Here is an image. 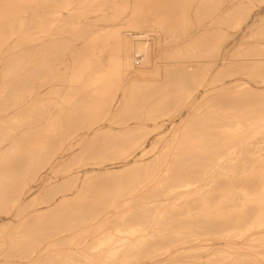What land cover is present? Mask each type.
Listing matches in <instances>:
<instances>
[{
  "label": "rangeland",
  "instance_id": "obj_1",
  "mask_svg": "<svg viewBox=\"0 0 264 264\" xmlns=\"http://www.w3.org/2000/svg\"><path fill=\"white\" fill-rule=\"evenodd\" d=\"M32 1V0H31ZM115 1V0H114ZM123 1V2H122ZM119 0V1H117V2H119V3H117L116 1L115 2H113V4H112V11L113 12H115V14H116V11L115 10H117V8H118V14H116L117 16H118V19H123L124 18V16L126 15H128L129 13H132L133 12V10H138L139 9V5H140V1L139 0H131V2H130V0ZM130 3H129V2ZM133 1H134V3H133ZM213 1V2H212ZM263 3H262V2ZM136 2V3H135ZM137 2H139V3H137ZM184 2V3H183ZM183 2L181 3L182 5H181V10H180V14H182L183 15V17L180 15V18H183L182 20L180 19V18H178L179 19V24H178V20H175L176 21V25H175V21H173L172 22V24L173 25H171L172 26V28L170 29V27L171 26H167V27H165L163 30H162V32H161V39H162V41L163 40H165V41H163L162 43H163V51L161 52V54H160V59H161V71L160 72H158V74H157V72H151V71H149V73L148 72H146L147 74H140L139 75V77H142V76H144L145 77V79L146 78H148V77H153L154 75V77L153 78H155L154 80H146L147 82H148V84H147V82L145 81V80H133V78H132V80L131 79H129L130 78V75L129 74H127L126 73V75L124 74L125 72H121L120 70H118L117 71V73H115L116 72V69L114 70V68H115V64L113 65V63H115L114 62V58H115V52L112 50V48L115 50V47H119L121 44L120 43H118V42H116V41H114L113 42V44L112 45H110L109 46V48L108 49H111V51L109 50V53L108 54H110L109 56L111 57V55L113 56V58H111L110 60L108 59V61H107V63L109 64L110 63V65H107V67L105 68V69H107V71H105V69H99L98 71H95V70H91L90 68H88V66L90 65V60H89V52H87V51H83L81 48H82V46H83V44L84 43H86V39H88V36L90 37V33H92V32H90V31H92V29L91 28H87V29H89V30H87V29H83L81 32H79V33H76V34H73L70 38L71 39H69V41H67V43L66 44H63V48H65V50H67L68 48V46H70V44H71V46L69 47L70 49V51H71V49L73 48H75V47H77V46H79L78 47V49L76 48V49H72V51H73V53H72V51L71 52H69V51H67V53L66 54H68V56H69V61H72L71 62V64H68V63H70L69 61H68V59H67V61H68V63H67V61H66V67H65V69H66V71H67V67L70 65V67H68L69 69V71L68 72H63L62 73V76L63 77H66V78H62L61 76H60V80L62 81V82H64V79H66L67 81H65L64 83H63V88H62V90H61V93H60V100H59V102H61L62 104L65 102V104L66 105H68V106H66V105H62L61 103L59 104L60 105V108H64L65 106L67 107V108H65V109H68L69 108V113H73V114H78L79 112H76L75 113V111H78V107H79V111H83V113L82 112H80L81 113V115L83 116L84 115V118L86 119L85 121H88V120H90V122L92 121V120H94L95 118H96V120H94V122H96L98 119H103V117H104V115H105V117L106 116H108V114L110 113L111 114V118L109 117H107V119H105V120H103L104 122H108V127L106 126L104 129H103V131H101V132H98V133H95V136H93L94 134H92L90 137H88V138H80V137H74V138H72V139H70V138H68V130L70 129V128H72V125H70L69 126V129H67L66 127H65V125H63V126H56V124L54 123V121H47V123L45 122V121H40L41 119H40V117H38V114H39V112H41V109H42V107H46L48 104H50V103H54V102H56V101H54L52 98H53V96H48V97H52L51 99L53 100H50V99H48V97L45 95V96H40V98L38 97L37 99H36V101H34L33 102V104H31V105H28V110H27V113L25 112L26 110H23V112L22 113H25V115L27 116V118L26 119H24V118H16V119H2V120H0V142L2 143H0V158L2 157V155H3V157L0 159V164H1V166H0V170H2V171H0V178H3V179H0V187L2 186V188L0 189V196H1V194H3V196L2 197H0L1 199H3L2 200V202H1V200H0V264H65L68 260L67 259H69V261L66 263V264H147V262L148 263H150L151 261V263L152 264H158V262H159V264H164L165 262V264H182V262H183V264H236V262L235 261H237V264L239 263H241V264H264V238H262V237H264V235H262L261 234V231L260 230H264V215H262V214H264L263 212H264V210L263 211H258L257 213H256V215L257 216H254V218H252V220L251 221H253L252 222V226L250 227V225H251V221L249 222V223H247V225H245L244 227L245 228H243V227H241L242 228V231H241V229H238L237 228V230L236 229H234V233H232V230L233 229H231V231L230 230H227V232L226 231H224V232H217V234H216V232H212V231H210L209 229H207V228H204V224H202V223H204L203 222V218H204V216H205V214H206V212H204V211H206V209L207 210H209V208H210V211H217V210H220V214H221V211L223 210V211H230V210H232V209H236L235 211H237V209H239L243 204L245 205V200H247V198H251V197H254V195H252L253 193L255 194V193H259L260 191H261V194L263 193V191H264V184L263 185H260V186H256V188L254 187V189L255 190H258L259 192H257V191H255L254 192V190L252 191V189H253V187H251L250 185V187H248V185H247V187L245 188V184H244V187L242 186V184H239L240 182H236V180H235V178L236 177H238V179H239V177L241 176V175H246L245 173L248 171L247 169L248 168H251L250 170L251 171H255L256 169H255V167H257V166H254V164H256V162L255 161H258L257 163H259V160L260 161H262L263 159L262 158H260V157H262L263 155H264V152L262 153V151H264V149L263 150H261L262 148H264V128L262 129V127H260L259 125H261V122H259L260 124H257V122L256 121H262V126L264 125V121L263 120H260L261 118H259V120H258V117L257 116H254V115H258L257 114V112H259V111H261V112H259V114H261L262 115V111H263V114H264V107H262V106H264V104H261V103H264V93H261V92H264L263 91V89H264V83H262V80H263V82H264V60H262V58L264 59V46H262V45H260L256 40H255V38L256 39H258L257 37H252V38H250L251 39V41L250 42H245V43H241L242 42V39L241 38H239V39H235L237 36L236 35H239L240 33H241V28H239V27H232L231 26V24L233 25V20H234V25L238 22V21H241V19L242 20H245V19H247L246 17L247 16H249L250 14L251 15H253V13L254 12H256V11H258V10H262L261 11V14H263L262 15V17H259V16H256V18L258 19V17L261 19L262 18V20H258L257 22H256V24L252 27V29H250V31H252V34L254 35L255 33L257 34V35H259L260 36V34H261V36H263V34H264V29H263V27H264V7H261V6H264V1L263 0H244V1H241L242 2V4H243V2H244V4L243 5H241V3H239L240 2V0H236V2L234 3V5L232 6V5H229V6H227L226 8L227 9H229V8H231V10H228L227 11V9L225 8V6H226V1H223V0H183ZM194 2V3H193ZM218 2V4H219V6H221V7H218L217 5L218 4H215V3H217ZM227 2L229 3V0H227ZM32 3H34V4H32V6H36L37 5V8H38V0L36 1V0H34V1H32ZM120 3H121V6H119L120 5ZM123 3V4H122ZM224 3V5H222ZM246 3V4H245ZM118 5V6H114V5ZM130 4H131V8L129 9V7H130ZM186 6H185V5ZM206 4V5H205ZM237 4V5H236ZM126 5H128V8L126 7ZM133 5H135V6H133ZM137 5V6H136ZM183 5H184V7H183ZM188 5V6H187ZM198 5V6H197ZM208 5V6H207ZM236 5V6H235ZM239 5H241V7H243V8H241ZM244 5H246V7L244 6ZM261 5V6H260ZM238 6V7H237ZM258 6V7H257ZM115 9H114V8ZM124 7H125V10H123L124 9ZM216 7V8H215ZM235 7H237V8H235ZM241 8V10H239V11H242V12H238L237 10L238 9H240ZM256 7V8H255ZM36 8V11L38 10ZM197 8H199V9H197ZM202 8V9H201ZM210 8V9H209ZM234 8V9H233ZM244 8H246V10L244 9ZM261 8H263V9H261ZM122 9V11H120V10ZM127 9L129 10L128 12H127ZM132 9V10H131ZM184 9V10H183ZM196 9L198 10V11H196ZM214 9H217V10H219V9H222V10H220L218 13L217 12H215V11H213ZM130 10L132 11V12H130ZM200 10V11H199ZM236 10V11H235ZM248 10V11H247ZM196 11V12H195ZM208 11V12H207ZM228 13H227V12ZM231 11V12H230ZM234 12V14H233V12ZM122 12V13H121ZM215 13V21H213V23L209 26V29H207V28H205L204 30H200L199 32H202V33H200V34H197V35H195V36H193V37H191V38H189V40L187 41V42H182V43H180V44H177L176 43V41H177V38L179 39L181 36H183V35H185L191 28H192V24H193V19L191 18V16L192 15H196V14H198V13H201L200 15H201V17H202V19H203V21L201 22V23H203V22H205V20H208L209 18H210V16L211 15H214V13ZM237 12V13H236ZM246 14H245V13ZM123 14V15H120V14ZM128 13V14H127ZM208 13H209V15H208ZM226 13V14H225ZM229 13H231V14H233V17H232V15L231 14H229ZM236 13V14H235ZM242 13V14H241ZM245 16H244V15ZM217 15V16H216ZM219 15H220V17H219ZM239 15H241V17L239 16ZM126 16H125V18H126ZM190 16V17H189ZM209 16V17H208ZM232 17V18H234V19H232V21H231V18L230 17ZM239 16V17H238ZM179 17V16H178ZM208 17V18H207ZM227 17H229V18H227ZM188 18V19H187ZM190 18V19H189ZM195 18H196V16H195ZM222 18V19H221ZM236 18H238V19H236ZM227 19H228V21H227ZM235 21H236V23H235ZM232 22V23H231ZM262 22V23H261ZM198 24V23H197ZM175 25V26H174ZM187 25V26H186ZM218 25V26H217ZM189 26V27H188ZM146 27H148V26H142V28L141 29H144V28H146ZM173 27H176V28H173ZM186 27V28H185ZM222 27H223V29H222ZM183 28V29H182ZM216 30H215V29ZM219 30H218V29ZM171 30V32H170V34H169V31ZM214 29V30H213ZM260 29V30H259ZM122 30H124V31H127V32H129V31H134V30H140L139 28H137V27H131V26H128V25H125V24H123L122 25ZM169 30V31H168ZM221 30V31H220ZM227 30V31H226ZM256 30V31H255ZM88 32V33H86L85 34V32ZM183 31V32H182ZM215 31H216V34H215ZM255 31V32H254ZM259 31V32H258ZM169 34L170 36H168L167 34ZM175 32V33H174ZM180 32V33H179ZM183 34H182V33ZM208 32V33H207ZM231 32V33H230ZM83 35H82V34ZM164 33V34H163ZM204 33H205V35H204ZM251 33V32H250ZM80 34V35H79ZM88 34V35H87ZM207 34V35H206ZM210 34V35H209ZM75 35V36H74ZM78 37H77V36ZM81 35L82 36H85V37H82V39H81ZM165 37V38H163V36ZM167 35V36H166ZM203 35V36H202ZM80 36V37H79ZM236 36V37H235ZM78 39H77V38ZM139 37V36H138ZM167 37V38H166ZM201 37H203V38H201ZM214 37H215V39H214ZM76 38V40L78 41H76V40H74ZM137 38V37H136ZM73 39V40H72ZM79 39H81V40H79ZM202 39H203V41H202ZM214 39V40H213ZM234 39V40H233ZM72 40V41H71ZM196 40H197V42H196ZM224 40V41H223ZM232 40V41H231ZM84 41V42H83ZM118 41H121V39H119ZM200 41V42H199ZM202 41V42H201ZM206 41V42H205ZM237 41V42H236ZM76 42V43H75ZM205 42V43H204ZM208 42V43H207ZM210 42V43H209ZM231 42V43H230ZM68 43H69V45H68ZM75 43V44H74ZM81 43H83V44H81ZM200 43H201V46H200ZM202 43H204L205 45L203 46V44ZM230 43V44H229ZM250 43V44H249ZM82 46H81V45ZM114 44H115V46H114ZM120 44V45H119ZM72 45H73V47H72ZM116 45H119V46H116ZM195 45V46H194ZM196 45H197V47H196ZM227 45V46H226ZM251 45V46H250ZM111 46H113V47H111ZM190 46H193V47H190ZM224 46H226L225 48V52H224V54L226 55V56H223L224 57V59L225 60H227V59H229V58H233L232 60H228L227 61V63H225V65L223 66V70L221 69V70H218V71H213V68H211V67H214L215 66V62L217 61V60H220L221 59V55H220V53H221V51L223 50V48H224ZM72 47V48H71ZM195 47H196V49H195ZM200 47V48H199ZM223 47V48H222ZM249 47V48H248ZM251 47V48H250ZM255 47V48H254ZM259 47V48H258ZM62 48V49H63ZM195 50H194V49ZM203 48V49H202ZM221 48H222V50H221ZM240 48V49H239ZM248 48V49H247ZM254 48V49H253ZM35 49H37V50H35ZM200 49V50H199ZM239 49V50H238ZM258 49V50H257ZM34 51H33V53L36 55L37 54V52L39 51L40 52V54H39V52H38V54H37V56H38V60H36L35 62H34V64L31 66V70H30V68H29V71H30V73H34L35 72V70H36V68H37V70L39 69V68H41V67H43V63H42V61H41V51H40V48L39 47H35L34 49H33ZM64 50V49H63ZM65 50H64V52H65ZM83 51V53H82V51ZM186 50H188V51H186ZM193 50H194V52H193ZM229 50H230V52H229ZM237 50V51H236ZM261 50V51H260ZM180 51H182V52H180ZM187 52V55L185 56H181V54H184V53H186ZM195 51H196V53H195ZM200 51V52H199ZM216 51V52H215ZM63 52V51H62ZM69 52V53H68ZM79 53V54H75V53ZM192 52V53H191ZM199 52V53H198ZM202 52V53H201ZM204 52V53H203ZM244 52H245V54H244ZM70 53H72V54H70ZM86 53H88V55L86 54ZM194 53H195V55H194ZM202 54L200 57H197L198 56V54ZM257 53H259V54H257ZM172 54V55H171ZM197 54V55H196ZM209 54V55H208ZM34 55V56H35ZM174 55V56H173ZM177 55H179L180 56V59H179V56H177ZM191 56V58H190V56ZM193 55H194V58H193ZM204 55V56H203ZM208 57H207V56ZM249 57H248V56ZM76 56V57H75ZM78 56V57H77ZM204 58H203V57ZM72 57V58H71ZM74 57V58H73ZM88 57V58H87ZM206 57V58H205ZM222 57V58H223ZM36 59H37V57H35ZM78 58H79V60H78ZM85 58H87L85 61L83 60V59H85ZM98 58V57H97ZM96 58V59H97ZM172 58V59H171ZM177 58V59H176ZM202 58H203V60H202ZM220 58V59H219ZM240 58V59H239ZM244 58V59H243ZM248 58V59H247ZM260 58V59H259ZM6 59H9V60H7L6 62H10L11 60H10V58L8 57V58H6ZM72 59V60H71ZM166 59V60H165ZM177 61H176V60ZM179 59V60H178ZM186 59H188V60H190V61H188V62H192V61H200V62H202V66H201V69H202V67H204L201 71H202V73H201V76H200V73L198 74V75H195V77H192V78H194V79H192V80H189L188 82H187V84H185V82L187 81V80H185L184 81V79L183 78H181L180 76H177V75H175L174 74V72L173 73H171L170 71L171 70H169L168 69V67L171 69V68H174V66L177 64V63H183L184 61H187ZM205 59V60H204ZM209 60V62H208V60ZM224 59H222V60H224ZM241 59H243V60H241ZM247 59V60H246ZM257 59V60H256ZM78 60V61H77ZM81 60H83V61H81ZM87 60H89V61H87ZM184 60V61H183ZM216 60V61H215ZM39 61V63H36V62H38ZM77 61V62H76ZM79 61H81L80 63L81 64H79ZM87 61V65L86 64H83V62H86ZM111 61V62H110ZM212 61V62H211ZM256 61H258V62H256ZM173 62H174V64H173ZM206 62V63H205ZM240 62V63H239ZM241 62H243L246 66H244V64L243 63H241ZM245 62H250V63H245ZM253 62H255V63H253ZM261 62V63H260ZM78 63V64H77ZM171 63V64H170ZM211 63H213V65L211 66L210 64ZM231 63V64H230ZM253 64V66H250V64ZM3 65H5V61H3V63H2ZM9 64H11V62L9 63ZM42 64V65H41ZM74 64V65H73ZM167 64V65H166ZM168 64H169V66H168ZM207 64H209V65H207ZM230 64V65H229ZM242 64V65H241ZM249 64V65H248ZM251 64V65H252ZM259 64V65H258ZM263 64V65H262ZM36 65H38L36 68H34L33 66H36ZM40 65H41V67H40ZM81 65L83 66V67H81ZM86 67H85V66ZM209 66L208 68L209 69H207V66ZM227 65H229V66H231V67H229L228 66V68H227ZM234 65V66H233ZM235 65H236V67H235ZM238 65H239V67H238ZM240 65L242 66V68L240 67ZM247 65H248V67H247ZM6 67H7V64L5 65ZM4 66V67H5ZM9 66L10 65H8V67L6 68H4V70H2V72H7L9 75H10V70H11V68H12V66H10V68H9ZM71 66H73V68L71 67ZM75 66H76V68H75ZM78 66V67H77ZM113 66V67H112ZM168 66V67H167ZM226 66V67H225ZM33 67V68H32ZM85 67V68H84ZM110 67V68H109ZM225 67V68H224ZM237 68V69H235V68ZM246 67V69H244V68ZM252 67V68H251ZM8 68H9V71H7L8 70ZM79 68V69H78ZM80 68H83V69H81L82 71H84V73L82 72V71H80ZM163 68H164V70H163ZM233 68V69H232ZM259 68V69H258ZM73 69H77V70H73ZM112 69V70H111ZM169 70L167 73H169V74H167V75H169V78L168 77H166L165 75H166V72H165V70ZM211 69V70H210ZM227 69V70H226ZM231 69V73H230V70ZM239 69H240V71H239ZM251 69V70H250ZM254 69V70H253ZM36 70V75H35V73L32 75V74H30V73H28V76L29 75H31V76H29V77H32L33 79H34V77L35 76H38V77H40L39 79H40V81H41V76L40 75H42V74H40L39 75V73L38 72H40V71H37ZM39 70H42V69H39ZM74 72H73V71ZM88 70H89V74H88ZM102 70V71H101ZM109 70V71H108ZM205 71V73H204V71ZM208 70V71H207ZM235 70V74H233L234 71ZM245 70V71H244ZM248 70V71H247ZM255 70H256V72H255ZM28 71V72H29ZM32 71V72H31ZM76 71H78V73L76 72ZM87 72V74H86V72ZM92 71V72H91ZM94 71V72H93ZM105 71V72H104ZM114 73H112V72ZM120 71V72H119ZM163 71V72H162ZM209 71H210V73H209ZM227 71H228V73H227ZM80 72V73H79ZM83 73V75H81L82 73ZM109 72V73H108ZM164 72H165V74H164ZM221 74H220V73ZM224 72H226V73H224ZM246 72V73H245ZM3 73V74H4ZM41 73V72H40ZM76 73H77V75H76ZM145 73V72H144ZM160 73H163V74H160ZM209 73V74H208ZM215 73V74H214ZM224 73V74H223ZM238 73V74H237ZM251 73H252V75H251ZM262 73V74H261ZM64 74V75H63ZM85 74V75H84ZM93 74V75H92ZM101 75V77H100V75ZM113 74V75H112ZM123 74V76H121ZM149 74V75H148ZM154 74V75H153ZM203 74H205V75H203ZM240 74V75H239ZM250 74V75H249ZM256 74V75H255ZM4 75H5V77H4ZM3 75V77H4V85H5V88L6 87H9V88H7L8 89V91L10 92V90H11V86H10V84H7L8 83V81H9V78H7V74L5 73ZM7 75V76H6ZM67 75V76H66ZM72 75V76H71ZM87 75H88V78H86L87 77ZM110 75H112V76H110ZM147 75V76H146ZM152 75V76H151ZM160 75V76H159ZM213 75V76H212ZM216 75H218V76H216ZM221 75V76H220ZM223 75H226L225 77L226 78H224V76ZM231 75L233 76L232 78H231ZM247 75V76H246ZM261 75V76H260ZM27 76V80H26V83H27V85H26V87L23 89V90H19V93L18 94H21V91H27L28 89L27 88H30V89H32L31 87H33V89L35 90L36 89V91H39L40 90V87L42 86L41 84H42V82H40L39 81V79H38V81H37V77H35V81H34V83H36V84H34L33 83V80H32V84H34V86L32 85V84H30L31 82L30 81H28V80H30V79H32V78H29ZM77 76H79V77H77ZM85 76V77H84ZM108 76H110L109 77V79L107 78ZM116 76V77H115ZM229 76H230V78H229ZM254 76V77H253ZM256 76H258V77H256ZM10 77V76H9ZM82 77V78H81ZM90 77V78H89ZM99 77H100V79H99ZM120 77V78H119ZM129 77V78H128ZM162 77V78H161ZM166 77V78H165ZM205 77V78H204ZM222 77V78H221ZM237 77V78H236ZM71 78V79H70ZM74 78H75V80H74ZM78 78H79V80H78ZM80 78H81V80L82 81H84V83H85V80L87 81L85 84L83 83V82H80V85H81V87H80V85H79V82L78 81H80ZM84 78V79H83ZM102 78H103V81H102ZM104 78H105V80H104ZM158 78V79H157ZM195 78H196V82L197 81H199V86H197L198 85V82H197V85H195L196 83H195ZM198 78V79H197ZM224 78V79H223ZM251 80H250V79ZM77 79V80H76ZM90 79V80H89ZM92 79V80H91ZM128 81H127V80ZM157 79V80H156ZM162 79H164V80H162ZM220 79H222L220 82H219V80ZM101 81L100 82V84H99V81ZM112 80V81H111ZM124 80V81H123ZM166 80V81H165ZM224 80V81H223ZM78 83H77V82ZM91 81V82H90ZM94 81H98V82H94ZM114 81V82H113ZM120 81H123V82H120ZM138 82V83H136V82ZM142 83H141V82ZM153 81V82H152ZM160 81H164L163 83L162 82H160ZM183 81V82H182ZM191 81L193 82V83H191ZM201 81V82H200ZM205 82V83H203V82ZM233 81V82H232ZM239 82V83H237V82ZM6 82V83H5ZM28 82H30V83H28ZM38 82H39V85H38ZM67 82H69V83H67ZM75 82V83H74ZM130 82V83H129ZM131 82H133V83H131ZM135 82V83H134ZM140 82V83H139ZM144 82V83H143ZM150 82H152L153 84V86L150 84ZM210 82V83H209ZM214 82H216V83H214ZM226 82V83H225ZM261 82V83H260ZM65 83H66V85H65ZM71 83H73V84H71ZM88 83H90V84H88ZM103 83H105V84H103ZM108 83H109V87L107 86L108 85ZM129 83V84H128ZM154 83H155V87L158 89H155V88H153L154 87ZM162 83V84H161ZM186 85V88H185V85ZM193 84L192 85V87H191V84ZM195 83V84H194ZM203 83V84H202ZM231 83V84H230ZM30 84V85H29ZM97 84V85H96ZM102 84L105 86H102ZM126 84V85H125ZM135 84H138V85H135ZM143 86H142V85ZM170 84V85H169ZM189 84V85H188ZM213 84V85H212ZM227 84V85H226ZM233 84V85H232ZM248 84V85H247ZM259 84H260V86H259ZM261 84H262V86H261ZM8 85V86H7ZM32 85V86H31ZM67 85H69V86H67ZM71 85V86H70ZM76 85V86H75ZM84 85V86H83ZM86 85V86H85ZM92 85V86H91ZM118 85H119V87H118ZM130 85H132V86H135L136 88H138V89H136L137 91L138 90H140V91H143V90H148V89H150L151 90V92H150V90H148V91H146V92H142V93H145L144 95H143V97H142V93L140 92V93H138L137 91H135V89L134 88H131L132 86H130ZM145 85L147 86L146 88H145ZM167 85V86H166ZM173 85V86H172ZM226 86V88H229V89H226L225 87H223V86ZM232 85V86H231ZM235 85V86H234ZM241 85V86H240ZM28 86H31V87H28ZM64 86H65V88H64ZM68 87V89H67V87ZM101 86H102V88H101ZM129 86V87H128ZM139 86L141 87L140 89H139ZM172 86V87H171ZM188 86H190V87H188ZM194 86V87H193ZM196 86V87H195ZM35 87V88H34ZM69 87H70V90H69ZM79 87V88H78ZM87 87V88H86ZM97 87V88H96ZM128 87V88H127ZM142 87H144V88H142ZM150 87V88H149ZM170 87V88H169ZM208 87V88H207ZM217 87V88H216ZM218 87H222V90H220L221 88H218ZM233 87H234V89H233ZM240 87V88H239ZM247 87V88H246ZM261 87V88H260ZM4 88V91H3V94H8L9 92L8 91H6L7 89H5ZM37 88L39 89V90H37ZM83 88V90H81ZM98 88H100V89H98ZM104 88V89H103ZM110 88V89H109ZM117 88V89H116ZM148 88V89H147ZM197 88H200V91H199V94L200 95H198L197 96V100H196V98H194L195 97V94H197ZM230 88H232V91H231V89ZM242 88V89H241ZM258 88V89H257ZM10 89V90H9ZM75 89H77L78 91H76ZM95 89V90H94ZM98 89V90H97ZM128 89V90H127ZM132 89V90H131ZM142 89V90H141ZM162 89V90H161ZM217 89V90H216ZM226 90V91H224V90ZM249 89H250V91H249ZM72 90V91H71ZM101 90V92H99ZM105 90H109L108 92L107 91H105ZM115 90V91H114ZM156 90H157V92H156ZM162 91V92H158V91ZM174 90V91H173ZM189 90V91H188ZM192 90V91H191ZM213 90V91H212ZM220 90V91H219ZM242 90V91H241ZM253 90H255V91H253ZM29 91H31V90H28L27 92H29ZM68 92V93H66V92ZM92 91V92H91ZM96 91V92H95ZM98 91V92H97ZM105 91V93H103ZM134 91H135V94H134ZM153 91V92H152ZM166 91V92H165ZM179 92V93H176V92ZM206 91V92H205ZM219 91V92H218ZM221 91H224V92H221ZM229 91L231 92V94L229 95ZM239 91H240V94H239ZM249 91V92H248ZM12 92V91H11ZM9 93L7 96H5V99H6V97H11V99L13 98L12 96H15V95H13L12 93ZM64 92V93H63ZM77 92V93H76ZM83 92H84V94H83ZM137 92V93H136ZM164 92V93H163ZM173 92V93H172ZM193 92H194V94H193ZM196 92V93H195ZM204 92V93H203ZM221 92V93H220ZM229 95V96H224L223 97V95H225L226 93ZM236 94H235V93ZM242 92V93H241ZM245 92V93H244ZM73 93H74V95L77 97H75L74 95H73ZM87 93V95H85ZM90 93H92V94H90ZM95 93V94H94ZM103 93V94H102ZM111 93V94H110ZM132 93V95H130ZM148 93H153V95L151 94H148ZM167 93V94H166ZM187 93H190L189 95L187 94ZM213 93V94H212ZM252 93V94H251ZM253 93H255V94H257L259 97L260 96H262L263 98H259L257 95H256V98H257V100H259L258 101V104H257V102H256V98H255V94H253ZM3 94H1V97H2V95ZM5 94V95H6ZM11 94H12V96H11ZM15 94H17V93H15ZM17 94V95H18ZM79 94H81V95H79ZM97 94V95H96ZM115 94L116 95H118V96H120V100L121 101H119L118 102V106H117V109H115V111L114 112H111V110H107V112H106V107L107 106H110V105H108L110 102L109 101H111V103L113 104V99H114V97H115ZM139 94V95H138ZM141 94V95H140ZM147 94H148V97H147ZM159 94V95H158ZM162 94V95H161ZM166 94V95H165ZM175 94H178V95H175ZM184 94V95H183ZM192 94V95H191ZM203 94V95H202ZM216 94V95H215ZM218 94V95H217ZM219 94L221 95V97L219 96ZM223 94V95H222ZM234 94V95H233ZM243 96H242V95ZM259 94H262V95H259ZM63 95V96H62ZM66 95H67V97H66ZM96 95V96H95ZM104 95H105V97H104ZM108 95V96H107ZM112 95V96H111ZM137 95L138 96H141L140 97V99H138L137 98ZM161 95V96H160ZM169 96V98H167L168 96ZM205 95V96H204ZM209 95V96H208ZM235 96V95H237V97L238 98H236V96H235V98H236V100H235V98H233V96ZM251 95H253L252 96V98H251ZM4 96V95H3ZM19 96V95H18ZM65 96V97H64ZM71 96V97H70ZM80 96H82L81 98H80ZM84 96V97H83ZM100 96V97H99ZM110 96V97H109ZM145 96V97H144ZM155 96H158V97H155ZM172 96H173V98H172ZM175 96V97H174ZM176 96H178V98H180L179 99V101H177L176 99ZM191 96V97H190ZM199 96H200V98H199ZM232 96V97H231ZM10 97L9 98H7L6 100L4 99V97H3V99L5 100H3V99H1L0 100V106H2V108L0 107V115H2V112H3V114H5V112L7 111V110H9L10 109V107L12 106V104H11V99H10ZM42 97V98H41ZM44 97V98H43ZM47 97V98H46ZM78 97L80 98V99H78ZM89 97V98H88ZM109 97V98H108ZM112 97V98H111ZM126 97V98H125ZM204 97V98H203ZM217 97V98H216ZM225 97H227L226 99H225ZM248 97H250V98H248ZM62 98L64 99V100H62ZM66 98V99H65ZM71 98V99H70ZM72 98H74L73 100H72ZM82 98H85L84 100H85V102H83L82 101ZM91 99V101H92V99H93V101H92V103H91V101L89 100L88 101V99ZM97 98H98V100H97ZM99 98H101V100L99 101ZM106 98H108V100L106 99ZM111 98V99H110ZM132 98V99H131ZM144 98V99H143ZM146 98V99H145ZM156 98V100L154 101V99ZM163 98V99H162ZM167 98V99H166ZM218 98L220 99V102H219V100H218ZM224 98V99H223ZM232 98L234 99V100H232ZM239 98H241V99H239ZM45 99H46V101H45ZM80 101V102H78V100ZM103 99V100H102ZM129 99V100H128ZM135 101H134V100ZM160 99V100H159ZM162 99V100H161ZM174 100L173 102H171L172 100ZM185 99V100H184ZM190 99H191V101H190ZM201 99V100H200ZM203 99V100H202ZM213 99V100H212ZM224 101H223V100ZM230 99V100H229ZM239 100V102H237L238 100ZM253 99V101H251ZM10 100V101H9ZM41 100H43L45 103H46V105L44 106V104L45 103H43V101H41ZM48 100V101H47ZM50 100V101H49ZM68 100V102H70L69 104H68V102H66V101ZM69 100H71V101H69ZM75 100V101H74ZM105 100V101H104ZM130 100H131V102H130ZM139 100H141V101H139ZM145 100V101H144ZM211 100H212V102H211ZM218 100V101H217ZM232 100V101H231ZM240 100H243L244 102H247L246 104H244V102H240ZM261 100V101H260ZM64 101V102H63ZM77 101V102H76ZM88 102V104H86L87 102ZM102 101H104V102H102ZM144 103H143V102ZM162 101V102H161ZM214 101V102H213ZM221 101H223L225 104H226V106H225V104L223 105V102L221 103ZM225 101H228V102H225ZM234 101V102H233ZM8 103V106L6 105V108L7 107H9L10 105V107H9V109L7 108V110L4 108V106L1 104V103H3V104H5V103ZM50 102V103H49ZM74 102H76V103H78V104H80V105H82V106H77L76 105V103H74ZM83 104H82V103ZM96 102V103H95ZM101 102V103H100ZM121 102V103H120ZM128 102V103H127ZM137 103V105H135L134 103ZM148 102H152L153 104H151V103H148ZM161 102V103H160ZM165 102L167 103V102H169L170 104H171V107H170V105L169 104H165ZM178 102V103H177ZM211 104H210V103ZM217 102H219L218 104H216ZM232 102V103H231ZM250 102V103H249ZM259 102H260V104H259ZM53 103H52V105H53ZM89 103H91V104H89ZM96 105H95V104ZM98 103V104H97ZM103 103L105 104V105H103ZM143 103V104H142ZM160 103V104H159ZM175 103V104H174ZM185 103H189V105H187V104H185ZM206 103V104H205ZM210 105H209V104ZM213 103H215V104H213ZM228 103H230V104H228ZM237 103V105H235V104ZM240 103V104H239ZM56 105H54V107L55 106H58L59 107V105H57V103H55ZM86 104V105H85ZM94 104V105H93ZM132 105V107H131V105ZM148 104V105H147ZM150 104V105H149ZM157 104V105H156ZM162 104H165V105H163V107H165L166 109H165V111H164V108H163V111L161 110V106H162ZM203 104V105H202ZM206 105V107H205V105ZM219 104H221L223 107H221V105H219ZM231 104H233V105H231ZM242 104V105H241ZM89 105V106H88ZM96 106V107H98V108H96V107H93V106ZM246 105V106H245ZM258 105V106H257ZM31 106H32V108H31ZM70 106V107H69ZM76 106H77V108H76ZM83 106H85V107H83ZM106 106V107H105ZM134 106H136V107H134ZM154 106H155V108H154ZM160 106V107H159ZM183 106V107H182ZM194 106V107H193ZM197 106V107H196ZM211 106V107H210ZM214 106V107H213ZM236 106V107H235ZM244 106V107H243ZM247 106H248V109H247ZM250 106V107H249ZM253 106V107H252ZM255 106V107H254ZM30 107V108H29ZM36 107H39V108H36ZM75 107V108H74ZM91 110H89L88 108ZM100 107V108H99ZM104 108V109H102V108ZM111 107H112V105L110 106V107H107V109L108 108H110L111 109ZM126 107V108H125ZM131 107V108H130ZM144 107V108H143ZM150 109H149V108ZM168 107V108H167ZM180 107V108H179ZM189 107V108H188ZM202 107V108H201ZM218 107H219V110H215V109H218ZM231 107H233V108H231ZM242 107H243V109H242ZM252 107V108H251ZM261 107H262V109H261ZM34 108H35V111H34ZM70 108H72V109H70ZM83 108H84V110H83ZM92 108H93V111L94 110H96V111H92ZM96 108V109H95ZM125 108V109H124ZM183 108H184V110H183ZM211 108V109H210ZM231 108V109H230ZM241 108V109H240ZM2 109V110H1ZM30 109H32V110H30ZM38 109V110H37ZM98 109H101V110H99V112H97L98 111ZM127 109V110H126ZM135 109V112L133 111ZM138 109V110H137ZM141 109H143V110H141ZM147 109V110H146ZM156 109H158V110H156ZM169 109V110H168ZM173 111H172V110ZM187 109V110H186ZM227 109V110H226ZM233 109V110H232ZM237 109V110H236ZM251 109V110H250ZM72 110V111H71ZM103 110H105V112L103 111ZM121 110H123V111H121ZM146 110V111H145ZM148 110H149V112H148ZM177 110V111H176ZM181 110H183V112H185V114H186V116L187 117H185L183 120H181V119H177V122H175L174 124L173 123H171V121L169 120V119H171V118H173V115L175 116L174 118L176 119L177 117H179L178 115H177V113H179ZM205 110V111H204ZM224 110V111H223ZM232 110V112L230 113V111ZM243 110V111H242ZM247 110V111H246ZM255 110V111H254ZM259 110V111H258ZM38 111V112H37ZM108 111H110V112H108ZM120 111H121V113H120ZM142 111V112H141ZM166 111H169V112H166ZM189 111V112H188ZM212 111H215V116H213V117H210L211 115L210 114H213L214 115V112H212ZM219 111V112H218ZM220 111H222L223 113H221ZM225 111H228L227 113H229V115L228 114H224V112ZM249 111V112H248ZM252 111V112H251ZM253 111H254V113H253ZM32 112H34V113H32ZM88 114V112H90L88 115L90 116V117H85V115H86V113ZM92 112V113H91ZM125 112V113H124ZM129 112V113H128ZM140 112V113H139ZM147 112V113H146ZM156 112H158V113H156ZM162 112V113H161ZM164 112V113H163ZM172 112V113H171ZM203 112V113H202ZM205 112V113H204ZM234 112H236V113H234ZM248 112V113H247ZM37 113V114H36ZM79 113V114H80ZM99 113V114H98ZM115 113V114H114ZM123 113V114H122ZM152 113V114H151ZM191 113H192V115H191ZM193 113L195 114V115H193ZM207 113H208V115H207ZM210 113V114H209ZM250 113V114H249ZM31 114V115H30ZM32 114H33V116H32ZM91 114H93V115H91ZM103 114V115H102ZM109 114V115H110ZM137 114H139V115H137ZM164 115V116H162V115ZM168 114V115H167ZM201 114V115H200ZM219 114H220V116H221V118H220V120H218L217 122H216V120H217V118H219L220 116H219ZM222 114H224V115H222ZM234 114V116L233 117H231L230 118V116H232ZM88 115H86V116H88ZM94 115H100V116H94ZM120 115H122V117H120ZM144 115V116H143ZM148 115H150V116H148ZM207 115V116H206ZM228 115V116H227ZM251 115V116H250ZM29 116V117H28ZM37 116V117H36ZM153 116H154V118H153ZM169 116V117H168ZM189 116V117H188ZM195 116H196V118H195ZM218 116V117H217ZM225 118H224V117ZM239 116V117H238ZM36 117V118H35ZM93 117V118H92ZM95 117V118H94ZM104 117V118H105ZM114 117V118H113ZM128 117V118H127ZM147 117V118H146ZM149 117H152V118H149ZM164 117V118H163ZM192 119H191V118ZM240 117H241V119H240ZM250 117V118H249ZM29 118H31L30 120H29ZM38 118V119H37ZM88 118V119H87ZM117 118H119V120L117 119ZM129 118L130 119H132V120H129ZM145 118V119H144ZM161 118V119H160ZM167 118V119H166ZM200 118V119H199ZM206 118H207V120H206ZM210 118H212V120L210 119ZM213 118H216V119H214L213 120ZM226 118H227V120H226ZM230 120H229V119ZM236 118V119H235ZM243 118V119H242ZM18 119V120H17ZM92 119V120H91ZM100 119V120H101ZM117 119V120H116ZM143 119V120H142ZM160 119V120H159ZM194 119V121H192ZM196 119V120H195ZM197 119H199V120H197ZM246 119V120H245ZM38 120V121H37ZM113 120V121H112ZM115 120V121H114ZM150 120H152V121H150ZM155 120V121H154ZM211 120V124L210 123H206L207 121L209 122ZM224 120V121H223ZM226 120V121H225ZM234 120H236V121H234ZM248 120V121H247ZM14 121H15V124H14ZM20 121V122H19ZM32 121V122H31ZM144 121V122H143ZM188 121H190V122H188ZM205 121V122H204ZM223 121V123H224V125H223V123L222 124H220L221 122ZM230 121H231V123H232V121H233V126L231 125V123H230ZM240 121V122H239ZM41 124H40V123ZM43 122H44V124H46V125H44L43 124ZM50 122H51V124H50ZM113 122H115V123H113ZM120 122V123H119ZM124 122H125V126H124ZM128 122V123H127ZM131 122V123H130ZM192 122V123H191ZM198 122H200V125L202 124H204V125H206V126H208V127H211L212 128V124L215 122V123H218V124H220V125H222V128H226V129H232V127H233V129H234V131H236L237 129V131L236 132H238L239 133V136H241V133H242V130H244L243 131V134H242V136L241 137H243V138H241L242 140H241V142H240V144L239 145H237L238 143L236 142V145L234 146L235 147V149H233L234 147H233V145H232V150L234 151V153H233V151L231 150V148H228V149H223V150H226V151H223L222 150V152L220 151V152H218V153H215V154H208V155H210V156H208V157H210L212 160H213V156H218L219 158H221V160L217 157L216 158V161L215 160H211V164L213 165V162L215 161L216 162V164H215V166L213 165V167H212V165H211V167H209L208 165H205L206 167H204V166H201V165H203V164H201V162L203 161V162H206V163H208V164H210L209 162V158H207V156L205 155L206 153H208V152H210V148H212V147H215L214 145L215 144H217L216 146H219V144L221 143V142H218L217 143V138H218V140H219V138L220 137H218V135H209V134H205V136H207L208 137V140H207V137H206V139H204L205 138V136H197V138H196V133L195 132H193V134H192V130H196L195 129V127H196V125L195 124H197ZM202 122V123H201ZM246 122V124H244ZM255 122V123H254ZM9 123V124H8ZM10 123H11V125H10ZM31 125H30V124ZM32 123L34 124V125H32ZM52 123L53 124H55V126H56V129H55V127L54 126H52ZM113 123V124H112ZM122 123V124H121ZM135 123V124H134ZM140 123V124H139ZM193 124V125H195V127L194 126H192L191 124ZM195 123V124H194ZM214 123V124H215ZM230 125H229V124ZM243 123V124H242ZM250 123V124H249ZM252 123V124H251ZM256 125H254V124ZM3 124V125H2ZM19 124H21L22 126L20 127V125ZM36 124V125H35ZM51 125V127L53 128V129H50L51 127H50V125ZM131 124H133V125H131ZM138 124V125H137ZM207 124H209V125H207ZM213 124V125H214ZM218 124H216L215 126H214V128H216L217 127V125ZM235 124V125H234ZM17 125V126H16ZM24 125V126H23ZM28 125V126H27ZM48 125V126H47ZM111 125V126H110ZM117 127H116V126ZM122 125H123V127H122ZM147 125V126H146ZM149 125V126H148ZM181 125V126H180ZM202 125H201V127H202ZM226 125V126H225ZM229 125V126H228ZM249 125V126H248ZM251 125H254V126H252L251 128H250V126ZM257 125H258V127L259 128H257ZM21 128H19V127ZM27 126V127H26ZM45 126V127H44ZM47 126V127H46ZM110 126V127H109ZM225 126V127H224ZM228 126V127H227ZM231 126V127H230ZM248 126V127H247ZM31 127V128H30ZM42 127H44L43 129H41ZM49 127V128H48ZM115 128V129H113V128ZM120 127H121V129L123 130V132L121 131V129H120ZM126 129H125V128ZM131 127V128H130ZM142 127H144V128H142ZM150 127V128H149ZM160 127V128H159ZM186 127V128H185ZM190 127H192V128H190ZM241 129H240V128ZM245 127V128H244ZM257 129H259V130H257ZM264 127V126H263ZM6 128H7V130H6ZM19 128V129H18ZM32 128H33V130H32ZM38 128V129H37ZM65 128V129H64ZM81 127H79V129H80ZM108 128H110V130H108ZM119 128V129H118ZM134 128V129H133ZM147 128V129H146ZM155 128V129H154ZM237 128V129H236ZM243 128V129H242ZM253 128V129H252ZM257 130V131H259L260 132V134H258L259 132H257L255 129ZM3 129V130H2ZM16 129V130H15ZM37 129V130H36ZM39 129H41L42 131H40ZM45 129V130H44ZM47 129V130H46ZM60 131H59V130ZM63 129V130H62ZM105 129H107L108 130V132H107V130H105ZM117 129V130H116ZM129 129H130V131H132V129L133 130H137V131H135V132H128L129 131ZM151 129V130H150ZM169 129V130H168ZM192 129V130H191ZM199 129H201L200 127H199ZM250 131V129H251V131L249 132L248 130ZM24 130L26 131V132H24ZM27 130H28V132H27ZM30 130V131H29ZM32 130V131H31ZM36 130V131H35ZM106 132H105V131ZM119 130L121 131L120 133H119ZM128 130V131H127ZM142 130H143V132H142ZM190 130H191V134H192V136H191V134L189 133L190 132ZM239 130L241 131V132H239ZM253 130V131H252ZM261 130H262V132H261ZM4 131V132H3ZM9 131V132H8ZM19 131V132H18ZM21 131V132H20ZM38 131V132H37ZM45 131V132H44ZM55 131H57V132H59V134L56 132L55 133ZM139 131V132H138ZM178 131V132H177ZM183 131V132H182ZM185 131V132H184ZM256 131V132H255ZM10 132H12V133H10ZM40 132H41V134H40ZM46 132H47V134H46ZM52 132V133H51ZM60 132H62V133H60ZM126 132H128L129 134H131V136H133V137H128L129 136V134L128 133H126ZM141 132V133H140ZM249 132V133H248ZM3 133V134H2ZM16 133V134H15ZM30 133V134H29ZM33 133V134H32ZM34 133H37L36 135L34 134ZM49 133L51 134V135H49ZM104 133V134H103ZM110 133H111V135H110ZM119 133V134H118ZM127 134L128 136H126V137H128V138H131V140L132 141H130V139H128L126 142H125V140L126 139H124V138H126V137H124L123 138V136H125L124 134ZM145 135H144V134ZM150 133V134H149ZM183 133V134H182ZM245 133V134H244ZM251 133H253V135H251ZM2 134V135H1ZM10 134V135H9ZM25 134V135H24ZM29 134V135H28ZM40 134V135H39ZM54 134H56V135H54ZM101 134V135H100ZM106 134V135H105ZM123 135L122 136V138L124 139L123 140V142H121L122 141V138H121V136L120 135ZM199 135H200V133H198ZM246 134H250V136H248V135H246ZM254 134H256L255 136H254ZM258 134V135H257ZM263 134V135H262ZM4 135H5V138H4ZM17 135H18V137H17ZM41 135H43L42 136V138L40 139V137L39 136H41ZM47 137H46V136ZM50 137H49V136ZM99 135V136H98ZM114 135V136H113ZM115 135H117V137H118V139H119V141H118V139H116V136ZM119 135V136H118ZM136 135V136H135ZM144 135V136H143ZM183 135V136H182ZM187 135V136H186ZM260 135V136H259ZM12 136H13V138H12ZM29 136V137H28ZM38 136V137H37ZM54 136H56V137H54ZM65 136V137H64ZM111 136V137H110ZM147 136V137H146ZM177 136V137H176ZM194 136V137H193ZM211 136V137H210ZM216 136H217V138H216ZM227 137H232V134H230L229 133V136H228V134L226 135ZM238 136V137H239ZM253 138H252V137ZM3 137V139H1ZM23 137V138H22ZM32 137H33V139H32ZM60 137H62V138H60ZM66 138L65 139V141H64V138ZM110 137V138H109ZM115 137V138H114ZM134 137H136L135 139H134ZM144 137H146L144 140L142 139V138H144ZM176 137V138H175ZM181 137H183V138H181ZM188 137V138H187ZM199 137V138H198ZM212 137H214V139L216 140H214V139H212ZM11 140H10V139ZM28 138V139H27ZM44 138V139H43ZM55 138H56V140H55ZM109 138V139H108ZM141 140H140V139ZM174 138V139H173ZM192 138V140H190ZM196 140H195V139ZM209 138H211V139H209ZM245 138V139H244ZM257 138H259V139H257ZM260 138H262V142H260L261 141V139ZM7 139V140H6ZM18 139H19V141H18ZM24 139V140H23ZM49 139V140H48ZM121 139V140H120ZM148 139V140H147ZM180 139V140H179ZM182 139H183V141H182ZM198 139H200V142H197L196 143V141H198ZM42 140H44V141H42ZM60 140V141H59ZM70 140H73V142H71L70 144H68V141H70ZM109 140V141H108ZM114 140H115V143L116 144H118V142L120 143V146H119V144H118V146L117 145H115V143H114ZM118 142H117V141ZM138 140V141H137ZM189 140V141H188ZM205 142H204V141ZM210 140V141H209ZM212 140L214 141L213 143H212ZM237 140H240V138H238ZM243 140H247V141H245L244 143H243ZM249 140H251V141H249ZM256 141L255 143L256 144H252V143H254L253 141ZM259 140V144H257L258 141ZM10 141V142H9ZM16 141V142H15ZM20 141H23V142H20ZM25 141H26V144H25ZM31 141H33L31 144H30V142ZM67 141V142H66ZM105 141V142H104ZM108 143H107V142ZM140 141V142H139ZM144 141H145V143H144ZM147 141V142H146ZM181 141H182V143H181ZM185 141V142H184ZM188 141V142H187ZM6 142V143H5ZM13 142H14V144H13ZM27 142H28V144H27ZM103 142V143H102ZM109 142L110 143H112V144H109ZM133 142H134V144H136V145H134L133 144ZM137 142V143H136ZM139 142V143H138ZM175 142V143H174ZM176 142H177V144H176ZM205 143V145L203 146L204 148L205 147H207L206 149H203V147H202V145ZM209 142V143H208ZM216 142V143H215ZM246 142H248L247 144H246ZM4 143V144H3ZM18 143H20L21 145H18ZM23 143V144H22ZM52 143V144H51ZM67 143V144H66ZM105 143H106V145H105ZM123 143H124V145H123ZM129 143H130V145H129ZM141 143H143V144H141ZM161 143V144H160ZM193 143V144H192ZM209 145H207V144ZM212 143V144H211ZM244 144V148L246 149V147L250 150V151H248V149L247 150H245L244 148H242V144ZM25 144V145H24ZM30 144V145H29ZM35 144V145H34ZM40 144V145H39ZM45 144V145H44ZM51 146H49V145ZM55 144V145H54ZM58 144V145H57ZM63 144V145H62ZM113 144H114V146L115 147H117V149L113 146ZM127 144L129 145V146H127ZM160 144V145H159ZM191 144H192V146H191ZM202 144V145H201ZM210 144H211V146H210ZM252 146H251V145ZM12 145V146H11ZM15 145V146H14ZM18 145V146H17ZM39 147H38V146ZM43 145V146H42ZM48 147H47V146ZM53 145V146H52ZM60 145H62V146H64V147H61ZM68 145V146H67ZM91 147H90V146ZM110 145V146H109ZM126 147V149L123 147ZM132 145H133V147H132ZM142 145L143 146H147L146 147V149H145V151L144 152H146V153H143V151H140L141 149V147H142ZM186 145V146H185ZM197 145H198V147H197ZM245 145H246V147H245ZM258 145H261L260 147L258 146ZM10 146V147H9ZM24 146V147H23ZM27 146H28V148H27ZM34 146H36V148H38V150L34 147ZM58 146V147H57ZM70 146V147H69ZM74 146V147H73ZM83 146V147H82ZM89 146V147H88ZM135 146H136V148H135ZM156 146V147H155ZM162 146V147H161ZM237 146H240V147H237ZM257 146V147H256ZM15 147H17V150H16V148ZM18 147H19V149H18ZM34 147V148H33ZM50 147V148H49ZM56 147V148H55ZM78 147V148H77ZM98 147V148H97ZM122 149H121V148ZM158 147V148H157ZM161 147V148H160ZM165 147V148H164ZM176 147V148H175ZM182 149H184V150H182ZM194 147V148H193ZM199 147H202V149L201 148H199ZM5 148H7V149H5ZM25 148V149H24ZM32 148V149H31ZM45 148V149H44ZM51 148H53V149H51ZM59 148H61L62 150L60 151V149ZM67 148V149H66ZM84 148H85V150H84ZM90 148V149H89ZM96 148V149H95ZM113 148V149H112ZM120 148V149H119ZM134 148V149H133ZM137 148H139V149H137ZM155 148V149H154ZM163 148V149H162ZM166 148H167V151H166ZM179 148H180V150H179ZM197 148V149H196ZM236 148H238L237 150H236ZM240 148V149H239ZM255 148V149H254ZM34 149L35 150H37V154H38V152H39V154H40V156H37V154H36V152L34 151ZM50 149V150H49ZM59 149V150H58ZM71 149V150H70ZM78 149V150H77ZM119 149V150H118ZM127 149H128V151H127ZM131 151H130V150ZM132 149H133V152H132ZM154 149V150H153ZM190 149V150H189ZM241 149H243L244 150V152L241 150ZM24 150V151H23ZM28 150H30V151H28ZM48 150V151H47ZM52 150H53V152H52ZM57 151V153H56V155L58 156V155H62L63 157L65 156V158H63L62 157V159H60V160H63L62 162H60V160H59V158L57 159V156H52L53 154H55L54 152H56ZM66 150V151H65ZM89 150H91V151H89ZM114 150V151H113ZM121 150H123L124 152H122ZM148 150V151H147ZM179 150V151H178ZM196 150V151H195ZM202 150V151H201ZM204 150V151H203ZM209 150V151H208ZM235 150H236V154H235ZM259 150H260V152H259ZM9 151V152H8ZM19 151V152H18ZM49 151L51 152L50 153V155H49ZM63 151H65V152H67V153H64ZM82 151V152H81ZM110 153H109V152ZM127 151V152H126ZM137 152L138 151V154H139V156L137 157V161H139V163H137L136 165H131V166H135V168H132V167H129V168H122V171H121V169L120 168H118L119 167V165L122 163V161L126 158V156H128V154L130 155V152L131 153H134V152ZM150 151V152H149ZM158 151H160L161 153H159ZM190 151V152H189ZM200 151V152H199ZM207 151V152H206ZM240 151V153H239V156L241 157H239L238 156V152ZM256 151V152H255ZM4 154H6V155H4ZM6 152V153H5ZM15 152V153H14ZM75 152V153H74ZM108 152V153H107ZM129 152V153H128ZM164 152H166V154L164 153ZM176 152H177V154H176ZM201 152H204V153H201ZM206 152V153H205ZM227 152H229V153H227ZM248 153V154H245L244 155V153ZM251 152V153H250ZM254 152V153H253ZM7 153H9V154H7ZM15 155H14V154ZM26 153H27V155H26ZM32 153H34L33 154V156L31 155ZM46 155H44V154ZM62 153V154H61ZM86 153V154H85ZM105 153V154H104ZM124 153V154H123ZM144 155H143V154ZM149 153H151V154H149ZM155 153V154H154ZM158 153V154H157ZM175 153V154H174ZM190 156V157H188V155ZM192 154V155H190V154ZM200 155H199V154ZM222 153V154H221ZM225 153V154H224ZM227 153V154H226ZM233 155H231V154ZM243 153V154H242ZM43 154V155H42ZM52 154V155H51ZM64 154V155H63ZM76 154V155H75ZM84 154V155H83ZM104 154V155H103ZM111 154V155H110ZM122 154V155H121ZM161 154V155H160ZM174 154V155H173ZM186 154V155H185ZM194 154H196V155H194ZM13 155V156H12ZM17 155V156H16ZM24 155H26V156H24ZM31 156V157H29V156ZM73 157H72V156ZM80 155H83V156H80ZM90 155V156H89ZM123 155H124V157H123ZM143 155V156H142ZM153 155H154V157H153ZM159 155V156H158ZM164 155V156H163ZM176 155H177V157H176ZM182 155V156H181ZM228 156V157H226V156ZM237 156L236 158L234 157V156ZM250 155V156H249ZM258 155H260L259 156V158H257L256 159V157H258ZM5 156V157H4ZM9 156V157H8ZM22 156V157H21ZM24 156V157H23ZM43 156V157H42ZM44 156L46 157V158H44ZM71 156V157H70ZM79 156H80V159H79ZM152 156V157H151ZM176 158H175V157ZM186 156V157H185ZM195 156V157H194ZM199 156V157H198ZM221 156V157H220ZM230 156H232V157H230ZM243 156V157H242ZM16 157V158H15ZM67 157V158H66ZM117 157H118V159H119V161H118V159H117ZM124 159H123V158ZM161 157V158H160ZM164 157H166V158H164ZM167 157H168V159H167ZM192 157H194L193 159H192ZM199 158V159H197V158ZM206 157V159H208V161L206 160V159H204V160H202L203 158H205ZM225 157V158H224ZM239 157V158H238ZM245 157V158H244ZM249 157V158H248ZM253 157V158H252ZM6 158V159H5ZM31 158V159H30ZM35 158V159H34ZM36 158H38V159H36ZM54 158H55V161H54ZM142 158H145V159H143L142 160ZM149 158V159H148ZM179 158H180V160H179ZM196 158V159H195ZM215 158V157H214ZM248 158V159H247ZM251 158V159H250ZM264 158V157H263ZM4 159V160H3ZM10 159V160H9ZM42 159V160H41ZM50 159L52 160L51 161V163H56L57 164V167H56V164L54 165V164H51V163H49L48 161H50ZM57 159V160H56ZM77 159V160H76ZM99 159V160H98ZM109 159V160H108ZM141 159V160H140ZM147 159V160H146ZM158 159V160H157ZM163 159V160H162ZM176 159V160H175ZM187 161H186V160ZM195 159V160H194ZM220 160V162H222V164L219 162V160ZM224 159H226L225 160V162H226V164L224 165V167L226 168V170H224L223 169V164H224ZM241 159V160H240ZM254 159H256V160H254V162H253V160ZM22 160V164H21V167L20 166H17L16 164H18V162L19 161H21ZM27 160V161H26ZM45 160V161H44ZM59 160V161H58ZM69 160V161H68ZM74 160V161H73ZM103 160V161H102ZM149 160V161H148ZM167 160V161H166ZM174 162H173V161ZM177 160L178 161H180L182 164H183V166H176V162H177ZM183 160H185V161H183ZM200 161V163H199V161ZM227 160H229V161H227ZM246 162H245V161ZM250 162L251 160V162H253L254 164H253V166L254 167H252V163L250 162V163H248L247 164V162L248 161ZM14 161V162H13ZM17 163H16V162ZM29 161L31 162V168H30V165L28 166L27 164H29ZM57 161V162H56ZM121 161V162H120ZM152 161H154V163H152ZM163 161H165V165L163 164ZM196 161V162H195ZM242 161V162H241ZM10 164H9V163ZM37 162V163H36ZM41 162H42V164H41ZM48 162V163H47ZM70 162V163H69ZM79 164H78V163ZM142 162V163H141ZM146 162V163H145ZM157 162H158V164H157ZM160 162V163H159ZM172 162V163H171ZM179 162V163H180ZM185 162H187V163H185ZM198 162V163H197ZM202 162V163H203ZM214 162V163H215ZM218 162V163H217ZM231 162V163H230ZM240 162V164H238ZM263 162H264V160H263ZM26 163V164H25ZM32 163H33V165H32ZM112 163V164H111ZM150 165H149V164ZM169 163V164H168ZM171 163V164H170ZM174 163V164H173ZM176 163V164H175ZM190 163V164H189ZM233 163V164H232ZM244 163V164H243ZM2 164H4V165H2ZM9 166H8V165ZM27 165V166H25V165ZM69 164V165H68ZM92 164V165H91ZM139 164V165H138ZM143 164V165H142ZM147 164V165H146ZM152 164V165H151ZM161 164H163L165 167H168V165H169V167L171 166V168H167V169H165V170H162V169H164V166H162ZM168 164V165H167ZM186 164V165H185ZM187 164H188V166L190 165V166H192V168H189V167H187ZM195 164V165H194ZM199 164V165H198ZM221 164V165H220ZM229 164V165H228ZM238 164V165H237ZM246 164V165H245ZM13 165V166H12ZM35 165V166H34ZM42 165V166H41ZM49 165V166H48ZM53 165V166H52ZM71 165H73V166H71ZM162 166V167H160V166ZM173 165H174V167H177L176 168V172H175V174L176 175H172V172H173V169H174V167H173ZM199 166V167H197V166ZM220 165V166H219ZM243 165V166H242ZM15 166V167H14ZM25 166V168L23 169V167ZM34 166V167H33ZM48 166V167H47ZM51 166V167H50ZM69 166V167H68ZM76 166V167H75ZM102 166H107V167H117V168H112L111 170H113L112 172L110 171V173H108V172H102L103 173V176H102V173L100 174V175H94V174H92L91 175V173L93 172V171H95L94 169H96V171L99 169V167H102ZM143 166V167H142ZM146 166V167H145ZM157 166H158V169H157ZM186 166V167H185ZM201 166V167H200ZM218 166V167H217ZM232 166V167H231ZM235 166V167H234ZM244 166H248V167H244ZM250 166V167H249ZM7 167H8V169H7ZM10 167V168H9ZM13 167H14V169H13ZM16 167H20V169L19 168H16ZM53 167H55V168H53ZM92 167H93V169H92ZM145 167V168H144ZM148 167V168H147ZM150 167V168H149ZM154 167V168H153ZM182 167H185V168H182ZM215 167V168H214ZM233 168V169H230V168ZM240 168V170H239V168ZM245 169H244V168ZM27 168V169H26ZM28 168H30L29 170L30 171H28ZM34 168V169H33ZM40 168V169H39ZM53 168V169H52ZM68 168V169H67ZM71 168V169H70ZM73 168V169H72ZM79 168V169H78ZM143 168V169H142ZM160 168V169H159ZM173 168V169H172ZM181 168V169H180ZM187 168H189L188 169V171L187 172H189V173H186V170L185 169H187ZM200 168V169H199ZM213 168L215 169V170H213ZM227 168H228V170H227ZM237 168H238V170H237ZM247 168V169H246ZM254 170H253V169ZM258 169L260 168V167H257ZM19 169V170H18ZM50 169V170H49ZM76 169V170H75ZM126 169V170H125ZM131 169V170H130ZM151 169V170H150ZM154 169L156 170V172L157 173H159V175H157V173L154 171ZM170 169H172V171L170 170ZM180 169V170H179ZM182 169H184V171L182 170ZM192 169V170H191ZM198 169V170H197ZM204 171H203V170ZM207 169V170H206ZM210 169H211V171H210ZM234 169H235V171H234ZM14 170V171H13ZM24 170H26V171H24V173L21 175V172H23ZM32 170V171H31ZM39 170V171H38ZM134 172H133V171ZM148 170V171H147ZM153 170V171H152ZM159 170H161V172H159ZM167 170H169V172L171 173V178H170V176L169 175H167L169 172H167ZM182 171L183 173H185L186 175H187V177H186V175L185 174H183L182 172H180L179 173V171ZM196 170H197V172H196ZM201 170V171H200ZM232 170V171H231ZM247 170V171H246ZM4 171V172H3ZM10 171H11V174H10ZM18 171H20V172H18ZM36 171V172H35ZM53 173H52V172ZM60 171H61V173H60ZM88 171V172H87ZM95 171V172H96ZM118 171H120V172H118ZM141 171V172H140ZM146 171V172H145ZM175 171V170H174ZM193 171H194V174H193ZM202 171H203V173H202ZM210 171V172H209ZM215 171V172H214ZM216 171H217V173H216ZM7 172H8V174H7ZM18 172V173H17ZM56 172V173H55ZM64 172V173H63ZM84 172L87 174H84ZM90 172V173H89ZM113 172H114V174H113ZM124 172V173H123ZM153 172V173H152ZM162 172H164L165 173V175H166V177L168 178V176H169V178H168V182H167V178L165 177V175H164V173H162ZM177 172H178V174H177ZM215 174H214V173ZM224 172V173H223ZM227 172V173H226ZM232 172H235L234 174H235V176H234V174L232 173ZM12 173H14V174H12ZM20 173V174H19ZM26 173V174H25ZM32 173V174H31ZM36 173V174H35ZM39 173V174H38ZM75 173V174H74ZM79 173H81V174H79ZM89 173V174H88ZM112 173V174H111ZM126 173V174H125ZM133 173V174H132ZM149 173H151V174H149ZM156 173V174H155ZM169 173V174H170ZM174 173V172H173ZM198 173H200V174H198ZM213 173V174H212ZM221 173H223V174H221ZM229 173V174H228ZM17 174V175H16ZM28 174V175H27ZM73 174V175H72ZM76 174H78V175H76ZM125 174V175H129V176H131V179L134 181V184H133V181L131 180L130 181V179H128L129 178V176L127 175L126 177H128V178H125V175H124V179L125 180H122V177H123V175ZM161 174H163V176L161 175ZM191 174V175H190ZM210 174V175H209ZM220 174V175H219ZM226 175L227 176V179L226 178H222V176L223 175ZM237 174V175H236ZM241 174V175H240ZM5 175V176H4ZM9 175V176H8ZM11 175V176H10ZM13 175V176H12ZM27 175V176H26ZM33 177V180H32V177ZM38 175V176H37ZM41 175L43 176L42 178H41ZM48 175V176H47ZM63 175V176H62ZM81 175V176H80ZM86 175V176H85ZM107 177H106V176ZM116 175H118V177L116 176ZM119 175H121V176H119ZM151 175V176H150ZM156 175H157V178L159 177V181L158 180H155V181H153V179H154V177H155V179H157L156 178ZM177 175H179V176H177ZM181 175V176H180ZM184 175V177H186L187 178V180H185L186 178H182L183 180H185V181H182V180H180L179 179V177H182ZM194 175V176H193ZM198 175V176H197ZM209 175V176H208ZM223 176V177H226V176ZM228 175H229V178H228ZM19 176V177H18ZM25 176V177H24ZM40 176V177H39ZM61 176V177H60ZM73 176V177H72ZM79 176V177H78ZM93 176V177H92ZM95 176V177H94ZM98 176V177H97ZM99 176H100V178H99ZM111 176V177H110ZM116 176V178H115V181H116V179H117V181L119 180V177H120V182L118 181V183H120V185H118V183H117V181L116 182H113L114 180V178H112V177H115ZM141 178H140V177ZM153 176V177H152ZM162 176V178H160ZM173 176L175 177V179H173ZM12 177V178H11ZM13 177H14V179H13ZM16 177H18V178H20V180L19 179H17ZM45 177V178H44ZM81 177V179H79ZM85 177V178H84ZM87 177V178H86ZM91 177V178H90ZM102 177V178H101ZM103 177H104V179H109V182L107 181V180H104L103 179ZM139 179H138V178ZM144 177H146V178H144ZM151 177V178H150ZM163 177H165V179L163 178ZM176 177H178V179L180 180L179 182H181V183H179V182H177L178 180H177V178ZM196 177V178H195ZM222 179H220V178ZM232 177H234V180H235V182H234V180H232ZM10 178V179H9ZM23 178V180H21ZM25 178V179H24ZM31 179V181H30V179ZM40 178V179H39ZM68 178V179H67ZM76 178V179H75ZM90 178V179H89ZM94 178V179H93ZM98 178H99V180H98ZM111 178V179H110ZM136 178V179H135ZM150 178V179H149ZM201 178H203V179H201ZM210 178H212L211 180H210ZM213 178H214V180H213ZM221 180H219V179ZM231 178V179H230ZM41 179H44V180H42L43 182V184L41 183ZM51 179V180H50ZM91 179H93V180H91ZM95 179H97V181L95 180ZM128 181H127V180ZM144 179H145V181H144ZM195 179V180H194ZM218 179V180H217ZM223 179H225V180H223ZM229 179V180H228ZM237 179V178H236ZM10 180V181H9ZM19 180V181H18ZM40 180V181H39ZM46 180V181H45ZM49 182H48V181ZM67 180V181H66ZM74 182H73V181ZM87 180V181H86ZM112 180V181H111ZM122 180V181H121ZM166 181V182H164V181ZM173 180V181H172ZM176 180V183H178V184H176V183H174V181ZM189 180V181H188ZM228 180V181H227ZM233 181V182H231V184H230V181ZM8 181V182H7ZM13 182V184H12V182ZM24 181H26L25 182V184L24 185H21V184H23V182ZM44 181H45V183H44ZM93 181V182H92ZM98 183V185L97 184H95L96 182ZM130 181V182H129ZM147 181H148V183H147ZM158 181V182H157ZM161 181H162V183H161ZM206 181V182H205ZM214 183H213V182ZM217 181V182H216ZM220 182V184H219V182ZM225 181L226 183V185L225 184H223V182ZM6 182V183H5ZM16 182V183H15ZM19 182V183H18ZM31 182H32V184H31ZM40 182V183H39ZM48 182V183H47ZM61 184H60V183ZM69 182H70V185H68L69 184ZM82 182V183H81ZM102 182V183H101ZM109 184V185H114V188L112 187H109V186H107V184ZM111 182H113V183H111ZM124 182L126 183L127 182V184H125V186H124ZM145 182V183H144ZM152 182V183H151ZM170 182V183H169ZM184 182V183H183ZM211 182V183H210ZM216 182V183H215ZM15 183V184H14ZM90 183H92V184H90ZM99 183H101V184H99ZM115 183H117V185L115 184ZM172 183H174V185L172 184ZM200 183V184H199ZM205 183H206V186H207V184H208V187H206L205 186ZM218 183V184H217ZM222 183V184H221ZM228 183V184H227ZM232 183H233V185H232ZM234 183L235 184H238V185H234ZM4 184H5V186H4ZM60 184V185H59ZM64 184H66L65 186H64ZM90 185V189H87L88 187H89V185ZM104 184V185H103ZM122 184H123V186H122ZM144 184V186H142ZM151 184V185H150ZM155 184H157L156 186H155ZM170 184V187L168 186ZM14 185V186H13ZM28 185H29V187H28ZM77 185V186H76ZM84 185V186H83ZM87 185V186H86ZM131 185V186H130ZM154 185V186H153ZM161 185V186H160ZM177 185V186H176ZM184 185V186H183ZM186 185H188L189 187H187ZM190 185H192V186H190ZM220 185H221V187H220ZM229 185V186H228ZM55 186V187H54ZM62 186V187H61ZM73 186V187H72ZM82 186V187H81ZM94 186V188H95V186H96V188L94 189H92V187ZM97 186L98 187H100L101 189V191L102 192H107L108 194H113V196L111 197V199L109 198V196H111V194L108 196V195H106L107 193H103L102 194V192H101V194L99 193V192H96V196H94L93 197V195H95V194H93V193H95V191H97L98 190V188H97ZM103 186H106V188L105 189H102V187ZM127 186V187H126ZM129 186V187H128ZM180 187V189H179V187ZM187 188H186V187ZM218 186L220 187V190L221 189H223V191L221 192L220 190H219V188H218ZM224 186V187H223ZM231 186H235L234 188L233 187H231ZM237 186H238V188H237ZM262 186V187H261ZM31 187V188H30ZM54 187V188H53ZM121 187H123L122 188V190H121ZM145 187V188H144ZM158 189H157V188ZM161 187V188H160ZM167 187H169V188H167ZM199 187V188H198ZM210 187V188H209ZM213 187H215V190H213L214 188ZM231 187V188H230ZM240 187V188H239ZM13 189L12 191H11V189ZM22 188H23V191H22ZM28 188H30L31 190H28ZM32 188H34L33 190H32ZM48 188V189H47ZM60 188V189H59ZM74 188V189H73ZM82 188H83V190H82ZM104 188V187H103ZM110 189V190H115V194H114V192L113 191H110V190H108L107 191V189ZM133 188V189H132ZM165 188H167V189H165ZM171 188V189H170ZM203 188V189H202ZM213 188V189H212ZM218 188V189H217ZM224 188H225V191H224ZM227 188V189H226ZM229 188V189H228ZM249 189L248 190V192L250 191V194L249 193H247V192H245L246 190L245 189ZM260 188V189H259ZM21 189V191H22V193H20L21 191H19V190ZM26 189V190H25ZM54 189V190H53ZM70 191H69V190ZM126 189V190H125ZM132 189V190H131ZM143 189V190H142ZM152 189H154V190H152ZM179 189V190H178ZM205 189V190H204ZM242 189V190H241ZM245 191H244V190ZM262 189V190H261ZM1 190H2V192H1ZM28 190V191H27ZM62 190H63V192H62ZM88 190H89V192H88ZM92 190H94V191H92ZM99 190V191H100ZM161 190V191H160ZM169 190V191H168ZM181 190H183V191H181ZM191 190V191H190ZM194 190V191H193ZM198 190V191H197ZM201 190V191H200ZM212 190V191H211ZM217 190V191H216ZM219 190V191H218ZM234 190V191H233ZM7 193H6V192ZM10 191V192H9ZM59 191V192H58ZM64 191H66V192H64ZM83 191V192H82ZM109 191H110V193H109ZM117 191V192H116ZM122 191V192H121ZM134 191V192H133ZM137 193H136V192ZM142 191V192H141ZM151 191V192H150ZM160 193V195H159V193ZM164 191V192H163ZM177 191V192H176ZM186 191V192H185ZM190 191V192H189ZM207 191H210V192H212V193H208ZM228 191H230V193L231 194H236L237 196H240V197H237L236 195L234 196V195H231V198H229V201L228 200H226L225 199V196H223L224 195V193L225 194H228L229 192ZM233 191V192H232ZM251 191H252V194H251ZM9 192V193H8ZM12 192V193H11ZM18 192V193H17ZM26 192V193H25ZM31 192V193H30ZM73 192V193H72ZM113 192V193H112ZM156 192V193H155ZM162 192V193H161ZM175 192V193H174ZM206 192V193H205ZM215 192V193H214ZM218 192V193H217ZM239 194H237V193ZM244 192V193H243ZM14 193H16V194H14ZM24 193H25V195H24ZM29 193V195H27ZM34 193V194H33ZM63 193H64V195H65V193H67L66 195H65V198L67 199H65V198H60L61 196L63 197L64 195H63ZM72 193V195H70ZM77 193V194H76ZM79 193H82V194H79ZM85 193V195H83ZM88 193V194H87ZM98 193V194H97ZM130 193V194H129ZM133 193H135V194H133ZM158 193V195H156ZM174 193V194H173ZM179 193V194H178ZM196 195H195V194ZM205 193V194H204ZM213 198V199H211V197L208 195V194ZM229 193V194H230ZM242 193V194H241ZM19 194V195H18ZM22 194V195H21ZM46 194V195H45ZM89 194L92 196H90L89 197ZM101 196H100V195ZM120 194V195H119ZM131 194H133V195H131ZM145 194H148V195H145ZM153 196H152V195ZM169 194V195H168ZM178 194V195H177ZM180 194H181V197H180ZM186 194V195H185ZM191 194V195H190ZM201 196H199V195ZM220 194H222V195H220ZM257 194H255V195H257ZM260 194V193H259ZM7 195V196H6ZM14 195V196H13ZM21 195V196H20ZM77 195V196H76ZM88 195V196H87ZM98 195H99V197H98ZM106 195V196H105ZM115 195V196H114ZM119 195V196H118ZM122 195V196H121ZM126 195V196H125ZM138 195H140V196H138ZM162 195H163V197H162ZM185 195V196H184ZM208 196V197H210V198H206V197H203V196ZM217 195V196H216ZM220 195V196H219ZM244 195V197L242 198V196ZM245 195H249V197H247V196H245ZM6 196V197H5ZM17 196H19L20 198H18ZM28 196H30V197H28ZM43 196V197H42ZM69 196V197H68ZM71 196V197H70ZM75 196V197H74ZM79 196V197H78ZM81 196V197H80ZM83 196V197H82ZM87 196V198H89L88 200H89V202L91 203L93 200H97L98 202H96V205L98 206H101V207H103V208H101V207H97V206H95L94 207V203H95V201H93L92 202V204H91V207H90V209H92L91 211H94V212H90V211H88L89 210V205H90V203L89 202H86V203H88V205H86V203H85V201H88V200H83V199H85V197ZM107 198V199H109L108 200V202H106L107 200H104V199H106L105 197ZM108 196V197H107ZM116 196H117V198H116ZM137 196V197H136ZM143 196V197H142ZM150 196V197H149ZM177 196H178V198H177ZM186 196H188V197H186ZM199 196V197H198ZM216 196V197H215ZM234 197V199H233V197ZM5 197V198H4ZM79 198L78 200H80V201H77V198ZM104 197V198H103ZM157 197H158V201H157ZM192 199H191V198ZM194 197H195V199H196V201L194 200ZM199 198V200H197L198 198ZM217 197H218V199H217ZM224 197V198H223ZM236 197V198H235ZM7 198H8V200L9 201H7ZM11 198V199H10ZM18 199L19 200V202H15V201H17V200H14V199ZM24 200H23V199ZM71 198V199H70ZM83 198V199H82ZM86 198V199H87ZM97 198H101L100 200H102V198H103V200H104V202L106 203H104L103 201H100L99 199H97ZM138 198H139V200H140V202H139V200H138ZM141 198H142V200H141ZM149 198L152 200H149ZM188 200H186V199ZM201 198H203L202 200H201ZM204 198H206V199H204ZM220 198H221V200H220ZM227 198V197H226ZM238 198V199H237ZM246 198V199H245ZM5 199V200H4ZM26 199V200H25ZM65 201H64V200ZM128 199H129V201H128ZM146 199V200H145ZM148 199V200H147ZM181 199V200H180ZM189 199L191 200V202L189 201ZM228 199V198H227ZM244 199V200H243ZM10 200L11 201H14V202H10ZM127 200V201H126ZM136 200V201H135ZM162 200H164V201H162ZM194 201V204H192L193 203V201ZM204 200V201H203ZM211 200H213V202L211 201ZM226 200V201H225ZM238 200H240V202L238 201ZM243 200V201H242ZM3 201H5V202H3ZM21 201H23V203L21 202ZM100 201V202H99ZM114 201V202H113ZM144 201V202H143ZM148 201V202H147ZM199 201H201V202H199ZM214 201H216L217 203H215ZM225 201V202H224ZM228 201V202H227ZM231 201V203H229ZM234 201V202H233ZM236 201H238L239 203L237 204V202ZM7 202H9L8 204H7ZM63 202V203H62ZM66 202H68V205L69 206H66ZM70 202V203H69ZM74 202V203H73ZM75 202H76V204L77 205H75L74 207H76V208H74L73 209V205L75 204ZM78 202H81L82 203V205L80 204L79 205V203ZM102 202V204H104V205H100L99 203H101ZM110 202H111V205H112V208L110 207L111 205H110ZM117 202V203H116ZM129 202V203H128ZM162 202V203H161ZM165 202V203H164ZM168 202V203H167ZM169 202H171L170 204H169ZM176 202V203H175ZM180 202V203H179ZM188 203V205H186L187 203ZM199 202V203H198ZM207 202V203H206ZM209 202V203H208ZM219 202V203H218ZM223 202V203H222ZM242 202H243V204H242ZM13 205H11V204ZM14 203V204H13ZM73 203V205H70V204H72ZM98 203V204H97ZM128 203V204H127ZM136 203H138V207H137V204ZM160 203V204H159ZM166 205H164V204ZM178 203V204H177ZM207 204V208L205 207L206 206V204ZM213 203H214V205H213ZM234 203H236V205L234 204ZM21 204V205H20ZM61 204V205H60ZM108 204V205H107ZM154 204V205H153ZM177 204V205H176ZM182 206H181V205ZM192 206H191V205ZM201 204V205H200ZM202 204H204V205H202ZM216 204V205H215ZM218 204V205H217ZM6 205V206H5ZM17 205V206H16ZM60 205V206H59ZM79 205V206H78ZM83 205H86L87 206V209L83 206ZM118 205V206H117ZM148 205V206H147ZM162 205V206H161ZM169 206V209H168V206ZM187 207H186V206ZM191 207H190V206ZM198 205V206H197ZM213 207H211V206ZM220 205H222V206H220ZM226 205H228V206H226ZM232 205V206H231ZM239 205H241V206H239ZM243 205V206H244ZM2 206V207H1ZM8 206H10V207H8ZM66 206V207H65ZM80 206L81 207H84V208H80ZM93 206V207H92ZM140 206V207H139ZM161 206V207H160ZM172 208H171V207ZM177 206H178V208L179 209H181V207H183L182 209H181V211L180 210H176V209H178L177 208ZM200 206H202V207H200ZM203 206H204V208H206L205 210H204V208H203ZM209 206V207H208ZM215 206H216V208H215ZM231 206V207H230ZM242 206V207H243ZM68 207V209H72V213H73V211H74V213L75 214H77L78 216H79V214H81L79 217H77V215H75V214H73V215H75L74 217L76 218V222H72L70 219H69V217L73 220V221H75V218L73 219V217H72V214H70L71 213V210H66V213H64V211H65V209ZM136 207H137V209H136ZM150 208V210H149V208ZM152 207V208H151ZM219 207V208H218ZM221 207H223V208H221ZM226 207V208H225ZM234 207V208H233ZM4 209V210H2V209ZM9 208L12 210H9ZM50 208H52V209H50ZM65 208V209H64ZM78 208H79V210H78ZM98 209V210H95V209ZM107 208H109V209H107ZM139 208V209H138ZM145 208V209H144ZM157 208V209H156ZM163 210H162V209ZM165 208H167V209H165ZM175 210H174V209ZM189 209V210H187L186 211V209ZM200 208V210H198ZM211 208H212V210H211ZM222 210H221V209ZM14 209V210H13ZM20 209V210H19ZM50 209V210H49ZM61 211H60V210ZM63 209V210H62ZM82 209V213H79L78 214V211L80 212V210ZM84 209H86V211H88V213H86V214H84L85 213V210ZM100 209V210H99ZM105 209V212L106 211H108V212H104L103 210ZM148 209V210H147ZM152 209H153V211H152ZM159 209V210H158ZM173 209V210H172ZM192 209H194L193 211H192ZM203 209V210H202ZM34 210V211H33ZM52 210V211H51ZM77 210V211H76ZM111 210H113V211H111ZM117 210V211H116ZM120 210V211H119ZM129 210V211H128ZM137 210V211H136ZM141 210V211H140ZM142 210H144V211H142ZM158 210V211H157ZM182 210H184V211H182ZM2 211V212H1ZM3 211H5V212H3ZM46 211V212H45ZM47 211H48V213H47ZM57 211V212H56ZM70 211V212H69ZM83 211H84V213H83ZM98 211H100V212H98ZM116 211V212H115ZM126 211V212H125ZM128 211V212H127ZM169 211H171V212H169ZM179 211V212H178ZM190 212V214L191 215H189V213H187L186 214V212ZM193 213H192V212ZM199 211V212H198ZM234 210H232V212H233ZM11 212V213H10ZM13 212V213H12ZM34 213V214H31L30 215V213ZM38 212V213H37ZM67 212H69V213H67ZM89 212H90V214L92 213V216L89 214ZM160 213V215H159V213ZM175 212H178V213H176V214H173V213H175ZM183 213V214H181V213ZM205 214H204V213ZM219 212V211H218ZM260 212V213H259ZM262 212V213H261ZM45 213H47V214H45ZM58 213V214H57ZM60 213H62V214H60ZM95 213V214H94ZM101 213V214H100ZM109 213H110V215H109ZM118 213H119V215H118ZM127 213H129V214H127ZM131 213V214H130ZM154 213H155V215H154ZM170 213H172V214H170ZM198 213H200L197 217L199 218V217H201V216H203V217H201V219H198L197 218V220H196V214H198ZM39 214V215H38ZM65 214V215H64ZM66 214L69 216H66ZM87 214H89L88 216H87ZM117 214V215H116ZM137 214H138V216L139 217H137ZM144 214V215H143ZM152 214V215H151ZM158 214V215H157ZM163 214H165V215H163ZM181 214V215H180ZM185 214H186V217H185ZM220 214H218V215H220ZM260 214L263 216V218H262V216H260ZM60 215V216H59ZM61 215H62V217H61ZM84 215H86V217H84ZM113 215H115V216H113ZM121 215V216H120ZM126 215H127V217H126ZM151 215V216H150ZM175 215V216H174ZM178 215V216H177ZM180 215V216H179ZM193 215H195V216H193ZM63 216H64V218H65V220H63L62 218H63ZM66 216V217H65ZM82 216V217H81ZM97 216V217H96ZM100 218H99V217ZM117 216V217H116ZM118 216H119V219L121 220H119L118 219ZM131 216V217H130ZM135 216V217H134ZM158 216H159V218H158ZM164 216V217H163ZM177 216V217H176ZM188 216H190V218L188 217ZM43 217V218H42ZM67 217H68V219H67ZM84 217V218H83ZM105 217V218H104ZM114 217H115V220H114ZM129 217H130V219H129ZM141 217V218H140ZM152 217V218H151ZM162 217V219H160ZM167 217H169L167 220H166V218ZM171 217V218H170ZM179 217V218H178ZM182 217V218H181ZM193 219H192V218ZM262 220H260L259 218ZM78 218V219H77ZM79 218H80V220H79ZM81 218H82V220H81ZM103 218V219H102ZM136 218V219H135ZM144 218V219H143ZM158 219V220H156V219ZM256 218V219H255ZM8 219H10V220H8ZM25 219V220H24ZM38 219V220H37ZM55 219V220H54ZM60 219H61V221H60ZM93 219V220H92ZM95 219H96V221H95ZM99 219V220H98ZM117 219V220H116ZM125 219V220H124ZM134 219V220H133ZM148 219L150 220V219H152V220H150V221H148ZM195 219V220H194ZM46 220V221H45ZM84 220V221H83ZM87 220V221H86ZM146 222H145V221ZM160 220V221H159ZM163 220H165L166 222H162ZM168 220H170V221H168ZM255 220H257V222H255ZM5 223H4V222ZM27 221V222H26ZM70 221H71V223H70ZM78 221V222H77ZM91 221V222H90ZM105 221H106V223H105ZM109 221V222H108ZM124 221H125V223H124ZM130 221H132V223L130 222ZM148 221V222H147ZM180 221V222H179ZM188 221V222H187ZM196 221H198V223H196ZM69 222V223H68ZM87 222L90 224H87ZM95 222V223H94ZM100 222H101V224H100ZM115 222L117 223V224H115ZM127 222V223H126ZM129 222V223H128ZM135 222V223H134ZM151 222V223H150ZM155 222V223H154ZM24 223V224H23ZM79 223V224H78ZM80 223H82V224H80ZM92 223V224H91ZM103 223V224H102ZM137 223V224H136ZM160 223V224H159ZM167 223H169L168 225H167ZM201 223V224H200ZM256 223V224H255ZM32 224V225H31ZM53 224V225H52ZM61 224V225H60ZM64 224V225H63ZM94 224V225H93ZM97 226H96V225ZM102 225V226H100V225ZM123 224V225H122ZM127 226H126V225ZM132 224V225H131ZM144 224V225H143ZM146 224V225H145ZM150 224H152L153 225V227H152V225H150ZM155 224V225H154ZM159 224V225H158ZM194 225V227H195V229H194V227L192 226V225ZM258 224H260V225H258ZM26 225V226H25ZM40 225H41V227H40ZM47 225H48V227H47ZM62 225H63V227H62ZM115 225H117V226H115ZM119 225V226H118ZM138 225V226H137ZM150 225V226H149ZM165 225V226H164ZM174 225V226H173ZM180 225V226H179ZM198 225V226H197ZM248 225H249V227H248ZM256 225V226H255ZM263 225V226H262ZM43 226V227H42ZM67 226V227H66ZM73 226V227H72ZM83 226V227H82ZM89 226V227H88ZM113 226L116 228V229H114L113 228ZM121 226H122V228H121ZM142 228H141V227ZM155 226V227H154ZM157 226V227H156ZM163 228H162V227ZM170 226V227H169ZM183 226V227H182ZM191 226V227H190ZM257 228V226H259L257 229L255 228V227ZM77 227V228H76ZM81 227V228H80ZM85 227V228H84ZM88 227V228H87ZM98 227V228H97ZM100 227V228H99ZM127 227V228H126ZM136 227V228H135ZM140 227V228H139ZM145 227V228H144ZM147 227H149V228H147ZM161 227V228H160ZM190 227V228H189ZM193 227V228H192ZM254 229H253V228ZM18 228V229H17ZM44 228V229H43ZM48 228V229H47ZM75 228V229H74ZM80 230H79V229ZM82 228H84L86 231H84V229H82ZM95 228V229H94ZM113 228V229H112ZM121 228V229H120ZM129 228V230H127ZM146 228H147V230H146ZM183 228H185V229H183ZM189 228V229H188ZM198 228V229H197ZM262 228V229H261ZM73 229V230H72ZM77 229H78V233H77ZM98 231H97V230ZM110 229V230H109ZM119 229V230H118ZM124 229V230H123ZM133 229H135V230H133ZM138 229V230H137ZM162 229V230H161ZM164 229V230H163ZM180 229V230H179ZM182 229H183V231H182ZM188 229V230H187ZM190 229H191V231H190ZM203 229L205 230V231H203ZM253 229V230H252ZM256 229V230H255ZM258 229H259V231H258ZM72 230V231H71ZM74 230H75V232H74ZM101 230V231H100ZM126 230V231H125ZM131 230H132V232H131ZM154 231V232H152V231ZM157 230V231H156ZM161 230V231H160ZM169 232V234H168V232ZM202 230V233L200 232ZM245 230H246V232H245ZM42 231V232H41ZM58 231V232H57ZM69 231V232H68ZM82 231V232H81ZM119 231V232H118ZM134 231V232H133ZM190 231V232H189ZM210 233H209V232ZM241 231V235H240V232ZM252 231H253V233L254 232H256V231H258L262 236H260L259 235V233L257 234V232L256 233H254V234H257V235H259V237L258 236H255L253 233H252ZM94 232V233H93ZM99 232V233H98ZM101 232V233H100ZM107 232H109V233H107ZM113 232V233H112ZM138 232V233H137ZM142 232H144V233H142ZM157 233V236H156V233ZM161 232V233H160ZM163 232V233H162ZM165 232L167 233V234H165ZM184 233L185 232V234H187V235H181V233ZM189 232V233H188ZM196 232V233H195ZM231 232V233H230ZM251 233L250 235L248 234V233ZM60 233V234H59ZM65 233V234H64ZM106 233V234H105ZM115 233V234H114ZM123 235H121V234ZM123 233H126V234H123ZM131 233H132V235H131ZM136 233H137V235H136ZM152 233H154V234H152ZM177 233V234H176ZM194 233V234H193ZM221 233V234H220ZM230 233V234H229ZM102 234V235H101ZM110 236H109V235ZM130 235L129 237H128V235ZM180 234V235H179ZM192 234V235H191ZM213 234V235H212ZM220 234V235H219ZM229 234V235H228ZM237 234V235H236ZM244 234V235H243ZM61 235V236H60ZM66 235V236H65ZM95 235V236H94ZM105 235H106V237H105ZM118 235V236H117ZM120 235V236H119ZM177 237H176V236ZM178 235H179V237H178ZM188 235H190V236H188ZM198 235V236H197ZM210 235V236H209ZM217 235H219L218 237H217ZM222 235L224 236V237H222ZM233 235V236H232ZM253 235V236H252ZM98 236V237H97ZM116 236V237H115ZM124 236H125V238H124ZM145 236V237H144ZM150 236V237H149ZM158 236H162V237H158ZM170 236H172V237H170ZM181 236V237H180ZM188 236V237H187ZM192 236V237H191ZM196 236V237H195ZM213 236H215V237H213ZM225 236H228V239L229 240H227V237H225ZM242 238H241V237ZM248 236H249V238H248ZM62 237V238H61ZM93 237V238H92ZM96 237V238H95ZM102 237V238H101ZM109 237V238H108ZM123 237V238H122ZM148 237V238H147ZM164 237V238H163ZM166 237H168V238H166ZM174 237H175V239H174ZM187 239H186V238ZM191 237V238H190ZM200 237V238H199ZM212 237V238H211ZM236 237V238H235ZM238 237V238H237ZM258 237V238H257ZM107 238V239H106ZM120 240H119V239ZM122 238V239H121ZM150 238V239H149ZM155 238V239H154ZM159 238V239H158ZM178 238V239H177ZM209 238V239H208ZM245 238V239H244ZM254 239V240H252V239ZM257 238V239H256ZM101 239V240H100ZM146 239H148V240H146ZM173 239V240H172ZM193 239V240H192ZM216 239H218V240H216ZM220 239V240H219ZM237 239V240H236ZM241 239V240H240ZM251 239V240H250ZM17 240V241H16ZM22 240V241H21ZM85 240V241H84ZM88 240V241H87ZM96 240V241H95ZM109 240V241H108ZM117 240V241H116ZM125 240V241H124ZM154 242H153V241ZM167 240V241H166ZM179 241V243H178V241ZM184 240H185V242H184ZM187 240V241H186ZM190 240V241H189ZM197 240V241H196ZM199 240V241H198ZM209 240V241H208ZM19 241V242H18ZM114 241H116V242H114ZM118 241H120V242H118ZM122 241V242H121ZM127 241V242H126ZM134 241H135V244L137 245V242H139V243H141V242H145V243H148L147 241H150L151 243H152V245L151 246H147V247H149V248H147V247H144V248H146L148 251L149 250H151V252H154V250H156L154 253H152L153 255H148V254H151V252L149 251V252H147L146 251V253L143 251V252H139V254H135L134 253V255H131V254H129L130 256L128 257V255L126 256V253L124 254V251L125 250H127V248L128 249H131V245L129 246L128 244H132V243H134ZM159 241V242H158ZM161 241V242H160ZM166 241V242H165ZM173 241V242H172ZM181 241V242H180ZM189 241V242H188ZM208 241V242H207ZM213 241V242H212ZM232 241H234L233 243H232ZM240 241V242H239ZM260 241V242H259ZM9 242V243H8ZM24 242V243H23ZM78 242V243H77ZM80 242V243H79ZM100 244H99V243ZM123 242H124V245H122L123 244ZM131 242V243H130ZM204 242V243H203ZM56 243V244H55ZM94 243V244H93ZM96 243V244H95ZM102 243V244H101ZM139 243H138V246H136V247H139L140 248V246L141 245H139ZM153 243H154V245H153ZM156 243V244H155ZM158 243V244H157ZM167 243V244H166ZM169 243V244H168ZM175 243H176V245H175ZM195 243V244H194ZM207 245H206V244ZM260 243V244H259ZM15 244H17V245H15ZM19 244V245H18ZM44 244V245H43ZM52 244V245H51ZM73 244V245H72ZM88 244H91V245H89L88 246ZM113 244H115V245H113ZM166 244V245H165ZM187 244V245H186ZM192 244V245H191ZM197 244V245H196ZM242 244H244V245H242ZM263 246H262V245ZM24 245V246H23ZM25 245H26V248H25ZM29 245V246H28ZM75 245H76V247L77 248H75ZM111 245V246H110ZM119 245H121V246H119ZM170 245H172V246H170ZM183 245V246H182ZM202 245V246H201ZM230 245V246H229ZM234 245V246H233ZM74 246V247H73ZM87 246V247H86ZM97 246V247H96ZM118 246V247H117ZM135 246L133 247L134 249H139V248H135ZM156 246V247H155ZM201 246V247H200ZM245 246H247V247H245ZM252 246V247H251ZM43 247V248H42ZM46 247V248H45ZM89 247V249H87ZM95 247L97 248V249H95ZM117 247V248H116ZM142 246H141V248H143ZM155 247V248H154ZM169 247V248H168ZM174 247V248H173ZM193 247V248H192ZM234 247V248H233ZM78 248H80V249H78ZM101 248V249H100ZM120 248V249H119ZM172 248V249H171ZM182 248V249H181ZM189 248V249H188ZM196 248V249H195ZM217 248H218V250H217ZM226 248V249H225ZM39 249V250H38ZM44 249V250H43ZM60 249V250H59ZM76 249V250H75ZM93 249V250H92ZM111 249H114V250H111ZM116 249H117V251H116ZM125 249V250H124ZM170 249V250H169ZM188 249V250H187ZM213 249V250H212ZM222 249V250H221ZM28 250V251H27ZM36 250V251H35ZM46 250V251H45ZM49 250V251H48ZM51 250V251H50ZM62 250V251H61ZM78 250H79V252H78ZM84 250V251H83ZM87 250V251H86ZM101 250V251H100ZM109 250H110V252H109ZM142 250V249H141ZM161 252L162 250V253H160L159 251ZM167 250V251H166ZM176 250H178V251H176ZM30 251V252H29ZM73 253H72V252ZM95 251V252H94ZM120 253H119V252ZM181 251V252H180ZM226 251V252H225ZM19 252V253H18ZM48 252V253H47ZM51 252V253H50ZM54 252V253H53ZM70 252V253H69ZM76 252V253H75ZM100 252V253H99ZM113 252H117V255H118V257H116L117 255H116V253H114L115 255H113ZM123 252V253H122ZM177 254H176V253ZM180 252V253H179ZM224 252V253H223ZM235 254H234V253ZM22 253V254H21ZM32 253V254H31ZM63 253H64V255H66V256H64L63 255ZM90 253V254H89ZM111 253V254H110ZM143 253V254H142ZM159 253V254H158ZM170 253V254H169ZM207 253V254H206ZM211 253V254H210ZM227 253V254H226ZM230 253H232V254H230V257H229V254ZM238 253L240 254V256L241 257H239V255H238ZM244 253H246V254H244ZM24 254H25V256H24ZM30 254V255H29ZM42 254H44V255H42ZM52 254V255H51ZM62 254V256L64 257H62V256H60ZM98 254V255H97ZM124 254V255H123ZM161 254V255H160ZM165 254V255H164ZM180 254V255H179ZM208 254L210 255V256H208ZM251 254V255H250ZM58 255V256H57ZM90 255H91V257H90ZM110 255H113V256H110ZM123 255V256H122ZM144 255V256H143ZM156 255H158V257L155 256ZM163 255V256H162ZM236 257H235V256ZM247 255H250V256H247ZM31 256V257H30ZM87 256V257H86ZM171 256H172V258H173V260H172V258H171ZM178 256V257H177ZM188 256V257H187ZM192 256V257H191ZM202 256H204V257H202ZM222 256L224 257V258H222ZM247 257V258H245V257ZM8 257V258H7ZM20 257V258H19ZM27 257V258H26ZM36 257V258H35ZM61 257V258H60ZM80 257H83L84 258V260H83V258H80ZM86 257V258H85ZM94 257V258H93ZM114 257H116V258H114ZM123 257V258H122ZM149 257V258H148ZM152 257H153V259H152ZM167 259H166V258ZM177 257V258H176ZM190 257V258H189ZM215 257V258H214ZM222 258V260H221V258ZM235 257V258H234ZM2 258V259H1ZM9 258H11V259H9ZM13 258H14V260H13ZM15 258H17V259H15ZM23 258L26 260H23ZM29 258V259H28ZM55 258V259H54ZM75 258V259H74ZM96 258V259H95ZM128 258H129V260H128ZM156 258H158V260L156 259ZM165 258V259H164ZM179 258H181V259H179ZM208 258V259H207ZM212 258V259H211ZM215 260H214V259ZM217 258V259H216ZM234 260H233V259ZM251 258V259H250ZM21 259V260H20ZM34 259V260H33ZM37 259V260H36ZM42 260V261H39V260ZM52 259V260H51ZM59 259V260H58ZM65 261H64V260ZM70 259H72V260H70ZM79 259H82V260H80V262H78L79 261ZM147 259H149L148 261H147ZM155 259V260H154ZM160 259H161V263H160ZM183 259V260H182ZM190 259V260H189ZM239 259H240V262H239ZM248 259H249V261H248ZM7 260V261H6ZM48 260V261H47ZM55 260V261H54ZM74 260V261H73ZM116 262H115V261ZM135 260V261H134ZM156 261V263L154 262V261ZM171 260V261H170ZM187 260V261H186ZM206 260V261H205ZM214 260V261H213ZM217 260V261H216ZM227 260V261H226ZM243 260V261H242ZM46 261V262H45ZM63 261V262H62ZM72 261V262H71ZM83 261V262H82ZM87 261V262H86ZM127 261V262H126ZM158 261V262H157ZM169 261V262H168ZM242 261V262H241ZM246 261H248V262H246ZM256 261H258V262H256ZM13 262V263H12ZM34 262V263H33ZM37 262V263H36ZM48 262V263H47ZM60 262V263H59ZM82 262V263H81ZM88 262H90V263H88ZM143 262V263H142ZM175 262V263H174ZM202 262V263H201ZM206 262V263H205ZM217 262V263H216ZM150 263V264H151Z\"/></svg>",
  "mask_w": 264,
  "mask_h": 264
},
{
  "label": "bare ground",
  "instance_id": "obj_2",
  "mask_svg": "<svg viewBox=\"0 0 264 264\" xmlns=\"http://www.w3.org/2000/svg\"><path fill=\"white\" fill-rule=\"evenodd\" d=\"M32 1H34V0H32ZM32 1L31 0H0V100L1 99H3V97H4V99H5V96H7L11 91V93L13 94V95H15V96H12V94H11V96L13 97L12 99H11V97H10V99H11V104H12V106L10 107V109H9V107H7L9 110H7V108H6V105L8 106V103H5V104H3V103H1L3 106H4V108L7 110L6 112H5V114H3V112H2V115H0V120H2V119H16V118H24V119H26L27 118V116L25 115V113H22L23 112V110H26L25 112L27 113V110H28V105H31V104H33V102L34 101H36V99L39 97L40 98V96H53V100L54 101H56V102H52L53 103V105H52V103H50V104H48L46 107H42V109H41V112H39V114H38V117H40V121H45L46 123H47V121H54V123L56 124V126L58 127H60V126H63V125H65V127L67 128V129H69V126L70 125H72V128H70L68 131V138H70V139H72V138H74V137H82V138H88V137H90L92 134H94L93 136H95V133H98V132H101V131H103V129L108 125V122L106 123V122H104L103 120H105V119H107V117L109 118H111V114L109 115L108 114V116H106L105 117V115L107 114L106 112H107V110H111V112H114L115 111V109H117V106H118V102L119 101H121L120 100V96H118V95H116L115 94V97H114V99L112 100L113 101V104L111 103V101H109L110 103L108 104V105H112V107H111V109L110 108H108L107 109V107H110V106H105L106 107V112H105V110H103L106 114L104 115V117H103V119H98L96 122H94V120H96V118L94 119V120H92L91 122H90V120H88V121H85L86 119L84 118V115L82 116L81 115V113L80 112H82L83 113V111H79V107H78V111H75V113L76 112H79L78 114H73V113H69V108L68 109H65V108H67L66 106H68V105H66L65 104V102L63 103L64 105H66L64 108H60V103L61 102H59V100H60V93H61V90H62V86H63V83L65 82V81H67L66 79H64V82H62L60 79V76L62 77V78H66V77H63L62 76V73L63 72H65L66 71V69H65V67L67 66L66 65V61H67V59H68V61H69V56H68V54H66L67 53V51H69V52H71L72 51V47H73V45H72V49H71V51L69 50L70 48V46H71V44H70V46H68L67 48V50H65V48H63V44H66L67 43V41H69V39H71L70 37L73 35V34H76V33H79V32H81L83 29H87V28H91L92 29V31H90L89 29H87V30H89L90 32H92V33H90V37L88 36V39H86L87 41H86V43H81V44H83V46H82V50L84 51H87V52H89V60H90V65L88 66V68H90L91 70H95V71H98L99 69H105L106 67H107V65H110V63L108 64L107 63V61H108V59L110 60L111 58H113V56L111 55V57L109 56L110 54H108L109 53V50L111 51V49H108L109 48V46L110 45H112L113 44V42L114 41H116V42H118V43H120L119 45H116V46H119L118 48L117 47H115V50L113 49L114 47L113 46H111V47H113L112 48V50L115 52V60H114V62L115 63H113V65L115 64V68H114V70L116 69V72L115 73H117V71L118 70H120L121 72L123 71V72H125L124 74L126 75V73L127 74H129L130 75V78L129 79H131L132 80V78H133V80H154L155 78H151V77H148V78H146L145 79V77L144 76H142V77H139V75L140 74H147L146 72H148L149 73V71H151V72H157V74H158V72H160L161 71V57H160V54H161V52L163 51V41H165V40H163L162 41V37H161V32H162V30L165 28V27H167V26H171V25H173L172 24V22L173 21H175V20H178L177 22H178V24H179V19L178 18H180V15L183 17V13L182 14H180V10H181V3L183 2V0H139L140 1V5H139V9L138 10H133V12L130 10V12H132V13H127L128 15L126 16V18H125V16H124V18L123 19H118V16L116 15V14H118V8H117V10H115L116 11V14H115V12H113L112 11V4H113V2H117V1H119V0H38V8H37V5L35 6H32V4H34V3H32ZM37 1V0H36ZM122 1V0H121ZM126 1V0H125ZM135 1V0H134ZM134 1H133V3H134ZM137 1V0H136ZM195 1V0H194ZM204 1V0H203ZM223 1H226V6H225V8L227 7V6H229V5H234V3L236 2V0H229V3L227 2V0H223ZM241 1H244V0H240V2L239 3H241V5H243L244 4V2H243V4H242V2ZM264 1V0H263ZM123 2V1H122ZM129 2V1H128ZM130 2H131V0H130ZM129 2V3H130ZM213 2V1H212ZM262 2V1H261ZM117 3H119V2H117ZM132 3V2H131ZM136 3V2H135ZM137 3H139V2H137ZM184 3V2H183ZM194 3V2H193ZM263 3V2H262ZM123 4V3H122ZM215 4H218V2L217 3H215ZM229 4V5H228ZM246 4V3H245ZM185 5V4H184ZM184 5H183V7H184ZM206 5V4H205ZM222 5H224V3L222 4ZM237 5V4H236ZM235 5V6H236ZM241 5H239L240 7H241ZM114 6H118V5H114ZM119 6H121V3H120V5ZM118 6V7H119ZM133 6H135V5H133ZM137 6V5H136ZM186 6V5H185ZM188 6V5H187ZM198 6V5H197ZM208 6V5H207ZM218 7H221V6H219V4L217 5ZM245 7H246V5H244ZM261 6V5H260ZM126 7L128 8V5H126ZM238 7V6H237ZM237 7H235V8H237ZM239 7V8H240ZM258 7V6H257ZM261 7H264V6H261ZM36 8L38 9L37 11H36ZM114 8V7H113ZM131 8V4H130V7H129V9ZM216 8V7H215ZM228 8V7H227ZM226 8V9H227ZM241 8H243V7H241ZM241 8L240 9H238L237 11L238 12H242V11H239V10H241ZM256 8V7H255ZM115 9V8H114ZM197 9H199V8H197ZM196 9V11H198ZM202 9V8H201ZM210 9V8H209ZM234 9V8H233ZM245 10H246V8H244ZM261 9H263V8H261ZM120 10V9H119ZM123 10H125V7H124V9ZM184 10V9H183ZM217 9H214L213 11H215V12H219L220 10H222V9H219V10H217ZM228 10H231V8H229V9H227V11ZM120 11H122V9L120 10ZM126 11V10H125ZM129 10L127 9V12H128ZM195 11V12H196ZM200 11V10H199ZM226 11V12H227ZM236 11V10H235ZM248 11V10H247ZM262 11V10H261ZM261 11L260 10H258V11H256V12H254L253 13V15H249V16H247L246 18L247 19H245V20H242L243 18L241 17V15H239L242 19H241V21H238L237 23H236V21H235V25H234V20H233V25L231 24V26L232 27H239V28H241V33L239 34V35H236L235 37V39H239V38H241L242 39V42L241 43H245V42H250L251 41V39L250 38H252V37H257L258 39H256L255 38V40L260 44V45H262V46H264V34H263V36H261V34L263 33H261L260 34V36L259 35H257L256 33L253 35L252 34V31H250V29H252V27L256 24V22L258 21V20H262V18L260 19L259 17H262V15L263 14H261ZM208 12V11H207ZM217 12V13H218ZM231 12V11H230ZM233 12V11H232ZM122 13V12H121ZM214 13V12H213ZM228 13V12H227ZM237 13V12H236ZM235 13V14H236ZM245 13V12H244ZM120 14V13H119ZM201 13H198V14H196L195 16H196V18H195V16L194 15H192L191 16V18L193 19V24H192V28L185 34V35H183V36H181L179 39L177 38V41H176V43L177 44H180V43H182V42H187L188 40H189V38H191V37H193V36H195V35H197V34H200V33H202V32H199L200 30H204L205 28H207V29H209V26L213 23V21H215L214 19H215V13H214V15H211L210 16V18L208 19V20H205V22H203V23H201L202 21H203V19H202V17H201V15H200ZM219 14V13H218ZM226 14V13H225ZM229 14H231V13H229ZM233 14H234V12H233ZM233 14H231L232 15V17H233ZM242 14V13H241ZM246 14V13H245ZM120 15H123V14H120ZM208 15H209V13H208ZM244 15V14H243ZM260 15V16H259ZM179 16V17H178ZM217 16V15H216ZM238 16V17H239ZM245 16V15H244ZM256 16H259L258 17V19L256 18ZM190 17V16H189ZM209 17V16H208ZM207 17V18H208ZM219 17H220V15H219ZM230 17V16H229ZM229 17H227V18H229ZM232 17H230L231 18V21H232V19H234V18H232ZM229 18V19H230ZM264 18V17H263ZM181 20L183 19V18H180ZM188 19V18H187ZM190 19V18H189ZM222 19V18H221ZM236 19H238V18H236ZM227 21H228V19H227ZM174 23V22H173ZM198 23V24H197ZM232 23V22H231ZM262 23V22H261ZM123 24H125V25H128V26H131V27H137V28H139L140 30H134V31H129V32H127V31H124V30H122V25ZM175 25H176V21H175ZM174 25V26H175ZM142 26H148V27H146V28H144V29H141L142 28ZM177 26V25H176ZM187 26V25H186ZM212 26V25H211ZM218 26V25H217ZM189 27V26H188ZM172 28V26L170 27V29ZM173 28H176V27H173ZM186 28V27H185ZM169 29V30H170ZM183 29V28H182ZM215 29V28H214ZM213 29V30H214ZM218 29V28H217ZM222 29H223V27H222ZM263 29H264V27H263ZM168 30V31H169ZM216 30V29H215ZM219 30V29H218ZM260 30V29H259ZM221 31V30H220ZM227 31V30H226ZM256 31V30H255ZM254 31V32H255ZM264 31V30H263ZM170 32H171V30L169 31V34H170ZM183 32V31H182ZM181 32V33H182ZM251 32V33H250ZM259 32V31H258ZM86 33H88L87 31L85 32V34ZM166 33V32H165ZM175 33V32H174ZM180 33V32H179ZM208 33V32H207ZM231 33V32H230ZM82 34V33H81ZM89 34V33H88ZM87 34V35H88ZM164 34V33H163ZM167 34V33H166ZM169 34H167L168 36H170ZM183 34V33H182ZM215 34H216V31H215ZM80 35V34H79ZM83 35V34H82ZM81 35V39H82V37H85V36H82ZM166 35V36H167ZM204 35H205V33H204ZM207 35V34H206ZM210 35V34H209ZM75 36V35H74ZM77 36V35H76ZM139 36V37H138ZM163 36V35H162ZM203 36V35H202ZM78 37V36H77ZM76 37V38H77ZM80 37V36H79ZM137 37V38H136ZM250 37V38H249ZM76 38L74 39V40H76ZM163 38H165L164 36H163ZM167 38V37H166ZM201 38H203V37H201ZM78 39V38H77ZM81 39H79V40H81ZM84 39V38H83ZM82 39V40H83ZM119 39H121V41H118ZM214 39H215V37H214ZM213 39V40H214ZM73 40V39H72ZM71 40V41H72ZM216 40V39H215ZM234 40V39H233ZM77 41V40H76ZM202 41H203V39H202ZM201 41V42H202ZM224 41V40H223ZM232 41V40H231ZM78 42V41H77ZM84 42V41H83ZM196 42H197V40H196ZM200 42V41H199ZM206 42V41H205ZM204 42V43H205ZM237 42V41H236ZM76 43V42H75ZM74 43V44H75ZM115 43V42H114ZM204 43H202L203 44V46L205 45ZM208 43V42H207ZM210 43V42H209ZM231 43V42H230ZM229 43V44H230ZM116 44V43H115ZM115 44H114V46H115ZM250 44V43H249ZM68 45H69V43H68ZM195 46V45H194ZM200 46H201V43H200ZM227 46V45H226ZM226 46H224V48H223V50H222V48H221V53H220V55H221V59L220 60H215L216 62H215V66L214 67H211V68H213V71H218V70H221L222 68H223V66L225 65V63H227V61L230 59V60H232L231 58H229V59H227V60H225L224 59V57L223 56H226L225 54H224V52H225V47ZM251 46V45H250ZM37 48V47H39L40 48V51H41V61H42V63H43V67H41V65H40V67L41 68H39V69H42V70H37V66L38 65H36V66H33L34 68H36V70L37 71H40V72H38L39 73V75L40 74H42V75H40L41 76V81H40V77H38V76H35V77H37L36 79H37V81H38V79H39V81L40 82H42V86L40 87V90L37 88V90H39V91H36V89L34 90L33 89V87H31L32 85L34 86V84H36V83H34V79H35V77H34V79L32 78V77H29V76H31V75H29L28 76V73H30V71H29V68H30V70H31V66L34 64V62L36 61V60H38V56H37V54H38V52H37V54L35 55L34 53H33V49L34 48ZM78 47L79 46H77V47H75L74 49H78ZM190 47H193V46H190ZM196 47H197V45H196ZM196 47H195V49H196ZM65 50V52H64V50ZM80 48V47H79ZM198 48V47H197ZM200 48V47H199ZM249 48V47H248ZM247 48V49H248ZM251 48V47H250ZM255 48V47H254ZM253 48V49H254ZM259 48V47H258ZM73 49V50H74ZM194 49V48H193ZM194 49V50H195ZM203 49V48H202ZM240 49V48H239ZM238 49V50H239ZM35 50H37V49H35ZM81 50V51H82ZM194 50H193V52H194ZM200 50V49H199ZM258 50V49H257ZM63 51V52H62ZM83 51H82V53H83ZM84 51V52H85ZM186 51H188V50H186ZM185 51V52H186ZM237 51V50H236ZM261 51V50H260ZM35 52V51H34ZM68 52V53H69ZM180 52H182V51H180ZM200 52V51H199ZM198 52V53H199ZM216 52V51H215ZM229 52H230V50H229ZM72 53H73V51H72ZM72 53H70V54H72ZM75 53V52H74ZM192 53V52H191ZM195 53H196V51H195ZM195 53H194V55H195ZM197 53V54H198ZM202 53V52H201ZM198 54V56L197 57H200L202 54ZM204 53V52H203ZM39 54H40V52H39ZM76 55L77 54H79V53H75ZM84 54V53H83ZM87 55H88V53H86ZM187 55V52L186 53H184V54H181V56L183 55ZM196 54V55H197ZM244 54H245V52H244ZM257 54H259V53H257ZM35 55V56H34ZM73 55V54H72ZM172 55V54H171ZM185 55V56H186ZM194 55H193V58H194ZM200 55V56H199ZM209 55V54H208ZM246 55V54H245ZM74 56V55H73ZM174 56V55H173ZM177 56H179V55H177ZM188 56V55H187ZM190 56V55H189ZM204 56V55H203ZM202 56V57H203ZM207 56V55H206ZM248 56V55H247ZM10 58V62H11V64H9L10 62L8 61V62H6L7 60H9V59H6V58ZM35 57H37V59L35 58ZM76 57V56H75ZM78 57V56H77ZM98 57V58H97ZM208 57V56H207ZM223 57V58H222ZM249 57V56H248ZM72 58V57H71ZM74 58V57H73ZM88 58V57H87ZM87 58H85V59H83L84 61L87 59ZM97 58V59H96ZM190 58H191V56H190ZM201 58V57H200ZM204 58V57H203ZM203 58H202V60H203ZM206 58V57H205ZM172 59V58H171ZM177 59V58H176ZM175 59V60H176ZM179 59H180V56H179ZM178 59V60H179ZM195 59V58H194ZM222 59H224V60H222ZM240 59V58H239ZM244 59V58H243ZM243 59H241V60H243ZM248 59V58H247ZM246 59V60H247ZM260 59V58H259ZM72 60V59H71ZM78 60H79V58H78ZM77 60V61H78ZM83 60H81V61H83ZM89 60H87V61H89ZM166 60V59H165ZM187 61H184L183 63H177L175 66H174V68H169L170 66H169V64H168V69L169 70H171L170 72L171 73H173L174 72V74L175 75H177V76H180L181 78H183L184 79V81L185 80H187L186 82H185V84H187V82L189 81V80H192V79H194V78H192V77H195V75H198L199 73H200V76H201V73H202V69L204 68V67H202V69H201V66L203 65L202 64V62H200V61H192V62H188V61H190V60H188V59H186ZM205 60V59H204ZM208 60V59H207ZM257 60V59H256ZM262 60H264L263 58H262ZM3 61H5V65L7 64V67H8V65H10V66H12V68H11V70H10V75L7 73V72H5L7 75V78H9V81H8V83L7 84H10V86H11V90H10V92L8 91V89L7 88H9V87H6L5 88V85H4V77H5V73L4 72H2V70H4V68L6 67L5 65H3L2 63H3ZM68 61H67V63H68ZM73 61V60H72ZM72 61H69L70 63H68V64H71V62ZM76 61V62H77ZM81 61H79V64H81L82 62ZM87 61L86 62H83V64H86L87 63ZM177 61V60H176ZM81 62V63H80ZM111 62V61H110ZM208 62H209V60H208ZM212 62V61H211ZM256 62H258V61H256ZM36 63H39V61L38 62H36ZM206 63V62H205ZM240 63V62H239ZM241 63H243V62H241ZM245 63H250V62H245ZM253 63H255V62H253ZM261 63V62H260ZM264 63V62H263ZM78 64V63H77ZM171 64V63H170ZM173 64H174V62H173ZM210 64V63H209ZM209 64H207V65H209ZM228 64V63H227ZM231 64V63H230ZM229 64V65H230ZM244 64V63H243ZM252 64V63H251ZM250 64V66H253V64L251 65ZM256 64V63H255ZM66 65V66H65ZM72 65V64H71ZM74 65V64H73ZM87 65V64H86ZM167 65V64H166ZM206 65V66H207ZM211 66L213 65V63H211L210 64ZM229 65H227V68H228V66ZM242 65V64H241ZM240 65V67L242 68V66ZM249 65V64H248ZM248 65H247V67H248ZM259 65V64H258ZM263 65V64H262ZM5 66V67H4ZM10 66H9V68H10ZM85 66V65H84ZM111 66V65H110ZM234 66V65H233ZM244 66H246L245 64H244ZM4 67V68H3ZM6 67V68H7ZM32 67V68H33ZM68 67H70V65L68 66ZM67 67V71L66 72H68L70 69ZM72 68H73V66H71ZM78 67V66H77ZM81 67H83L82 65H81ZM86 67V66H85ZM84 67V68H85ZM105 67V68H104ZM113 67V66H112ZM209 66H207V69H209L208 68ZM226 67V66H225ZM224 67V68H225ZM229 67H231V66H229ZM235 67H236V65H235ZM234 67V68H235ZM238 67H239V65H238ZM9 68H8V70L7 71H9ZM75 68H76V66H75ZM99 68V69H98ZM110 68V67H109ZM244 68V67H243ZM249 68V67H248ZM252 68V67H251ZM69 69V70H68ZM79 69V68H78ZM81 69H83V68H80V71H82ZM118 69V70H117ZM229 69V68H228ZM233 69V68H232ZM235 69H237V68H235ZM244 69H246V67L244 68ZM259 69V68H258ZM36 70H35V72H36ZM74 71L75 70H77V69H73ZM72 70V71H73ZM112 70V69H111ZM163 70H164V68H163ZM169 70H165V72L167 71H169ZM211 70V69H210ZM223 70V69H222ZM227 70V69H226ZM251 70V69H250ZM254 70V69H253ZM29 71V72H28ZM73 71V72H74ZM102 71V70H101ZM105 71H107V69H105ZM104 71V72H105ZM109 71V70H108ZM119 71V72H120ZM204 71V70H203ZM208 71V70H207ZM230 71V73H231V69L229 70ZM239 71H240V69H239ZM245 71V70H244ZM248 71V70H247ZM32 72V71H31ZM34 72V73H35ZM70 72V71H69ZM77 73H78V71H76ZM83 73H84V71H82ZM81 72V73H82ZM86 72V71H85ZM92 72V71H91ZM94 72V71H93ZM112 72V71H111ZM145 72V73H144ZM163 72V71H162ZM165 72H164V74H165ZM166 72V77H168L169 78V75H167V74H169V73H167ZM234 73L233 74H235L236 72H235V70L233 71ZM255 72H256V70H255ZM4 73V74H3ZM33 72L32 73H30V74H34ZM77 73H76V75H77ZM80 73V72H79ZM83 73L81 74V75H83ZM109 73V72H108ZM113 73V72H112ZM204 73H205V71H204ZM209 73H210V71H209ZM208 73V74H209ZM220 73V72H219ZM224 73H226V72H224ZM223 73V74H224ZM227 73H228V71H227ZM246 73V72H245ZM86 74H87V72H86ZM88 74H89V70H88ZM114 74V73H113ZM112 74V75H113ZM118 74V73H117ZM150 74V73H149ZM148 74V75H149ZM160 74H163V73H160ZM215 74V73H214ZM221 74V73H220ZM238 74V73H237ZM262 74V73H261ZM3 75H4V77H3ZM35 75H36V73H35ZM64 75V74H63ZM85 75V74H84ZM93 75V74H92ZM100 75V74H99ZM102 75V74H101ZM101 75H100V77H101ZM112 75H110V76H112ZM124 75V76H125ZM203 75H205V74H203ZM240 75V74H239ZM250 75V74H249ZM251 75H252V73H251ZM256 75V74H255ZM10 76V77H9ZM27 76L29 77V78H32V79H30V80H28V81H30V82H28V83H30V84H32V80H33V83L34 84H32L31 86H28V87H31L32 89H30V88H27L28 90H31V91H29V92H27V91H21V94H18L19 93V90H23L25 87H26V85H27V83H26V80L28 79L27 78ZM67 76V75H66ZM72 76V75H71ZM110 76H108L107 78L109 79V77ZM121 76H123V74L121 75ZM123 76V77H124ZM147 76V75H146ZM152 76V75H151ZM160 76V75H159ZM199 76V75H198ZM213 76V75H212ZM216 76H218V75H216ZM221 76V75H220ZM224 76V78H226L227 76L226 75H223ZM226 76V77H225ZM247 76V75H246ZM261 76V75H260ZM77 77H79V76H77ZM85 77V76H84ZM100 77H99V79H100ZM113 77V76H112ZM116 77V76H115ZM126 77V76H125ZM165 77V78H166ZM219 77V76H218ZM233 76L231 75V78H232ZM254 77V76H253ZM256 77H258V76H256ZM82 78V77H81ZM81 78H80V81H78L79 82V85H80V82H83L84 83V81H82L81 80ZM86 78H88V75H87V77ZM90 78V77H89ZM120 78V77H119ZM162 78V77H161ZM205 78V77H204ZM222 78V77H221ZM223 78V79H224ZM229 78H230V76H229ZM237 78V77H236ZM71 79V78H70ZM84 79V78H83ZM128 79V80H129ZM158 79V78H157ZM156 79V80H157ZM198 79V78H197ZM250 79V78H249ZM74 80H75V78H74ZM77 80V79H76ZM78 80H79V78H78ZM90 80V79H89ZM92 80V79H91ZM104 80H105V78H104ZM127 80V79H126ZM127 80V81H128ZM162 80H164V79H162ZM222 79H220L219 80V82L221 81ZM251 80V79H250ZM88 81V80H87ZM86 80H85V83L87 82ZM99 81V80H98ZM98 81H94V82H98ZM102 81H103V78H102ZM112 81V80H111ZM124 81V80H123ZM123 81H120V82H123ZM166 81V80H165ZM224 81V80H223ZM36 82V81H35ZM77 82V81H76ZM77 82V83H78ZM91 82V81H90ZM100 82L101 81H99V84H100ZM114 82V81H113ZM136 82V81H135ZM134 82V83H135ZM141 82V81H140ZM139 82V83H140ZM147 82V81H146ZM153 82V81H152ZM152 82H150V84L152 85L153 83ZM160 82H162V81H160ZM164 82V81H163ZM162 82V83H163ZM183 82V81H182ZM197 82H198V85H197ZM196 82V78H195V85H197V86H199V81H197ZM201 82V81H200ZM203 82V81H202ZM233 82V81H232ZM237 82V81H236ZM6 83V82H5ZM67 83H69V82H67ZM75 83V82H74ZM84 83V84H85ZM130 83V82H129ZM128 83V84H129ZM131 83H133V82H131ZM136 83H138V82H136ZM142 83V82H141ZM144 83V82H143ZM161 83V84H162ZM191 83H193L192 81H191ZM190 83V84H191ZM203 83H205V82H203ZM202 83V84H203ZM210 83V82H209ZM214 83H216V82H214ZM226 83V82H225ZM237 83H239V82H237ZM261 83V82H260ZM262 83H264L263 82V80H262ZM26 84V85H25ZM29 84V85H30ZM71 84H73V83H71ZM88 84H90V83H88ZM103 84H105V83H103ZM102 84V86H104ZM147 84H148V82H147ZM184 84V83H183ZM184 84V85H185ZM231 84V83H230ZM38 85H39V82H38ZM65 85H66V83H65ZM74 85V84H73ZM82 85V84H81ZM81 85H80V87H81ZM97 85V84H96ZM101 85V84H100ZM106 85V84H105ZM126 85V84H125ZM135 85H138V84H135ZM142 85V84H141ZM170 85V84H169ZM189 85V84H188ZM192 85L193 84H191V87H192ZM213 85V84H212ZM227 85V84H226ZM233 85V84H232ZM231 85V86H232ZM248 85V84H247ZM8 86V85H7ZM25 86V87H24ZM67 86H69V85H67ZM66 86V87H67ZM71 86V85H70ZM76 86V85H75ZM84 86V85H83ZM86 86V85H85ZM92 86V85H91ZM102 86H101V88H102ZM108 87H109V83H108V85H107ZM130 86H132V85H130ZM143 86V85H142ZM153 86V85H152ZM156 85H155V83H154V87L153 88H155V89H157L156 87H155ZM167 86V85H166ZM173 86V85H172ZM171 86V87H172ZM235 86V85H234ZM241 86V85H240ZM259 86H260V84H259ZM261 86H262V84H261ZM105 87V86H104ZM118 87H119V85H118ZM129 87V86H128ZM127 87V88H128ZM147 86L145 85V88H146ZM188 87H190V86H188ZM194 87V86H193ZM196 87V86H195ZM200 87V86H199ZM223 87H225L226 88V86L224 85ZM4 88L5 89H7L6 91H8L9 93L8 94H3V91H4ZM23 88V89H22ZM35 88V87H34ZM64 88H65V86H64ZM79 88V87H78ZM87 88V87H86ZM97 88V87H96ZM131 88H136L135 86H132ZM141 87L139 86V89H140ZM142 88H144V87H142ZM144 88V89H145ZM150 88V87H149ZM170 88V87H169ZM185 88H186V85H185ZM208 88V87H207ZM217 88V87H216ZM218 88H221L220 90H222V87H218ZM240 88V87H239ZM247 88V87H246ZM261 88V87H260ZM66 89V88H65ZM67 89H68V87H67ZM98 89H100V88H98ZM97 89V90H98ZM104 89V88H103ZM110 89V88H109ZM117 89V88H116ZM136 89H138V88H136ZM135 89V91H137ZM148 89V88H147ZM151 89V88H150ZM150 89H148V90H150ZM226 89H229V88H226ZM231 89V91H232V88H230ZM233 89H234V87H233ZM242 89V88H241ZM258 89V88H257ZM69 90H70V87H69ZM76 91H78L77 89H75ZM81 90H83V88L81 89ZM95 90V89H94ZM128 90V89H127ZM132 90V89H131ZM142 90V89H141ZM148 90H143L144 92H146V91H148ZM158 90V89H157ZM157 90H156V92H157ZM162 90V89H161ZM217 90V89H216ZM219 90V91H220ZM224 90V89H223ZM72 91V90H71ZM105 91H107V90H105ZM105 91L103 92V93H105ZM109 91V90H108ZM107 91V92H108ZM115 91V90H114ZM135 91H134V94H135ZM139 91V92H138ZM137 92L138 93H142L143 91H140V90H138ZM174 91V90H173ZM189 91V90H188ZM192 91V90H191ZM199 91H200V88H197V94H195V97L194 98H196V100H197V96L198 95H200L199 94ZM213 91V90H212ZM218 91V92H219ZM224 91H226V90H224ZM224 91H221V92H224ZM242 91V90H241ZM249 91H250V89H249ZM248 91V92H249ZM253 91H255V90H253ZM263 91H264V89H263ZM5 92V91H4ZM66 92V91H65ZM92 92V91H91ZM96 92V91H95ZM98 92V91H97ZM99 92H101V90L99 91ZM136 92V93H137ZM149 92V91H148ZM150 92H151V90H150ZM153 92V91H152ZM159 93L160 92H162V91H158ZM166 92V91H165ZM176 92V91H175ZM206 92V91H205ZM220 92V93H221ZM233 92V91H232ZM15 93H17V94H15ZM64 93V92H63ZM66 93H68V92H66ZM77 93V92H76ZM102 93V94H103ZM109 93V92H108ZM164 93V92H163ZM173 93V92H172ZM176 93H179V92H176ZM196 93V92H195ZM204 93V92H203ZM226 93V92H225ZM235 93V92H234ZM242 93V92H241ZM245 93V92H244ZM261 93H264V92H261ZM1 94H3L2 95V97H1ZM83 94H84V92H83ZM90 94H92V93H90ZM95 94V93H94ZM111 94V93H110ZM145 93H142V97H143V95H144ZM148 94H150V93H148ZM148 94H147V97H148ZM152 95H153V93H151ZM150 94V95H151ZM167 94V93H166ZM165 94V95H166ZM188 95L190 94V93H187ZM193 94H194V92H193ZM213 94V93H212ZM231 94V92L229 91V95ZM236 94V93H235ZM239 94H240V91H239ZM252 94V93H251ZM253 94H255V93H253ZM73 95H74V93H73ZM79 95H81V94H79ZM85 95H87V93L85 94ZM97 95V94H96ZM95 95V96H96ZM130 95H132V93L130 94ZM136 95V94H135ZM139 95V94H138ZM137 95V98L138 99H140V97L141 96H138ZM141 95V94H140ZM146 95V94H145ZM159 95V94H158ZM162 95V94H161ZM160 95V96H161ZM175 95H178V94H175ZM184 95V94H183ZM192 95V94H191ZM203 95V94H202ZM216 95V94H215ZM218 95V94H217ZM223 95V94H222ZM229 96L227 93L225 94V95H223V97L224 96ZM234 95V94H233ZM232 95V96H233ZM242 95V94H241ZM256 95L257 94H255V98H256ZM259 95H262V94H259ZM264 95V94H263ZM262 95V96H263ZM63 96V95H62ZM75 96V95H74ZM77 96V95H76ZM75 96V97H76ZM108 96V95H107ZM112 96V95H111ZM168 96V95H167ZM205 96V95H204ZM209 96V95H208ZM219 96L221 97V95L219 94ZM231 96V97H232ZM236 96V98H238L237 97V95H235ZM235 96H233V98H235ZM243 96V95H242ZM252 96L253 95H251V98H252ZM258 96V95H257ZM262 96H260L261 98H263ZM9 97H6V99L7 98H9ZM46 97V98H47ZM65 97V96H64ZM66 97H67V95H66ZM71 97V96H70ZM82 96H80V98H81ZM84 97V96H83ZM100 97V96H99ZM104 97H105V95H104ZM110 97V96H109ZM108 97V98H109ZM145 97V96H144ZM155 97H158V96H155ZM175 97V96H174ZM191 97V96H190ZM259 97V96H258ZM259 97V98H260ZM42 98V97H41ZM44 98V97H43ZM50 97H48V99H50V100H52ZM77 98V97H76ZM79 97H78V99H80ZM89 98V97H88ZM87 98V99H88ZM108 98H106L107 100H108ZM112 98V97H111ZM110 98V99H111ZM126 98V97H125ZM167 98H169V96L167 97ZM166 98V99H167ZM172 98H173V96H172ZM176 100L177 101H179V99L180 98H178V96H176ZM199 98H200V96H199ZM204 98V97H203ZM217 98V97H216ZM227 97H225V99H226ZM232 98V100H234ZM236 98H235V100H236ZM248 98H250V97H248ZM260 98V99H261ZM3 99V100H4ZM5 99V100H6ZM66 99V98H65ZM71 99V98H70ZM74 98H72V100H73ZM77 99V100H78ZM85 98H82V101L84 100ZM132 99V98H131ZM144 99V98H143ZM146 99V98H145ZM163 99V98H162ZM161 99V100H162ZM221 99V98H220ZM220 99L218 98V100H219V102H220ZM224 99V98H223ZM222 99V100H223ZM239 99H241V98H239ZM4 100V101H5ZM49 100V101H50ZM52 100V101H53ZM62 100H64L63 98H62ZM91 101V99H88V101ZM97 100H98V98H97ZM101 100V98H99V101ZM103 100V99H102ZM129 100V99H128ZM134 100V99H133ZM156 100V98L154 99V101ZM160 100V99H159ZM172 100V99H171ZM175 100V99H174ZM174 100H172L171 102H173ZM185 100V99H184ZM201 100V99H200ZM203 100V99H202ZM213 100V99H212ZM212 100H211V102H212ZM217 100V101H218ZM230 100V99H229ZM231 100V101H232ZM238 100V99H237ZM256 100V102H257V104H258V101L259 100H257V98L255 99ZM10 101V100H9ZM41 101H43V100H41ZM45 101H46V99H45ZM48 101V100H47ZM66 101V100H65ZM69 101H71V100H69ZM75 101V100H74ZM92 101H93V99H92ZM92 101H91V103H92ZM105 101V100H104ZM104 101H102V102H104ZM135 101V100H134ZM139 101H141V100H139ZM145 101V100H144ZM190 101H191V99H190ZM224 101V100H223ZM223 101H221V103L223 102ZM251 101H253V99L251 100ZM261 101V100H260ZM66 102H68V100L66 101ZM77 102V101H76ZM76 102H74V103H76ZM78 102H80L79 100H78ZM83 102H85V100L83 101ZM87 102V101H86ZM130 102H131V100H130ZM143 102V101H142ZM162 102V101H161ZM160 102V103H161ZM175 102V101H174ZM180 102V101H179ZM192 102V101H191ZM214 102V101H213ZM219 102H215L216 104H218ZM225 102H228V101H225ZM234 102V101H233ZM237 102H239V100L237 101ZM240 102H244L243 100H240ZM254 102V101H253ZM43 103H45L44 101H43ZM55 103H57V105H59V107L58 106H55L54 107V105H56ZM70 102H68V104H69ZM82 103V102H81ZM91 103H89V104H91ZM96 103V102H95ZM94 103V104H95ZM101 103V102H100ZM121 103V102H120ZM128 103V102H127ZM144 103V102H143ZM142 103V104H143ZM148 103H151V104H153L152 102H148ZM159 103V104H160ZM176 103V102H175ZM174 103V104H175ZM178 103V102H177ZM210 103V102H209ZM208 103V104H209ZM215 103H213V104H215ZM232 103V102H231ZM247 102H244V104H246ZM250 103V102H249ZM62 104V103H61ZM62 104V105H63ZM83 104V103H82ZM86 104H88V102L86 103ZM85 104V105H86ZM93 104V105H94ZM98 104V103H97ZM135 105H137V103L135 102L134 103ZM165 104L167 105V104H169L170 105V107H171V104L169 103V102H165ZM165 104H162V106L160 107L161 108V110L163 111V108H164V111H165V107H163V105H165ZM185 104H187V103H185ZM206 104V103H205ZM204 104V105H205ZM211 104V103H210ZM209 104V105H210ZM225 103L223 102V105H224ZM228 104H230V103H228ZM235 104V103H234ZM240 104V103H239ZM259 104H260V102H259ZM261 104H264V103H261ZM34 105V104H33ZM46 105V103L44 104V106ZM76 105L77 106H79L80 104H78V103H76ZM92 105V106H93ZM96 105V104H95ZM103 105H105L104 103H103ZM131 105V104H130ZM148 105V104H147ZM150 105V104H149ZM157 105V104H156ZM165 105V106H166ZM187 105H189V103L187 104ZM203 105V104H202ZM219 105H221V104H219ZM231 105H233V104H231ZM235 105H237V103L235 104ZM242 105V104H241ZM77 106H76V108H77ZM80 106H82V105H80ZM89 106V105H88ZM138 106V105H137ZM190 106V105H189ZM225 106H226V104H225ZM246 106V105H245ZM258 106V105H257ZM1 108H2V106H0ZM70 107V106H69ZM83 107H85V106H83ZM93 107H96V106H93ZM131 107H132V105H131ZM130 107V108H131ZM134 107H136V106H134ZM163 107V108H162ZM183 107V106H182ZM194 107V106H193ZM197 107V106H196ZM205 107H206V105H205ZM211 107V106H210ZM214 107V106H213ZM221 107H223L222 105H221ZM236 107V106H235ZM244 107V106H243ZM243 107H242V109H243ZM250 107V106H249ZM253 107V106H252ZM251 107V108H252ZM255 107V106H254ZM262 107H264V106H262ZM262 107H261V109H262ZM30 108V107H29ZM31 108H32V106H31ZM36 108H39V107H36ZM75 108V107H74ZM88 108V107H87ZM96 108H98V107H96ZM95 108V109H96ZM100 108V107H99ZM102 108V107H101ZM126 108V107H125ZM124 108V109H125ZM144 108V107H143ZM149 108V107H148ZM154 108H155V106H154ZM168 108V107H167ZM172 108V107H171ZM180 108V107H179ZM189 108V107H188ZM202 108V107H201ZM231 108H233V107H231ZM230 108V109H231ZM70 109H72V108H70ZM89 109V108H88ZM91 109V108H90ZM89 109V110H90ZM102 109H104V108H102ZM150 109V108H149ZM211 109V108H210ZM241 109V108H240ZM247 109H248V106H247ZM2 110V109H1ZM30 110H32V109H30ZM38 110V109H37ZM83 110H84V108H83ZM99 110H101V109H98V111L97 112H99ZM127 110V109H126ZM138 110V109H137ZM141 110H143V109H141ZM147 110V109H146ZM145 110V111H146ZM156 110H158V109H156ZM167 110V109H166ZM169 110V109H168ZM172 110V109H171ZM183 110H184V108H183ZM183 110H181L179 113H177V115L179 116V117H177L176 119L174 118L175 116L173 115V118H171V119H169L170 121H171V123H175V122H177V119L179 118V119H181V120H183L185 117H187L186 116V114H185V112H183ZM187 110V109H186ZM215 110H219V107H218V109H215ZM227 110V109H226ZM233 110V109H232ZM232 110L230 111V113L232 112ZM237 110V109H236ZM251 110V109H250ZM263 110V109H262ZM34 111H35V108H34ZM72 111V110H71ZM85 111V110H84ZM91 111V110H90ZM92 111H93V108H92ZM94 111H96V110H94ZM93 111V112H94ZM121 111H123V110H121ZM121 111H120V113H121ZM134 112H135V109L133 110ZM173 111V110H172ZM177 111V110H176ZM185 111V110H184ZM205 111V110H204ZM224 111V110H223ZM243 111V110H242ZM247 111V110H246ZM255 111V110H254ZM254 111H253V113H254ZM259 111V110H258ZM1 112V111H0ZM38 112V111H37ZM108 112H110V111H108ZM116 112V111H115ZM142 112V111H141ZM148 112H149V110H148ZM166 112H169V111H166ZM189 112V111H188ZM212 112H214V115L213 114H210L211 116L210 117H213V116H215V111H212ZM219 112V111H218ZM221 113H223L222 111H220ZM228 111H225L224 112V114L226 113V114H228L229 115V113H227ZM249 112V111H248ZM247 112V113H248ZM252 112V111H251ZM259 112H261V111H259ZM259 112H257V114L258 115H254V116H257L258 117V120H259V118H261L260 120H263L264 121V114H263V111H262V115L261 114H259ZM32 113H34V112H32ZM86 113V112H85ZM90 112H88V114H89ZM92 113V112H91ZM125 113V112H124ZM129 113V112H128ZM140 113V112H139ZM147 113V112H146ZM156 113H158V112H156ZM162 113V112H161ZM164 113V112H163ZM172 113V112H171ZM203 113V112H202ZM205 113V112H204ZM234 113H236V112H234ZM37 114V113H36ZM84 114V113H83ZM87 113H86V115H88ZM99 114V113H98ZM115 114V113H114ZM123 114V113H122ZM152 114V113H151ZM159 114V113H158ZM224 114H222V115H224ZM250 114V113H249ZM255 114V113H254ZM31 115V114H30ZM85 115V117H90L89 115L88 116H86ZM91 115H93V114H91ZM103 115V114H102ZM137 115H139V114H137ZM162 115V114H161ZM168 115V114H167ZM191 115H192V113H191ZM193 115H195L194 113H193ZM201 115V114H200ZM207 115H208V113H207ZM206 115V116H207ZM227 115V116H228ZM32 116H33V114H32ZM94 116H97V115H94ZM98 116H100V115H98ZM97 116V117H98ZM144 116V115H143ZM148 116H150V115H148ZM162 116H164V115H162ZM219 116H220V114H219ZM234 116V114L232 115V116H230V118L231 117H233ZM251 116V115H250ZM29 117V116H28ZM34 117V116H33ZM37 117V116H36ZM35 117V118H36ZM120 117H122V115H120ZM169 117V116H168ZM189 117V116H188ZM218 117V116H217ZM224 117V116H223ZM239 117V116H238ZM93 118V117H92ZM114 118V117H113ZM128 118V117H127ZM147 118V117H146ZM149 118H152V117H149ZM153 118H154V116H153ZM164 118V117H163ZM191 118V117H190ZM195 118H196V116H195ZM220 118H221V116L219 117V118H217V120H216V122L218 121V120H220ZM225 118V117H224ZM250 118V117H249ZM31 118H29V120H30ZM38 119V118H37ZM88 119V118H87ZM118 120H119V118H117ZM116 119V120H117ZM145 119V118H144ZM161 119V118H160ZM159 119V120H160ZM167 119V118H166ZM192 119V118H191ZM200 119V118H199ZM199 119H197V120H199ZM211 120H212V118H210ZM214 119H216V118H213V120ZM229 119V118H228ZM236 119V118H235ZM240 119H241V117H240ZM243 119V118H242ZM18 120V119H17ZM129 120H132V119H130L129 118ZM143 120V119H142ZM196 120V119H195ZM206 120H207V118H206ZM211 120L208 122H206V123H212L211 122ZM226 120H227V118H226ZM225 120V121H226ZM230 120V119H229ZM246 120V119H245ZM3 121V120H2ZM38 121V120H37ZM113 121V120H112ZM115 121V120H114ZM150 121H152V120H150ZM155 121V120H154ZM192 121H194V119L192 120ZM224 121V120H223ZM223 121L220 123V124H222L223 123ZM234 121H236V120H234ZM248 121V120H247ZM20 122V121H19ZM32 122V121H31ZM51 122H50V124H51ZM144 122V121H143ZM188 122H190V121H188ZM205 122V121H204ZM240 122V121H239ZM257 122V124H260L259 122H261V125H259L260 127H262V129L264 128L263 126H262V121H256ZM40 123V122H39ZM113 123H115V122H113ZM112 123V124H113ZM120 123V122H119ZM128 123V122H127ZM131 123V122H130ZM192 123V122H191ZM190 123V124H191ZM197 123V122H196ZM202 123V122H201ZM215 123V122H214ZM213 123V124H214ZM225 123V122H224ZM224 123H223V125H224ZM230 123H231V121H230ZM255 123V122H254ZM253 123V124H254ZM9 124V123H8ZM14 124H15V121H14ZM30 124V123H29ZM41 124V123H40ZM43 124H44V122H43ZM49 124V125H50ZM55 124H53L52 123V126H54L55 127V129H56V126H55ZM122 124V123H121ZM135 124V123H134ZM140 124V123H139ZM195 124V123H194ZM212 124V128L211 127H208V126H206V125H202V127H201V125H200V122H198L197 124H195L196 125V127H195V125H193V124H191L192 126H194L195 127V129L196 130H192V134H193V132H195L196 133V138H197V136H205V134H209V135H218V137H220L219 138V140H218V138H217V136H216V138H217V143L218 142H221L220 144H219V146H216L217 144H215L214 146L215 147H212V148H210L209 150H210V152H208V153H206L205 155L207 156V158H209V161H208V159H206V157L205 158H203L202 160H204V159H206L210 164H208V163H206V162H201V164H203V165H201V166H204V167H206L205 165H208L209 167H211V158L210 157H208V156H210V155H208V154H215V153H218V152H222V150L223 149H228V148H231L232 147V145H233V147L236 145V142L238 141H240L241 142V138H243V137H241L242 136V134H243V131L244 130H242V133H241V136H239V133L238 132H236V131H234V129H233V127H232V129L230 128V129H226V128H222V125H220V124H218V123H215L214 125ZM216 124H218L217 125V127L216 128H214V126L216 125ZM226 124V123H225ZM229 124V123H228ZM233 124V121H232V123H231V125ZM243 124V123H242ZM244 124H246V122L244 123ZM250 124V123H249ZM252 124V123H251ZM3 125V124H2ZM10 125H11V123H10ZM20 125V127L22 126L21 124H19ZM31 125V124H30ZM32 125H34L33 123H32ZM36 125V124H35ZM44 125H46V124H44ZM126 124H125V122H124V126H125ZM131 125H133V124H131ZM138 125V124H137ZM207 125H209V124H207ZM230 125V124H229ZM228 125V126H229ZM235 125V124H234ZM255 125V124H254ZM254 125H251L250 126V128L252 127V126H254ZM17 126V125H16ZM24 126V125H23ZM28 126V125H27ZM26 126V127H27ZM48 126V125H47ZM46 126V127H47ZM111 126V125H110ZM109 126V127H110ZM116 126V125H115ZM147 126V125H146ZM149 126V125H148ZM181 126V125H180ZM226 126V125H225ZM224 126V127H225ZM227 126V127H228ZM233 126V125H232ZM249 126V125H248ZM247 126V127H248ZM256 126V125H255ZM2 127V126H1ZM0 127V128H1ZM19 127V126H18ZM19 127V128H20ZM45 127V126H44ZM44 127H40L41 129H43ZM50 127H51V125H50ZM53 127V128H54ZM79 127H81L80 129H79ZM108 127V126H107ZM117 127V126H116ZM122 127H123V125H122ZM199 127L201 128V129H199ZM231 127V126H230ZM18 128V129H19ZM31 128V127H30ZM49 128V127H48ZM52 127L50 128V129H53ZM113 128V127H112ZM125 128V127H124ZM131 128V127H130ZM142 128H144V127H142ZM150 128V127H149ZM160 128V127H159ZM186 128V127H185ZM190 128H192V127H190ZM240 128V127H239ZM245 128V127H244ZM256 128V127H255ZM254 128V129H255ZM257 128H259L258 127V125H257ZM256 128V129H257ZM21 129V128H20ZM38 129V128H37ZM36 129V130H37ZM41 129H39L40 131H42ZM65 129V128H64ZM113 129H115V128H113ZM119 129V128H118ZM120 129H121V127H120ZM126 129V128H125ZM134 129V128H133ZM132 129V131L133 132H135V131H137V130H133ZM147 129V128H146ZM155 129V128H154ZM241 129V128H240ZM243 129V128H242ZM253 129V128H252ZM255 129V130H256ZM3 130V129H2ZM6 130H7V128H6ZM16 130V129H15ZM32 130H33V128H32ZM31 130V131H32ZM35 130V131H36ZM45 130V129H44ZM47 130V129H46ZM59 130V129H58ZM63 130V129H62ZM105 130H107V129H105ZM104 130V131H105ZM108 130H110V128H108ZM108 130H107V132H108ZM117 130V129H116ZM151 130V129H150ZM169 130V129H168ZM191 130H190V134H191ZM248 130V129H247ZM257 130H259V129H257ZM256 130V131H257ZM30 131V130H29ZM60 131V130H59ZM121 131L123 132V130L121 129ZM120 130H119V133L121 132ZM128 131V130H127ZM132 131H130V129H129V131L128 132H132ZM249 131V130H248ZM250 131H251V129H250ZM249 131V132H250ZM253 131V130H252ZM255 131V132H256ZM260 131V130H259ZM259 131H257V132H259ZM4 132V131H3ZM9 132V131H8ZM19 132V131H18ZM21 132V131H20ZM24 132H26L25 130H24ZM27 132H28V130H27ZM38 132V131H37ZM45 132V131H44ZM57 131H55V133H56ZM106 132V131H105ZM128 132H126V133H128ZM139 132V131H138ZM142 132H143V130H142ZM178 132V131H177ZM183 132V131H182ZM185 132V131H184ZM239 132H241L240 130H239ZM245 132V131H244ZM248 132V133H249ZM261 132H262V130H261ZM264 132V131H263ZM262 132V133H263ZM10 133H12V132H10ZM52 133V132H51ZM58 134H59V132H57ZM60 133H62V132H60ZM118 133V134H119ZM124 134L125 136H123L122 134L120 135L121 136V138H122V136H123V138L124 137H126V136H128L127 134ZM136 133V132H135ZM141 133V132H140ZM194 133V134H195ZM198 133H200V135L198 134ZM229 133L230 134H232V137L230 138V137H227L226 135L228 134V136H229ZM3 134V133H2ZM1 134V135H2ZM16 134V133H15ZM30 134V133H29ZM28 134V135H29ZM33 134V133H32ZM35 135L37 134V133H34ZM40 134H41V132H40ZM39 134V135H40ZM46 134H47V132H46ZM104 134V133H103ZM129 134V133H128ZM132 134V133H131ZM131 134H129V136L128 137H133V136H131ZM137 134V133H136ZM144 134V133H143ZM150 134V133H149ZM183 134V133H182ZM192 134H191V136H192ZM193 134V135H194ZM245 134V133H244ZM258 134H260V132L258 133ZM257 134V135H258ZM264 134V133H263ZM262 134V135H263ZM10 135V134H9ZM25 135V134H24ZM49 135H51L50 133H49ZM48 135V136H49ZM54 135H56V134H54ZM101 135V134H100ZM106 135V134H105ZM110 135H111V133H110ZM145 135V134H144ZM143 135V136H144ZM246 135H248V134H246ZM251 135H253V133H251ZM256 134H254V136H255ZM261 135V134H260ZM259 135V136H260ZM42 136L43 135H41V136H39L40 137V139L42 138ZM46 136V135H45ZM99 136V135H98ZM114 136V135H113ZM116 136V139H118V137H117V135H115ZM119 136V135H118ZM136 136V135H135ZM183 136V135H182ZM187 136V135H186ZM239 136V137H238ZM248 136H250V134L248 135ZM17 137H18V135H17ZM29 137V136H28ZM38 137V136H37ZM47 137V136H46ZM50 137V136H49ZM54 137H56V136H54ZM65 137V136H64ZM63 137V138H64ZM111 137V136H110ZM109 137V138H110ZM128 137H126V138H124V139H126L125 140V142L128 140V139H130V141H132L131 140V138H128ZM147 137V136H146ZM146 137H144V138H142L143 140L146 138ZM177 137V136H176ZM175 137V138H176ZM194 137V136H193ZM206 137L207 136H205V138L204 139H206ZM211 137V136H210ZM252 137V136H251ZM264 137V136H263ZM4 138H5V135H4ZM12 138H13V136H12ZM23 138V137H22ZM60 138H62V137H60ZM67 138V137H66ZM66 138H64V141H65V139ZM108 138V139H109ZM115 138V137H114ZM122 138V141L121 142H123V139ZM136 137H134V139H135ZM181 138H183V137H181ZM188 138V137H187ZM199 138V137H198ZM202 138V137H201ZM238 138H240V140H237ZM253 138V137H252ZM1 139H3V137L1 138ZM10 139V138H9ZM28 139V138H27ZM32 139H33V137H32ZM44 139V138H43ZM140 139V138H139ZM174 139V138H173ZM195 139V138H194ZM209 139H211V138H209ZM212 139H214V137H212ZM245 139V138H244ZM257 139H259V138H257ZM261 139V141L260 142H262V138H260ZM264 139V138H263ZM7 140V139H6ZM11 140V139H10ZM24 140V139H23ZM34 140V139H33ZM49 140V139H48ZM55 140H56V138H55ZM67 140V139H66ZM121 140V139H120ZM141 140V139H140ZM148 140V139H147ZM180 140V139H179ZM190 140H192V138L190 139ZM196 140V139H195ZM207 140H208V137H207ZM215 140V139H214ZM18 141H19V139H18ZM42 141H44V140H42ZM60 141V140H59ZM109 141V140H108ZM117 141V140H116ZM118 141H119V139H118ZM117 141V142H118ZM138 141V140H137ZM182 141H183V139H182ZM182 141H181V143H182ZM189 141V140H188ZM187 141V142H188ZM204 141V140H203ZM206 141V140H205ZM204 141V142H205ZM210 141V140H209ZM216 141V140H215ZM245 141H247V140H243V143L245 142ZM249 141H251V140H249ZM10 142V141H9ZM16 142V141H15ZM20 142H23V141H20ZM33 141H31L30 142V144L32 143ZM67 142V141H66ZM71 142H73V140H70V141H68V144H70ZM105 142V141H104ZM107 142V141H106ZM140 142V141H139ZM138 142V143H139ZM147 142V141H146ZM185 142V141H184ZM197 142H200V139H198V141H196V143ZM203 142V143H204ZM214 141L212 140V143H213ZM237 142V143H238ZM240 142L237 144V145H239L240 144ZM254 143H252V144H256L255 142V140L253 141ZM258 143L257 144H259V140L257 141ZM264 142V141H263ZM1 143V142H0ZM6 143V142H5ZM103 143V142H102ZM108 143V142H107ZM114 143H115V140H114ZM137 143V142H136ZM144 143H145V141H144ZM175 143V142H174ZM209 143V142H208ZM211 143V144H212ZM216 143V142H215ZM248 142H246V144H247ZM2 144V143H1ZM4 144V143H3ZM13 144H14V142H13ZM23 144V143H22ZM25 144H26V141H25ZM24 144V145H25ZM27 144H28V142H27ZM29 144V145H30ZM33 144V143H32ZM52 144V143H51ZM67 144V143H66ZM109 144H112V143H110L109 142ZM118 144H119V146H120V143L118 142ZM118 144H116L115 143V145H117L118 146ZM133 144H134V142H133ZM141 144H143V143H141ZM161 144V143H160ZM159 144V145H160ZM176 144H177V142H176ZM183 144V143H182ZM193 144V143H192ZM192 144H191V146H192ZM198 144V143H197ZM207 144V143H206ZM211 144H210V146H211ZM242 144V143H241ZM249 144V143H248ZM264 144V143H263ZM18 145H21L20 143H18ZM17 145V146H18ZM35 145V144H34ZM40 145V144H39ZM45 145V144H44ZM49 145V144H48ZM55 145V144H54ZM58 145V144H57ZM63 145V144H62ZM62 145H60L61 147H64V146H62ZM105 145H106V143H105ZM123 145H124V143H123ZM122 145V146H123ZM129 145H130V143H129ZM128 144H127V146H129ZM134 145H136V144H134ZM144 145V144H143ZM142 145V147L140 148L141 150L140 151H143V153H146V152H144L145 151V149H146V147L147 146H143ZM202 145V144H201ZM205 145V143L202 145V147ZM208 145V144H207ZM251 145V144H250ZM12 146V145H11ZM15 146V145H14ZM38 146V145H37ZM43 146V145H42ZM47 146V145H46ZM50 146V145H49ZM53 146V145H52ZM68 146V145H67ZM90 146V145H89ZM88 146V147H89ZM110 146V145H109ZM113 146H114V144H113ZM186 146V145H185ZM209 146V145H208ZM242 146V148H244L243 146H244V144H242L241 145ZM252 146V145H251ZM259 147L261 146V145H258ZM10 147V146H9ZM24 147V146H23ZM35 148H36V146H34ZM33 147V148H34ZM39 147V146H38ZM48 147V146H47ZM51 147V146H50ZM49 147V148H50ZM58 147V146H57ZM70 147V146H69ZM74 147V146H73ZM83 147V146H82ZM91 147V146H90ZM115 147V146H114ZM124 147V146H123ZM132 147H133V145H132ZM156 147V146H155ZM162 147V146H161ZM160 147V148H161ZM197 147H198V145H197ZM202 147H199V148H201L202 149ZM237 147H240V146H237ZM245 147H246V145H245ZM257 147V146H256ZM16 148V150H17V147H15ZM27 148H28V146H27ZM56 148V147H55ZM78 148V147H77ZM98 148V147H97ZM116 149H117V147H115ZM121 148V147H120ZM119 148V149H120ZM125 149H126V147H124ZM135 148H136V146H135ZM158 148V147H157ZM165 148V147H164ZM176 148V147H175ZM181 148V147H180ZM180 148H179V150H180ZM194 148V147H193ZM207 147H203V149H206ZM249 148V147H248ZM247 147H246V149L245 150H247L248 149ZM5 149H7V148H5ZM18 149H19V147H18ZM25 149V148H24ZM32 149V148H31ZM37 150H38V148H36ZM45 149V148H44ZM51 149H53V148H51ZM60 149V151L62 150L61 148H59ZM58 149V150H59ZM67 149V148H66ZM90 149V148H89ZM96 149V148H95ZM113 149V148H112ZM118 149V150H119ZM122 149V148H121ZM134 149V148H133ZM133 149H132V152H133ZM137 149H139V148H137ZM155 149V148H154ZM153 149V150H154ZM163 149V148H162ZM182 149V148H181ZM197 149V148H196ZM233 149H235V147L233 148ZM238 148H236V150H237ZM240 149V148H239ZM250 149V148H249ZM248 149V151H250ZM255 149V148H254ZM264 148H262L261 150H263ZM37 150H35L34 149V151L36 152V154H37ZM50 150V149H49ZM57 150V151H58ZM71 150V149H70ZM78 150V149H77ZM84 150H85V148H84ZM130 150V149H129ZM178 150V151H179ZM182 150H184V149H182ZM190 150V149H189ZM207 150V149H206ZM208 150V151H209ZM231 150H232V148H231ZM236 150H235V154H236ZM243 152H244V150L243 149H241ZM24 151V150H23ZM28 151H30V150H28ZM39 151V150H38ZM48 151V150H47ZM56 151V150H55ZM57 151L56 152H54L55 154H51L52 156H57L56 155V153H57ZM66 151V150H65ZM65 151H63L64 153H67V152H65ZM89 151H91V150H89ZM114 151V150H113ZM122 152H124L123 150H121ZM127 151H128V149H127ZM126 151V152H127ZM131 151V150H130ZM148 151V150H147ZM166 151H167V148H166ZM196 151V150H195ZM202 151V150H201ZM204 151V150H203ZM223 151H226V150H223ZM233 151V150H232ZM1 152V151H0ZM9 152V151H8ZM19 152V151H18ZM52 152H53V150H52ZM82 152V151H81ZM109 152V151H108ZM107 152V153H108ZM150 152V151H149ZM159 153H161L160 151H158ZM190 152V151H189ZM200 152V151H199ZM256 152V151H255ZM259 152H260V150H259ZM264 151H262V153H263ZM3 153V152H2ZM6 153V152H5ZM15 153V152H14ZM13 153V154H14ZM50 151H49V155H50ZM75 153V152H74ZM110 153V152H109ZM125 153V152H124ZM123 153V154H124ZM129 153V152H128ZM142 153V154H143ZM165 154H166V152H164ZM201 153H204V152H201ZM227 153H229V152H227ZM226 153V154H227ZM233 153H234V151H233ZM239 153H240V151L238 152V156H239ZM249 153V152H248ZM247 152L246 153H244V155L245 154H248ZM251 153V152H250ZM254 153V152H253ZM261 153V152H260ZM4 154V153H3ZM7 154H9V153H7ZM33 154L34 153H32L31 155L33 156ZM44 154V153H43ZM42 154V155H43ZM62 154V153H61ZM86 154V153H85ZM105 154V153H104ZM103 154V155H104ZM149 154H151V153H149ZM155 154V153H154ZM158 154V153H157ZM175 154V153H174ZM173 154V155H174ZM176 154H177V152H176ZM187 154V153H186ZM185 154V155H186ZM190 154V153H189ZM199 154V153H198ZM222 154V153H221ZM225 154V153H224ZM231 154V153H230ZM243 154V153H242ZM4 155H6V154H4ZM15 155V154H14ZM26 155H27V153H26ZM26 155H24V156H26ZM45 155V154H44ZM64 155V154H63ZM76 155V154H75ZM84 155V154H83ZM83 155H80V156H83ZM111 155V154H110ZM122 155V154H121ZM144 155V154H143ZM142 155V156H143ZM161 155V154H160ZM188 155V154H187ZM190 155H192V154H190ZM194 155H196V154H194ZM200 155V154H199ZM232 155V154H231ZM234 155V154H233ZM232 155V156H233ZM13 156V155H12ZM17 156V155H16ZM23 156V157H24ZM29 156V155H28ZM37 156H40V154H39V152H38V154H37ZM46 156V155H45ZM44 156V158H46ZM72 156V155H71ZM70 156V157H71ZM80 156H79V159H80ZM90 156V155H89ZM139 156V154H138V151L136 152H134V153H131L130 152V155L128 154V156H126V158L124 159L123 157H124V155H123V161H122V163L119 165V167L118 168H120L121 169V171H122V168L124 169V168H129V167H132V168H135V166L133 167V166H131V165H136L137 163H139V161H137V157ZM159 156V155H158ZM164 156V155H163ZM182 156V155H181ZM219 156V155H218ZM217 156V157H218ZM226 156V155H225ZM232 156H230V157H232ZM250 156V155H249ZM259 156L260 155H258V157H256V159L257 158H259ZM2 157H3V155H2ZM1 157V158H2ZM5 157V156H4ZM9 157V156H8ZM22 157V156H21ZM27 157V156H26ZM29 157H31V156H29ZM43 157V156H42ZM62 155H58L57 156V159L59 158V160L60 159H62ZM73 157V156H72ZM152 157V156H151ZM153 157H154V155H153ZM175 157V156H174ZM176 157H177V155H176ZM175 157V158H176ZM186 157V156H185ZM188 157H190L189 155H188ZM195 157V156H194ZM194 157H192V159L194 158ZM199 157V156H198ZM215 157V158H214ZM216 156H213V160H215L216 161V158H217ZM221 157V156H220ZM226 157H228V156H226ZM235 158L237 157L236 155L234 156ZM240 157V156H239ZM238 157V158H239ZM243 157V156H242ZM264 155L262 156V157H260V158H262L263 160H264ZM0 158V159H1ZM16 158V157H15ZM32 158V157H31ZM30 158V159H31ZM63 158H65V156L63 157ZM67 158V157H66ZM161 158V157H160ZM164 158H166V157H164ZM178 158V157H177ZM197 158V157H196ZM195 158V159H196ZM219 158V157H218ZM222 158V157H221ZM221 158H219L220 160H221ZM225 158V157H224ZM241 158V157H240ZM245 158V157H244ZM249 158V157H248ZM247 158V159H248ZM253 158V157H252ZM6 159V158H5ZM35 159V158H34ZM36 159H38V158H36ZM56 159V160H57ZM117 159H118V157H117ZM143 159H145V158H142V160ZM149 159V158H148ZM167 159H168V157H167ZM194 159V160H195ZM197 159H199V158H197ZM218 159V160H219ZM237 159V158H236ZM251 159V158H250ZM256 159H254V160H256ZM4 160V159H3ZM10 160V159H9ZM42 160V159H41ZM53 160V159H52ZM51 159H50V161H48L49 163H51V161H52ZM58 160V161H59ZM77 160V159H76ZM99 160V159H98ZM109 160V159H108ZM141 160V159H140ZM147 160V159H146ZM158 160V159H157ZM163 160V159H162ZM169 160V159H168ZM176 160V159H175ZM174 160V161H175ZM179 160H180V158H179ZM186 160V159H185ZM185 160H183V161H185ZM212 160V161H213ZM220 160H219V162H220ZM225 160L226 159H224V164L222 165L223 166V169L225 168L224 167V165L226 164V162H225ZM241 160V159H240ZM253 160V159H252ZM251 160V161H252ZM254 160H253V162H254ZM263 160L262 161H260L259 160V163H257L258 161H255L256 162V164H254L253 162H251L252 163V167H254V166H257V167H260L259 169L257 168V167H255V171H251L250 169L251 168H246L247 170V172L245 173L246 175H241L240 177H239V179H238V177H236L235 178V180H236V182L238 183V182H240L239 184H242V186L244 187V184H245V188L247 187V185H248V187H253V189H252V191L254 190V192L255 191H257V192H259L258 190H255L254 189V187L256 188V186H260V185H263L264 184V162H263ZM27 161V160H26ZM45 161V160H44ZM54 161H55V158H54ZM63 160H60V162H62ZM69 161V160H68ZM74 161V160H73ZM103 161V160H102ZM118 161H119V159H118ZM149 161V160H148ZM167 161V160H166ZM173 161V160H172ZM173 161V162H174ZM187 161V160H186ZM199 161V160H198ZM214 161V162H215ZM227 161H229V160H227ZM245 161V160H244ZM248 161V160H247ZM14 162V161H13ZM16 162V161H15ZM47 162V163H48ZM57 162V161H56ZM121 162V161H120ZM180 161H178L177 160V164H176V166H183V164L180 162ZM196 162V161H195ZM213 162V165L215 166V164H216V162L214 163ZM223 162V161H222ZM222 162H220L221 164H222ZM242 162V161H241ZM246 162V161H245ZM249 161L247 162V164L248 163H250ZM9 163V162H8ZM11 163V162H10ZM9 163V164H10ZM17 163V162H16ZM37 163V162H36ZM70 163V162H69ZM78 163V162H77ZM142 163V162H141ZM146 163V162H145ZM152 163H154V161H152ZM160 163V162H159ZM167 163V162H166ZM165 163V161H163V164L165 165L166 164ZM172 163V162H171ZM170 163V164H171ZM185 163H187V162H185ZM198 163V162H197ZM199 163H200V161H199ZM218 163V162H217ZM231 163V162H230ZM21 164H22V160L21 161H19L18 162V164H16L17 166H20L21 167ZM26 164V163H25ZM24 164V165H25ZM41 164H42V162H41ZM51 164H56V163H51ZM79 164V163H78ZM112 164V163H111ZM149 164V163H148ZM155 164V163H154ZM157 164H158V162H157ZM163 164H161L162 166H164ZM169 164V163H168ZM167 164V165H168ZM174 164V163H173ZM190 164V163H189ZM220 164V165H221ZM233 164V163H232ZM238 164H240V162L238 163ZM237 164V165H238ZM242 164V163H241ZM240 164V165H241ZM244 164V163H243ZM253 164H254V166H253ZM2 165H4V164H2ZM8 165V164H7ZM28 166L30 165V168L32 167L31 166V162L29 161V164H27ZM27 165H25V166H27ZM32 165H33V163H32ZM69 165V164H68ZM92 165V164H91ZM139 165V164H138ZM143 165V164H142ZM147 165V164H146ZM150 165V164H149ZM152 165V164H151ZM186 165V164H185ZM195 165V164H194ZM199 165V164H198ZM213 165H212V167H213ZM217 165V164H216ZM219 165V166H220ZM229 165V164H228ZM246 165V164H245ZM0 166H1V164H0ZM9 166V165H8ZM13 166V165H12ZM25 166L23 167V169L25 168ZM35 166V165H34ZM33 166V167H34ZM42 166V165H41ZM49 166V165H48ZM47 166V167H48ZM53 166V165H52ZM71 166H73V165H71ZM160 166V165H159ZM162 166H160V167H162ZM190 166V165H189ZM188 166V164H187V167H189ZM197 166V165H196ZM200 166V167H201ZM243 166V165H242ZM15 167V166H14ZM14 167H13V169H14ZM20 167H16V168H19L20 169ZM51 167V166H50ZM56 167H57V164H56ZM69 167V166H68ZM76 167V166H75ZM143 167V166H142ZM146 167V166H145ZM144 167V168H145ZM168 167H169V165H168ZM168 167H165L164 166V169H162V170H165V169H167ZM173 167H174V165H173ZM186 167V166H185ZM185 167H182V168H185ZM197 167H199V166H197ZM218 167V166H217ZM232 167V166H231ZM235 167V166H234ZM233 167V168H234ZM244 167H248V166H244ZM243 167V168H244ZM250 167V166H249ZM10 168V167H9ZM22 168V167H21ZM30 168H28V171H30L29 169ZM53 168H55V167H53ZM52 168V169H53ZM112 168H117V167H107V166H102V167H99V169L96 171V169H94L95 171H93L92 173H91V175L92 174H94V175H100L102 172H108V173H110V171L112 172L113 170H111ZM117 168V169H118ZM148 168V167H147ZM150 168V167H149ZM154 168V167H153ZM169 168H171V166L169 167ZM176 168L177 167H174V169H173V172H172V175H176L175 174V172L177 171L176 170ZM189 168H192V166H190ZM189 168H187V169H185L186 170V173H189V172H187L188 171V169ZM215 168V167H214ZM213 168V170H215ZM230 168V167H229ZM233 168H230V169H233ZM239 168V167H238ZM238 168H237V170H238ZM7 169H8V167H7ZM18 169V170H19ZM27 169V168H26ZM34 169V168H33ZM40 169V168H39ZM68 169V168H67ZM71 169V168H70ZM73 169V168H72ZM79 169V168H78ZM92 169H93V167H92ZM143 169V168H142ZM157 169H158V166H157ZM160 169V168H159ZM172 169H170L171 171H172ZM178 169V168H177ZM181 169V168H180ZM179 169V170H180ZM200 169V168H199ZM245 169V168H244ZM253 169V168H252ZM3 170V169H2ZM2 170H0V171H2ZM50 170V169H49ZM76 170V169H75ZM126 170V169H125ZM131 170V169H130ZM151 170V169H150ZM175 170V171H174ZM178 170V171H179ZM183 171H184V169H182ZM192 170V169H191ZM198 170V169H197ZM197 170H196V172H197ZM203 170V169H202ZM207 170V169H206ZM224 170H226V168L224 169ZM227 170H228V168H227ZM239 170H240V168H239ZM254 170V169H253ZM14 171V170H13ZM23 171V170H22ZM24 171H26V170H24ZM24 171L23 172H21V175L24 173ZM32 171V170H31ZM39 171V170H38ZM133 171V170H132ZM135 171V170H134ZM133 171V172H134ZM148 171V170H147ZM153 171V170H152ZM154 171L156 172V170L154 169ZM166 171V170H165ZM201 171V170H200ZM204 171V170H203ZM203 171H202V173H203ZM210 171H211V169H210ZM209 171V172H210ZM232 171V170H231ZM234 171H235V169H234ZM4 172V171H3ZM18 172H20V171H18ZM17 172V173H18ZM27 172V171H26ZM36 172V171H35ZM52 172V171H51ZM88 172V171H87ZM118 172H120V171H118ZM141 172V171H140ZM146 172V171H145ZM158 172V171H157ZM156 172V173H157ZM159 172H161V170H159ZM167 172H169V170H167ZM180 172H182V171H179V173ZM185 172V171H184ZM215 172V171H214ZM213 172V173H214ZM53 173V172H52ZM56 173V172H55ZM60 173H61V171H60ZM64 173V172H63ZM90 173V172H89ZM88 173V174H89ZM100 173V174H99ZM124 173V172H123ZM153 173V172H152ZM155 173V174H156ZM162 173H164V172H162ZM170 173V172H169ZM167 174V175H169L170 176V178L172 177L171 176V173L170 174ZM183 173V172H182ZM212 173V174H213ZM216 173H217V171H216ZM224 173V172H223ZM223 173H221V174H223ZM227 173V172H226ZM233 174L235 173V172H232ZM7 174H8V172H7ZM10 174H11V171H10ZM12 174H14V173H12ZM20 174V173H19ZM26 174V173H25ZM32 174V173H31ZM36 174V173H35ZM39 174V173H38ZM75 174V173H74ZM79 174H81V173H79ZM84 174H86L85 172H84ZM112 174V173H111ZM113 174H114V172H113ZM126 174V173H125ZM124 174V175H125ZM133 174V173H132ZM149 174H151V173H149ZM177 174H178V172H177ZM181 174V173H180ZM183 174H185V173H183ZM193 174H194V171H193ZM198 174H200V173H198ZM215 174V173H214ZM229 174V173H228ZM17 175V174H16ZM28 175V174H27ZM26 175V176H27ZM73 175V174H72ZM76 175H78V174H76ZM87 175V174H86ZM85 175V176H86ZM123 175V174H122ZM124 175H123V177H122V180H125L124 179ZM128 175V174H127ZM127 175H125V178H128V177H126ZM157 175H159V173H157ZM157 175H156V178H157ZM162 176H163V174H161ZM164 175H165V173H164ZM186 175V174H185ZM191 175V174H190ZM210 175V174H209ZM208 175V176H209ZM220 175V174H219ZM225 175V174H224ZM223 175V176H224ZM237 175V174H236ZM1 176V175H0ZM5 176V175H4ZM9 176V175H8ZM11 176V175H10ZM13 176V175H12ZM31 176V175H30ZM38 176V175H37ZM48 176V175H47ZM63 176V175H62ZM81 176V175H80ZM102 176H103V173H102ZM106 176V175H105ZM108 176V175H107ZM106 176V177H107ZM117 177H118V175H116ZM116 176L115 177H112V178H114L113 180V182H116L117 181V179H116V181H115V178H116ZM119 176H121V175H119ZM129 176V175H128ZM151 176V175H150ZM162 176L160 177V178H162ZM169 176H168V178H169ZM177 176H179V175H177ZM181 176V175H180ZM194 176V175H193ZM198 176V175H197ZM222 176V178H226L227 179V176L226 177H223ZM234 176H235V174H234ZM19 177V176H18ZM18 177H16L17 179H19L20 180V178H18ZM25 177V176H24ZM32 177V176H31ZM40 177V176H39ZM43 176L41 175V178H42ZM61 177V176H60ZM73 177V176H72ZM79 177V176H78ZM93 177V176H92ZM95 177V176H94ZM98 177V176H97ZM109 177V176H108ZM111 177V176H110ZM140 177V176H139ZM153 177V176H152ZM165 177H166V175H165ZM165 177H163L164 179H165ZM184 177V175L182 176V177H179V179L180 180H182V181H185V180H187V175H186V177H184V178H186L185 180H183L182 178ZM12 178V177H11ZM45 178V177H44ZM85 178V177H84ZM87 178V177H86ZM91 178V177H90ZM89 178V179H90ZM99 178H100V176H99ZM99 178H98V180H99ZM102 178V177H101ZM138 178V177H137ZM141 178V177H140ZM144 178H146V177H144ZM151 178V177H150ZM149 178V179H150ZM167 178V177H166ZM168 178H167V182L169 181L168 180ZM177 178V182H179L180 180L178 179V177H176ZM196 178V177H195ZM220 178V177H219ZM218 178V179H219ZM228 178H229V175H228ZM0 179H3V178H0ZM10 179V178H9ZM13 179H14V177H13ZM25 179V178H24ZM30 179V178H29ZM40 179V178H39ZM68 179V178H67ZM76 179V178H75ZM79 179H81V177L79 178ZM94 179V178H93ZM93 179H91V180H93ZM103 179H104V177H103ZM111 179V178H110ZM128 179H130V181L132 180L131 179V176H129V178ZM136 179V178H135ZM139 179V178H138ZM159 179V177L157 178V179H155V177H154V179H153V181H155V180H158ZM173 179H175V177L173 176ZM201 179H203V178H201ZM212 178H210V180H211ZM217 179V180H218ZM221 179V178H220ZM219 179V180H220ZM231 179V178H230ZM18 180V181H19ZM21 180H23V178L21 179ZM32 180H33V177H32ZM42 180H44V179H41V183L43 182ZM51 180V179H50ZM96 181H97V179H95ZM104 180H107V179H104ZM121 180V181H122ZM127 180V179H126ZM166 180V179H165ZM195 180V179H194ZM213 180H214V178H213ZM222 180V179H221ZM220 180V181H221ZM223 180H225V179H223ZM229 180V179H228ZM227 180V181H228ZM232 180H234V177H232ZM230 181V184H231V182H233V181ZM235 180H234V182H235ZM10 181V180H9ZM30 181H31V179H30ZM40 181V180H39ZM46 181V180H45ZM45 181H44V183H45ZM48 181V180H47ZM67 181V180H66ZM73 181V180H72ZM87 181V180H86ZM95 181V182H96ZM108 182H109V179L107 180ZM112 181V180H111ZM119 182H120V177H119V180H118ZM118 181H117V183H118ZM128 181V180H127ZM129 181V182H130ZM133 181V180H132ZM144 181H145V179H144ZM159 181V180H158ZM157 181V182H158ZM164 181V180H163ZM173 181V180H172ZM189 181V180H188ZM215 181V180H214ZM1 182V181H0ZM8 182V181H7ZM12 182V181H11ZM25 182L26 181H24L23 182V184H21V185H24L25 184ZM49 182V181H48ZM47 182V183H48ZM74 182V181H73ZM93 182V181H92ZM113 182H111V183H113ZM164 182H166V181H164ZM186 182V181H185ZM206 182V181H205ZM213 182V181H212ZM217 182V181H216ZM215 182V183H216ZM219 182V181H218ZM223 182V181H222ZM6 183V182H5ZM16 183V182H15ZM14 183V184H15ZM19 183V182H18ZM40 183V182H39ZM60 183V182H59ZM82 183V182H81ZM102 183V182H101ZM101 183H99V184H101ZM106 183V182H105ZM117 183H115L116 185H117ZM121 183V182H120ZM120 183H118V185H120ZM145 183V182H144ZM147 183H148V181H147ZM152 183V182H151ZM161 183H162V181H161ZM170 183V182H169ZM174 183H176V180L174 181ZM174 183H172L173 185H174ZM179 183H181V182H179ZM184 183V182H183ZM211 183V182H210ZM214 183V182H213ZM226 182L224 181L223 182V184H225ZM12 184H13V182H12ZM31 184H32V182H31ZM43 184V183H42ZM61 184V183H60ZM59 184V185H60ZM90 184H92V183H90ZM95 184H97L98 185V183L96 182ZM107 184V183H106ZM110 184V183H109ZM109 184H107V186H109V187H111L112 185H109ZM125 184H127V182L125 183L124 182V186H125ZM133 184H134V181H133ZM176 184H178V183H176ZM200 184V183H199ZM218 184V183H217ZM219 184H220V182H219ZM222 184V183H221ZM228 184V183H227ZM26 185V184H25ZM66 184H64V186H65ZM68 185H70V182H69V184ZM89 185V184H88ZM102 185V184H101ZM104 185V184H103ZM151 185V184H150ZM157 184H155V186H156ZM226 185V184H225ZM232 185H233V183H232ZM234 185L236 186V185H238V184H235L234 183ZM250 185V186H249ZM4 186H5V184H4ZM14 186V185H13ZM71 186V185H70ZM77 186V185H76ZM84 186V185H83ZM87 186V185H86ZM122 186H123V184H122ZM131 186V185H130ZM142 186H144V184L142 185ZM154 186V185H153ZM161 186V185H160ZM169 187H170V184L168 185ZM175 186V185H174ZM177 186V185H176ZM184 186V185H183ZM187 187H189L188 185H186ZM185 186V187H186ZM190 186H192V185H190ZM205 186H206V183H205ZM229 186V185H228ZM234 186V187H235ZM6 187V186H5ZM28 187H29V185H28ZM55 187V186H54ZM53 187V188H54ZM62 187V186H61ZM73 187V186H72ZM82 187V186H81ZM101 187V186H100ZM100 187H98L97 186V188H98V190L97 191H95V193H93V194H95V195H93V197L94 196H96V192H99L100 194H101V188ZM104 187V188H103ZM102 187V189H105L106 188V186H103ZM113 188H114V185L112 186ZM111 187V188H112ZM127 187V186H126ZM129 187V186H128ZM169 187H167V188H169ZM179 187V186H178ZM186 187V188H187ZM206 187H208V184H207V186ZM220 187H221V185H220ZM220 187L218 186V188H219V190H220ZM224 187V186H223ZM231 187H233V186H231ZM230 187V188H231ZM233 187V188H234ZM247 187V188H248ZM262 187V186H261ZM2 188V186L0 187V189ZM31 188V187H30ZM30 188H28V190H31ZM94 188V186L92 187V189ZM95 188H96V186H95ZM94 188V189H95ZM122 188L123 187H121V190H122ZM145 188V187H144ZM157 188V187H156ZM161 188V187H160ZM167 188H165V189H167ZM199 188V187H198ZM210 188V187H209ZM214 188V189H213ZM212 189L213 190H215V187H213ZM217 188V189H218ZM237 188H238V186H237ZM240 188V187H239ZM244 188V189H245ZM11 189V188H10ZM34 188H32V190H33ZM48 189V188H47ZM60 189V188H59ZM74 189V188H73ZM87 189H90V185H89V187L87 188ZM133 189V188H132ZM131 189V190H132ZM158 189V188H157ZM171 189V188H170ZM179 189H180V187H179ZM178 189V190H179ZM203 189V188H202ZM227 189V188H226ZM229 189V188H228ZM243 189V190H244ZM250 189V188H249ZM248 189V190H249ZM260 189V188H259ZM13 189H11V191H12ZM19 190V189H18ZM26 190V189H25ZM27 190V191H28ZM54 190V189H53ZM69 190V189H68ZM82 190H83V188H82ZM100 190V191H99ZM108 190H110L109 188L107 189V191ZM126 190V189H125ZM143 190V189H142ZM152 190H154V189H152ZM205 190V189H204ZM218 190V191H219ZM242 190V189H241ZM246 190V191H245ZM244 191L245 192H247V193H249L250 194V191L248 192V190L247 189H245ZM262 190V189H261ZM19 191H21V189L19 190ZM22 191H23V188H22ZM22 191L20 192V193H22ZM70 191V190H69ZM92 191H94V190H92ZM110 191H113V190H110ZM110 191H109V193H110ZM161 191V190H160ZM169 191V190H168ZM181 191H183V190H181ZM191 191V190H190ZM189 191V192H190ZM194 191V190H193ZM198 191V190H197ZM201 191V190H200ZM212 191V190H211ZM217 191V190H216ZM221 192L223 191V189H221L220 190ZM224 191H225V188H224ZM234 191V190H233ZM232 191V192H233ZM252 191H251V194H252ZM1 192H2V190H1ZM6 192V191H5ZM10 192V191H9ZM8 192V193H9ZM59 192V191H58ZM62 192H63V190H62ZM64 192H66V191H64ZM83 192V191H82ZM88 192H89V190H88ZM91 192V191H90ZM89 192V193H90ZM114 192V194H115V190L113 191ZM112 192V193H113ZM117 192V191H116ZM122 192V191H121ZM134 192V191H133ZM136 192V191H135ZM142 192V191H141ZM151 192V191H150ZM158 192V191H157ZM164 192V191H163ZM177 192V191H176ZM186 192V191H185ZM208 193L210 192V191H207ZM226 192V191H225ZM229 193H230V191H228ZM7 193V192H6ZM12 193V192H11ZM18 193V192H17ZM26 193V192H25ZM25 193H24V195H25ZM31 193V192H30ZM73 193V192H72ZM72 193L70 194V195H72ZM104 192H102V194H103ZM105 193H107V192H105ZM104 193V194H105ZM137 193V192H136ZM156 193V192H155ZM159 193V192H158ZM158 193L156 194V195H158ZM162 193V192H161ZM175 193V192H174ZM173 193V194H174ZM206 193V192H205ZM204 193V194H205ZM207 193V194H208ZM210 193H212V192H210ZM215 193V192H214ZM218 193V192H217ZM225 194L224 193V195L223 196H225V199L226 200H228L229 201V198H231V195H234V194ZM237 193V192H236ZM244 193V192H243ZM260 193V194H259ZM258 194L257 193H255V194H257V195H255L254 193L252 194V195H254V197H251V198H247V200H245V205L243 204V202H242V204L244 205H239V206H241L239 209H237V211H235L236 209L234 208V209H232V210H234L233 212H232V210H230V211H223L221 208H223V207H221L220 209L222 210L221 211V214H220V210H215V211H210V208H209V210H207L206 208H207V202L205 203L206 204V208H204V206H203V208H204V210L206 209V211H204V212H206V214H205V216H204V218L202 219L203 220V222L204 223H202V224H204V228H207V229H209L210 231H212V232H216V234H217V232L219 233V232H224V231H226L227 232V230H230L231 231V229H233L232 230V233H234L235 231H234V229H236L237 230V228L238 229H241V231H242V228L241 227H243V228H245L244 226L245 225H247V223H249L251 220H252V218H254V216H257L256 215V213L258 212V211H263L264 210V191H263V193L261 194V191L259 192ZM14 194H16V193H14ZM34 194V193H33ZM67 193H65V195H66ZM77 194V193H76ZM79 194H82V193H79ZM88 194V193H87ZM98 194V193H97ZM99 194V195H100ZM101 194V195H102ZM111 194V193H110ZM110 194H106V195H110ZM130 194V193H129ZM133 194H135V193H133ZM133 194H131V195H133ZM179 194V193H178ZM177 194V195H178ZM195 194V193H194ZM238 194V193H237ZM242 194V193H241ZM19 195V194H18ZM22 195V194H21ZM20 195V196H21ZM27 195H29V193L27 194ZM46 195V194H45ZM63 195H64V193H63ZM65 195L62 197H60V198H65ZM83 195H85V193L83 194ZM99 195H98V197H99ZM100 195V196H101ZM105 195V196H106ZM120 195V194H119ZM118 195V196H119ZM145 195H148V194H145ZM152 195V194H151ZM154 195V194H153ZM152 195V196H153ZM159 195H160V193H159ZM169 195V194H168ZM186 195V194H185ZM184 195V196H185ZM191 195V194H190ZM196 195V194H195ZM199 195V194H198ZM209 195V194H208ZM220 195H222V194H220ZM219 195V196H220ZM236 195V194H235ZM234 195V196H235ZM239 195V194H238ZM3 196V194H1V196L0 197H2ZM7 196V195H6ZM5 196V197H6ZM14 196V195H13ZM26 196V195H25ZM77 196V195H76ZM88 196V195H87ZM87 196L85 197V199H83V200H88L89 198H87ZM91 195L89 194V197H90ZM104 196V197H105ZM107 196V197H108ZM113 196V194H111V196H109V198L111 199V197ZM115 196V195H114ZM122 196V195H121ZM126 196V195H125ZM138 196H140V195H138ZM200 196V195H199ZM198 196V197H199ZM202 196V195H201ZM200 196V197H201ZM210 196V195H209ZM217 196V195H216ZM215 196V197H216ZM237 196V195H236ZM245 196H247V195H245ZM4 197V198H5ZM18 198H20L19 196H17ZM28 197H30V196H28ZM43 197V196H42ZM69 197V196H68ZM71 197V196H70ZM75 197V196H74ZM79 197V196H78ZM81 197V196H80ZM83 197V196H82ZM92 197V196H91ZM103 197V198H104ZM137 197V196H136ZM143 197V196H142ZM150 197V196H149ZM162 197H163V195H162ZM180 197H181V194H180ZM186 197H188V196H186ZM197 197V198H198ZM203 197H206L205 195L203 196ZM211 197V196H210ZM210 197H206V198H210ZM228 199H227V198ZM233 197V196H232ZM237 197H240V196H237ZM244 197V195L242 196V198ZM247 197H249V195L247 196ZM67 198V197H66ZM65 198V199H66ZM77 198V197H76ZM87 198V199H86ZM103 198H102V200H100L101 198H97V199H99L100 201H103L104 202V200H107L106 202H108V200L109 199H107L106 197V199H104L103 200ZM116 198H117V196H116ZM177 198H178V196H177ZM191 198V197H190ZM206 198H204V199H206ZM214 198V197H213ZM212 197H211V199H213ZM224 198V197H223ZM236 198V197H235ZM241 198V197H240ZM11 199V198H10ZM23 199V198H22ZM71 199V198H70ZM79 198H77V201H80V200H78ZM186 199V198H185ZM192 199V198H191ZM203 198H201V200H202ZM217 199H218V197H217ZM232 199V198H231ZM233 199H234V197H233ZM238 199V198H237ZM246 199V198H245ZM0 200H1V202H2V200L3 199H1L0 198ZM5 200V199H4ZM14 200H17V201H15V202H19V200L18 199H14ZM24 200V199H23ZM26 200V199H25ZM64 200V199H63ZM67 200V199H66ZM138 200H139V198H138ZM141 200H142V198H141ZM146 200V199H145ZM148 200V199H147ZM149 200H151L150 198H149ZM181 200V199H180ZM187 200V199H186ZM194 200L196 201V199H195V197H194ZM197 200H199V198L197 199ZM207 200V199H206ZM220 200H221V198H220ZM225 200V201H226ZM244 200V199H243ZM242 200V201H243ZM7 201H9L8 200V198H7ZM65 201V200H64ZM93 201H95V203H94V207L95 206H97L96 205V202H98L96 199L95 200H93ZM92 201V202H93ZM99 201V202H100ZM127 201V200H126ZM128 201H129V199H128ZM136 201V200H135ZM152 201V200H151ZM157 201H158V197H157ZM162 201H164V200H162ZM188 201V200H187ZM189 201L191 202V200L189 199ZM193 201V200H192ZM204 201V200H203ZM212 202H213V200H211ZM224 201V202H225ZM227 201V202H228ZM239 202H240V200H238ZM238 201H236L237 202V204L239 203ZM3 202H5V201H3ZM10 202H14V201H11L10 200ZM22 203H23V201H21ZM86 202H89V200L88 201H85V203ZM92 202L90 203V205H89V210L88 211H90V212H94V211H91L92 209H90V207H91V204H92ZM114 202V201H113ZM139 202H140V200H139ZM144 202V201H143ZM148 202V201H147ZM197 202V201H196ZM199 202H201V201H199ZM198 202V203H199ZM215 203H217L216 201H214ZM234 202V201H233ZM6 203V202H5ZM9 202H7V204H8ZM63 203V202H62ZM67 204H66V206H69L68 205V202H66ZM70 203V202H69ZM74 203V202H73ZM73 203L72 204H70V205H73ZM79 203V205L81 204L82 205V203L81 202H78ZM105 203V202H104ZM117 203V202H116ZM129 203V202H128ZM127 203V204H128ZM141 203V202H140ZM162 203V202H161ZM165 203V202H164ZM163 203V204H164ZM168 203V202H167ZM171 202H169V204H170ZM176 203V202H175ZM180 203V202H179ZM187 203V202H186ZM202 203V202H201ZM209 203V202H208ZM219 203V202H218ZM223 203V202H222ZM229 203H231V201L229 202ZM11 204V203H10ZM14 204V203H13ZM98 204V203H97ZM100 205L102 204V202L101 203H99ZM106 204V203H105ZM137 204V207H138V203H136ZM160 204V203H159ZM178 204V203H177ZM176 204V205H177ZM192 204H194V201H193V203ZM235 205H236V203H234ZM12 205V204H11ZM21 205V204H20ZM61 205V204H60ZM59 205V206H60ZM75 205H77L76 204V202H75V204L73 205V209L74 208H76V207H74ZM78 205V206H79ZM86 205H88V203H86ZM86 205H83L86 209H87V206ZM93 205V204H92ZM102 205H104V204H102ZM108 205V204H107ZM110 205H111V202H110ZM113 205V204H112ZM112 205L110 206L111 208H112ZM154 205V204H153ZM165 205V204H164ZM181 205V204H180ZM186 205H188V203L186 204ZM185 205V206H186ZM191 205V204H190ZM189 205V206H190ZM201 205V204H200ZM202 205H204V204H202ZM213 205H214V203H213ZM212 205V206H213ZM216 205V204H215ZM218 205V204H217ZM6 206V205H5ZM13 206V205H12ZM17 206V205H16ZM65 206V207H66ZM118 206V205H117ZM148 206V205H147ZM162 206V205H161ZM160 206V207H161ZM166 206V205H165ZM168 206V205H167ZM182 206V205H181ZM192 206V205H191ZM190 206V207H191ZM198 206V205H197ZM211 206V205H210ZM211 206V207H212ZM220 206H222V205H220ZM226 206H228V205H226ZM232 206V205H231ZM230 206V207H231ZM2 207V206H1ZM8 207H10V206H8ZM84 207H81L80 206V208H84ZM93 207V206H92ZM98 208L99 207H101V206H97ZM104 207V206H103ZM103 207H101V208H103ZM137 207H136V209H137ZM140 207V206H139ZM171 207V206H170ZM184 207V206H183ZM183 207H181V209L183 208ZM187 207V206H186ZM200 207H202V206H200ZM209 207V206H208ZM96 208V207H95ZM94 208V209H95ZM149 208V207H148ZM152 208V207H151ZM172 208V207H171ZM177 208H178V206H177ZM185 208V207H184ZM183 208V209H184ZM213 208V207H212ZM212 208H211V210H212ZM215 208H216V206H215ZM219 208V207H218ZM226 208V207H225ZM2 209V208H1ZM50 209H52V208H50ZM49 209V210H50ZM65 209V208H64ZM68 209V207L65 209V211H64V213H66V210ZM77 209V208H76ZM86 209H84L85 210V213H84V211H83V213L84 214H86V213H88V211H86ZM107 209H109V208H107ZM139 209V208H138ZM145 209V208H144ZM157 209V208H156ZM162 209V208H161ZM164 209V208H163ZM162 209V210H163ZM165 209H167V208H165ZM168 209H169V206H168ZM174 209V208H173ZM172 209V210H173ZM181 209H176V210H180L181 211ZM2 210H4V209H2ZM9 210H11L10 208H9ZM14 210V209H13ZM20 210V209H19ZM60 210V209H59ZM63 210V209H62ZM68 210H71V213L70 214H72V217H73V219L75 218L74 216L75 215H77V214H75L74 213V211H73V213H72V209H68ZM78 210H79V208H78ZM95 210H98V209H95ZM100 210V209H99ZM103 210V209H102ZM148 210V209H147ZM149 210H150V208H149ZM159 210V209H158ZM157 210V211H158ZM170 210V209H169ZM175 210V209H174ZM185 210V209H184ZM184 210H182V211H184ZM187 210H189L188 208L186 209V211ZM194 209H192V211H193ZM198 210H200V208L198 209ZM203 210V209H202ZM12 211V210H11ZM34 211V210H33ZM52 211V210H51ZM61 211V210H60ZM77 211V210H76ZM104 212H105V209L103 210ZM111 211H113V210H111ZM117 211V210H116ZM115 211V212H116ZM120 211V210H119ZM129 211V210H128ZM127 211V212H128ZM137 211V210H136ZM141 211V210H140ZM142 211H144V210H142ZM152 211H153V209H152ZM191 211V212H192ZM219 211V212H218ZM2 212V211H1ZM3 212H5V211H3ZM46 212V211H45ZM57 212V211H56ZM70 212V211H69ZM69 212H67V213H69ZM90 212H89V214H90ZM98 212H100V211H98ZM106 212H108V211H106ZM105 212V213H106ZM126 212V211H125ZM169 212H171V211H169ZM179 212V211H178ZM178 212H175V213H173V214H176V213H178ZM199 212V211H198ZM11 213V212H10ZM13 213V212H12ZM38 213V212H37ZM47 213H48V211H47ZM47 213H45V214H47ZM79 213H82V209L80 210V212L78 211V214ZM159 213V212H158ZM181 213V212H180ZM187 213H189V215H191L190 214V212L188 211V212H186V214ZM193 213V212H192ZM260 213V212H259ZM262 213V212H261ZM264 213V212H263ZM31 214H34V213H30V215ZM58 214V213H57ZM60 214H62V213H60ZM73 214H75V215H73ZM89 214H87V216L89 215ZM95 214V213H94ZM101 214V213H100ZM127 214H129V213H127ZM131 214V213H130ZM170 214H172V213H170ZM181 214H183V213H181ZM180 214V215H181ZM186 214H185V217H186ZM200 213H198V214H196V220H197V216L199 215ZM218 214H220V215H218ZM39 215V214H38ZM65 215V214H64ZM81 214H79V216H80ZM91 216H92V213L90 214ZM109 215H110V213H109ZM117 215V214H116ZM118 215H119V213H118ZM144 215V214H143ZM152 215V214H151ZM150 215V216H151ZM154 215H155V213H154ZM158 215V214H157ZM159 215H160V213H159ZM163 215H165V214H163ZM179 215V216H180ZM262 215H264V214H262ZM261 214H260V216H262ZM60 216V215H59ZM66 216H68L67 214H66ZM65 216V217H66ZM78 215H77V217H79ZM113 216H115V215H113ZM121 216V215H120ZM175 216V215H174ZM178 216V215H177ZM176 216V217H177ZM193 216H195V215H193ZM203 216H201V217H203ZM61 217H62V215H61ZM69 217V216H68ZM68 217H67V219H68ZM82 217V216H81ZM84 217H86V215H84ZM83 217V218H84ZM97 217V216H96ZM99 217V216H98ZM117 217V216H116ZM126 217H127V215H126ZM131 217V216H130ZM130 217H129V219H130ZM135 217V216H134ZM137 217H139L138 216V214H137ZM164 217V216H163ZM189 218H190V216H188ZM201 217H199L198 219H201ZM43 218V217H42ZM100 218V217H99ZM105 218V217H104ZM141 218V217H140ZM152 218V217H151ZM158 218H159V216H158ZM169 217H167L166 218V220L168 219ZM171 218V217H170ZM179 218V217H178ZM182 218V217H181ZM192 218V217H191ZM194 218V217H193ZM192 218V219H193ZM259 218V217H258ZM261 218V217H260ZM259 218V219H260ZM262 218H263V216H262ZM63 220H65V218H64V216H63V218H62ZM69 219L74 223V222H76V218H75V221H73L70 217H69ZM78 219V218H77ZM103 219V218H102ZM118 219H119V216H118ZM136 219V218H135ZM144 219V218H143ZM156 219V218H155ZM160 219H162V217L160 218ZM256 219V218H255ZM1 220V219H0ZM8 220H10V219H8ZM25 220V219H24ZM38 220V219H37ZM55 220V219H54ZM79 220H80V218H79ZM81 220H82V218H81ZM93 220V219H92ZM99 220V219H98ZM114 220H115V217H114ZM117 220V219H116ZM120 220V219H119ZM125 220V219H124ZM134 220V219H133ZM150 220H152V219H150ZM149 219H148V221H150ZM156 220H158V219H156ZM195 220V219H194ZM261 220V219H260ZM263 220V219H262ZM261 220V221H262ZM46 221V220H45ZM60 221H61V219H60ZM66 221V220H65ZM71 221H70V223H71ZM84 221V220H83ZM87 221V220H86ZM95 221H96V219H95ZM121 221V220H120ZM145 221V220H144ZM147 221V222H148ZM160 221V220H159ZM168 221H170V220H168ZM254 221V220H253ZM253 221H251V225H250V227L252 226V222ZM264 221V220H263ZM4 222V221H3ZM27 222V221H26ZM78 222V221H77ZM91 222V221H90ZM109 222V221H108ZM131 223H132V221H130ZM146 222V221H145ZM163 223L164 222H166L165 220H163L162 221ZM180 222V221H179ZM188 222V221H187ZM255 222H257V220H255ZM5 223V222H4ZM69 223V222H68ZM95 223V222H94ZM105 223H106V221H105ZM124 223H125V221H124ZM127 223V222H126ZM129 223V222H128ZM135 223V222H134ZM151 223V222H150ZM155 223V222H154ZM196 223H198V221H196ZM24 224V223H23ZM79 224V223H78ZM80 224H82V223H80ZM87 224H89L88 222H87ZM92 224V223H91ZM100 224H101V222H100ZM99 224V225H100ZM103 224V223H102ZM115 224H117L116 222H115ZM137 224V223H136ZM160 224V223H159ZM158 224V225H159ZM169 223H167V225H168ZM199 224V223H198ZM201 224V223H200ZM250 224V223H249ZM256 224V223H255ZM32 225V224H31ZM53 225V224H52ZM61 225V224H60ZM64 225V224H63ZM63 225H62V227H63ZM90 225V224H89ZM94 225V224H93ZM96 225V224H95ZM123 225V224H122ZM126 225V224H125ZM128 225V224H127ZM126 225V226H127ZM132 225V224H131ZM144 225V224H143ZM146 225V224H145ZM150 225H152V224H150ZM149 225V226H150ZM155 225V224H154ZM192 225V224H191ZM195 225V224H194ZM194 225H192L193 227H194ZM258 225H260V224H258ZM26 226V225H25ZM97 226V225H96ZM100 226H102V225H100ZM115 226H117V225H115ZM119 226V225H118ZM129 226V225H128ZM138 226V225H137ZM165 226V225H164ZM174 226V225H173ZM180 226V225H179ZM198 226V225H197ZM256 226V225H255ZM254 226V227H255ZM263 226V225H262ZM40 227H41V225H40ZM43 227V226H42ZM47 227H48V225H47ZM67 227V226H66ZM73 227V226H72ZM83 227V226H82ZM89 227V226H88ZM87 227V228H88ZM141 227V226H140ZM139 227V228H140ZM152 227H153V225H152ZM155 227V226H154ZM157 227V226H156ZM162 227V226H161ZM160 227V228H161ZM170 227V226H169ZM183 227V226H182ZM191 227V226H190ZM189 227V228H190ZM192 227V228H193ZM248 227H249V225H248ZM259 226H257V228H258ZM77 228V227H76ZM81 228V227H80ZM85 228V227H84ZM84 228H82V229H84ZM98 228V227H97ZM100 228V227H99ZM113 228L114 229H116L114 226H113ZM112 228V229H113ZM121 228H122V226H121ZM120 228V229H121ZM127 228V227H126ZM136 228V227H135ZM142 228V227H141ZM145 228V227H144ZM147 228H149V227H147ZM147 228H146V230H147ZM163 228V227H162ZM188 228V229H189ZM253 228V227H252ZM256 228V227H255ZM256 228V229H257ZM18 229V228H17ZM44 229V228H43ZM48 229V228H47ZM75 229V228H74ZM79 229V228H78ZM78 229H77V233H78ZM95 229V228H94ZM183 229H185V228H183ZM183 229H182V231H183ZM187 229V230H188ZM194 229H195V227H194ZM198 229V228H197ZM254 229V228H253ZM252 229V230H253ZM255 229V230H256ZM262 229V228H261ZM73 230V229H72ZM71 230V231H72ZM80 230V229H79ZM87 230V229H86ZM85 229H84V231H86ZM97 230V229H96ZM110 230V229H109ZM119 230V229H118ZM124 230V229H123ZM127 230H129V228L127 229ZM133 230H135V229H133ZM138 230V229H137ZM162 230V229H161ZM160 230V231H161ZM164 230V229H163ZM180 230V229H179ZM98 231V230H97ZM101 231V230H100ZM126 231V230H125ZM136 231V230H135ZM152 231V230H151ZM155 231V230H154ZM154 231H152V232H154ZM157 231V230H156ZM167 231V230H166ZM169 231V230H168ZM167 231V232H168ZM190 231H191V229H190ZM189 231V232H190ZM203 231H205L204 229H203ZM234 231V232H233ZM241 231L239 232L240 233V235H241ZM258 231H259V229H258ZM258 231H256L257 232V234L261 231V234L262 235H264V230H260L259 232ZM42 232V231H41ZM58 232V231H57ZM69 232V231H68ZM74 232H75V230H74ZM82 232V231H81ZM119 232V231H118ZM131 232H132V230H131ZM134 232V231H133ZM188 232V233H189ZM201 233H202V230L200 231ZM209 232V231H208ZM221 232V233H222ZM245 232H246V230H245ZM256 232H254V233H256ZM94 233V232H93ZM99 233V232H98ZM101 233V232H100ZM107 233H109V232H107ZM113 233V232H112ZM138 233V232H137ZM137 233H136V235H137ZM142 233H144V232H142ZM156 233V232H155ZM161 233V232H160ZM163 233V232H162ZM196 233V232H195ZM210 233V232H209ZM220 233V234H221ZM231 233V232H230ZM229 233V234H230ZM248 233V232H247ZM252 233H253V231H252ZM253 233V234H254ZM60 234V233H59ZM65 234V233H64ZM106 234V233H105ZM115 234V233H114ZM121 234V233H120ZM123 234H126V233H123ZM152 234H154V233H152ZM165 234H167L166 232H165ZM168 234H169V232H168ZM177 234V233H176ZM187 235V234H185V232L183 233H181V235ZM194 234V233H193ZM219 234V235H220ZM223 234V233H222ZM225 234V233H224ZM223 234V235H224ZM228 234V235H229ZM249 235L251 234V233H248ZM257 234H254L255 236H258L259 237V235L260 236H262L260 233H259V235H257ZM102 235V234H101ZM109 235V234H108ZM122 235V234H121ZM128 235V234H127ZM131 235H132V233H131ZM155 235V234H154ZM180 235V234H179ZM179 235H178V237H179ZM192 235V234H191ZM213 235V234H212ZM219 235H217V237L219 236ZM222 235V237H224ZM237 235V234H236ZM244 235V234H243ZM61 236V235H60ZM66 236V235H65ZM95 236V235H94ZM110 236V235H109ZM118 236V235H117ZM120 236V235H119ZM123 236V235H122ZM130 235H128V237H129ZM138 236V235H137ZM156 236H157V233H156ZM176 236V235H175ZM188 236H190V235H188ZM187 236V237H188ZM198 236V235H197ZM210 236V235H209ZM233 236V235H232ZM253 236V235H252ZM98 237V236H97ZM105 237H106V235H105ZM116 237V236H115ZM145 237V236H144ZM150 237V236H149ZM158 237H162V236H158ZM170 237H172V236H170ZM177 237V236H176ZM181 237V236H180ZM192 237V236H191ZM190 237V238H191ZM196 237V236H195ZM213 237H215V236H213ZM225 237H227V240H229L228 239V236H225ZM241 237V236H240ZM243 237V236H242ZM241 237V238H242ZM257 237V238H258ZM62 238V237H61ZM93 238V237H92ZM96 238V237H95ZM102 238V237H101ZM109 238V237H108ZM123 238V237H122ZM121 238V239H122ZM124 238H125V236H124ZM148 238V237H147ZM164 238V237H163ZM166 238H168V237H166ZM173 238V237H172ZM186 238V237H185ZM200 238V237H199ZM212 238V237H211ZM236 238V237H235ZM238 238V237H237ZM248 238H249V236H248ZM256 238V239H257ZM262 238H264V237H262ZM107 239V238H106ZM119 239V238H118ZM150 239V238H149ZM155 239V238H154ZM159 239V238H158ZM174 239H175V237H174ZM178 239V238H177ZM187 239V238H186ZM209 239V238H208ZM245 239V238H244ZM252 239V238H251ZM250 239V240H251ZM255 239V238H254ZM254 239H252V240H254ZM101 240V239H100ZM120 240V239H119ZM146 240H148V239H146ZM173 240V239H172ZM193 240V239H192ZM216 240H218V239H216ZM220 240V239H219ZM237 240V239H236ZM241 240V239H240ZM17 241V240H16ZM22 241V240H21ZM85 241V240H84ZM88 241V240H87ZM96 241V240H95ZM109 241V240H108ZM117 241V240H116ZM116 241H114V242H116ZM125 241V240H124ZM153 241V240H152ZM167 241V240H166ZM165 241V242H166ZM178 241V240H177ZM187 241V240H186ZM190 241V240H189ZM188 241V242H189ZM197 241V240H196ZM199 241V240H198ZM209 241V240H208ZM207 241V242H208ZM19 242V241H18ZM118 242H120V241H118ZM122 242V241H121ZM127 242V241H126ZM148 243H143V242H141V243H139V242H137V245L135 244V241H134V243H132V244H128L129 246L131 245L132 247H131V249H128L127 248V250H125L124 251V254L126 253V256L128 255V257L130 256L129 254H131V255H134V253L135 254H139V252H145L146 253V251L147 252H151V250H147L146 248H144V247H147V246H151L152 245V243L150 242V241H147ZM154 242V241H153ZM159 242V241H158ZM161 242V241H160ZM173 242V241H172ZM181 242V241H180ZM184 242H185V240H184ZM213 242V241H212ZM234 241H232V243H233ZM240 242V241H239ZM260 242V241H259ZM9 243V242H8ZM24 243V242H23ZM78 243V242H77ZM80 243V242H79ZM99 243V242H98ZM131 243V242H130ZM138 243H139V245H141L143 248H141V246H140V248L139 247H136V246H138ZM178 243H179V241H178ZM204 243V242H203ZM56 244V243H55ZM94 244V243H93ZM96 244V243H95ZM100 244V243H99ZM102 244V243H101ZM156 244V243H155ZM158 244V243H157ZM167 244V243H166ZM165 244V245H166ZM169 244V243H168ZM195 244V243H194ZM206 244V243H205ZM260 244V243H259ZM15 245H17V244H15ZM19 245V244H18ZM44 245V244H43ZM52 245V244H51ZM73 245V244H72ZM89 245H91V244H88V246ZM113 245H115V244H113ZM122 245H124V242H123V244ZM136 245V246H135ZM153 245H154V243H153ZM175 245H176V243H175ZM187 245V244H186ZM192 245V244H191ZM197 245V244H196ZM207 245V244H206ZM242 245H244V244H242ZM262 245V244H261ZM24 246V245H23ZM29 246V245H28ZM111 246V245H110ZM119 246H121V245H119ZM135 246V248H139V249H134L133 247ZM170 246H172V245H170ZM183 246V245H182ZM202 246V245H201ZM200 246V247H201ZM230 246V245H229ZM234 246V245H233ZM263 246V245H262ZM74 247V246H73ZM87 247V246H86ZM97 247V246H96ZM95 247V249H97ZM118 247V246H117ZM116 247V248H117ZM156 247V246H155ZM154 247V248H155ZM245 247H247V246H245ZM252 247V246H251ZM25 248H26V245H25ZM43 248V247H42ZM46 248V247H45ZM75 248H77L76 247V245H75ZM147 248H149V247H147ZM169 248V247H168ZM174 248V247H173ZM193 248V247H192ZM234 248V247H233ZM78 249H80V248H78ZM87 249H89V247L87 248ZM101 249V248H100ZM120 249V248H119ZM142 249V250H141ZM172 249V248H171ZM182 249V248H181ZM189 249V248H188ZM187 249V250H188ZM196 249V248H195ZM226 249V248H225ZM39 250V249H38ZM44 250V249H43ZM60 250V249H59ZM76 250V249H75ZM93 250V249H92ZM111 250H114V249H111ZM170 250V249H169ZM213 250V249H212ZM217 250H218V248H217ZM222 250V249H221ZM28 251V250H27ZM36 251V250H35ZM46 251V250H45ZM49 251V250H48ZM51 251V250H50ZM62 251V250H61ZM84 251V250H83ZM87 251V250H86ZM101 251V250H100ZM116 251H117V249H116ZM156 250H154V252H155ZM159 251V250H158ZM163 251V250H162ZM162 251L160 252V253H162ZM167 251V250H166ZM176 251H178V250H176ZM30 252V251H29ZM72 252V251H71ZM78 252H79V250H78ZM95 252V251H94ZM109 252H110V250H109ZM119 252V251H118ZM154 252H151V254H148V255H153L152 253H154ZM157 252V251H156ZM181 252V251H180ZM179 252V253H180ZM226 252V251H225ZM19 253V252H18ZM48 253V252H47ZM51 253V252H50ZM54 253V252H53ZM70 253V252H69ZM73 253V252H72ZM76 253V252H75ZM100 253V252H99ZM114 253H116V255H117V252H113V255H115ZM120 253V252H119ZM123 253V252H122ZM176 253V252H175ZM224 253V252H223ZM234 253V252H233ZM22 254V253H21ZM32 254V253H31ZM90 254V253H89ZM111 254V253H110ZM123 254V255H124ZM143 254V253H142ZM159 254V253H158ZM170 254V253H169ZM177 254V253H176ZM207 254V253H206ZM211 254V253H210ZM227 254V253H226ZM229 254V253H228ZM230 254H232V253H230ZM230 254H229V257H230ZM235 254V253H234ZM244 254H246V253H244ZM30 255V254H29ZM42 255H44V254H42ZM52 255V254H51ZM63 255H64V253H63ZM98 255V254H97ZM113 255H110V256H113ZM122 255V256H123ZM161 255V254H160ZM165 255V254H164ZM180 255V254H179ZM238 255H239V257H241L240 256V254L238 253ZM251 255V254H250ZM250 255H247V256H250ZM24 256H25V254H24ZM58 256V255H57ZM60 256H62V254L60 255ZM64 256H66V255H64ZM135 256V255H134ZM144 256V255H143ZM155 256V255H154ZM157 257H158V255H156ZM155 256V257H156ZM163 256V255H162ZM208 256H210L209 254H208ZM235 256V255H234ZM31 257V256H30ZM63 257V256H62ZM87 257V256H86ZM85 257V258H86ZM90 257H91V255H90ZM116 257H118V255L116 256ZM116 257H114V258H116ZM120 257V256H119ZM118 257V258H119ZM178 257V256H177ZM176 257V258H177ZM188 257V256H187ZM192 257V256H191ZM202 257H204V256H202ZM236 257V256H235ZM234 257V258H235ZM245 257V256H244ZM8 258V257H7ZM20 258V257H19ZM27 258V257H26ZM36 258V257H35ZM61 258V257H60ZM64 258V257H63ZM80 258H83V257H80ZM92 258V257H91ZM94 258V257H93ZM123 258V257H122ZM149 258V257H148ZM166 258V257H165ZM164 258V259H165ZM171 258H172V256H171ZM174 258V257H173ZM173 258H172V260H173ZM190 258V257H189ZM215 258V257H214ZM213 258V259H214ZM221 258V257H220ZM222 258H224L223 256H222ZM222 258H221V260H222ZM245 258H247V257H245ZM2 259V258H1ZM9 259H11V258H9ZM15 259H17V258H15ZM29 259V258H28ZM55 259V258H54ZM75 259V258H74ZM96 259V258H95ZM152 259H153V257H152ZM157 260H158V258H156ZM167 259V258H166ZM179 259H181V258H179ZM208 259V258H207ZM212 259V258H211ZM217 259V258H216ZM233 259V258H232ZM251 259V258H250ZM13 260H14V258H13ZM21 260V259H20ZM23 260H25L24 258H23ZM34 260V259H33ZM37 260V259H36ZM39 260V259H38ZM52 260V259H51ZM59 260V259H58ZM64 260V259H63ZM68 261H69V259H67ZM70 260H72V259H70ZM80 260H82V259H79V261L78 262H80ZM83 260H84V258H83ZM128 260H129V258H128ZM149 259H147V261H148ZM155 260V259H154ZM153 260V261H154ZM183 260V259H182ZM190 260V259H189ZM215 260V259H214ZM213 260V261H214ZM234 260V259H233ZM7 261V260H6ZM15 261V260H14ZM26 261V260H25ZM39 261H42V260H39ZM48 261V260H47ZM55 261V260H54ZM65 261V260H64ZM67 261V262H68ZM74 261V260H73ZM85 261V260H84ZM115 261V260H114ZM135 261V260H134ZM171 261V260H170ZM187 261V260H186ZM206 261V260H205ZM217 261V260H216ZM227 261V260H226ZM243 261V260H242ZM241 261V262H242ZM248 261H249V259H248ZM248 261H246V262H248ZM46 262V261H45ZM63 262V261H62ZM66 262V263H67ZM72 262V261H71ZM83 262V261H82ZM81 262V263H82ZM87 262V261H86ZM116 262V261H115ZM127 262V261H126ZM152 262V261H151ZM150 262V263H151ZM155 263H156V261H154ZM158 262V261H157ZM169 262V261H168ZM236 262V264H237V261H235ZM239 262H240V259H239ZM256 262H258V261H256ZM13 263V262H12ZM34 263V262H33ZM37 263V262H36ZM48 263V262H47ZM60 263V262H59ZM65 263V264H66ZM88 263H90V262H88ZM143 263V262H142ZM150 263H148L147 262V264H150ZM160 263H161V259H160ZM166 263V262H165ZM164 263V264H165ZM175 263V262H174ZM202 263V262H201ZM206 263V262H205ZM217 263V262H216ZM8 264V263H7ZM11 264V263H10ZM43 264V263H42ZM57 264V263H56ZM64 264V263H63ZM152 264V263H151ZM158 264H159V262H158ZM182 264H183V262H182ZM212 264V263H211ZM239 264V263H238ZM241 264V263H240ZM248 264V263H247Z\"/></svg>",
  "mask_w": 264,
  "mask_h": 264
}]
</instances>
